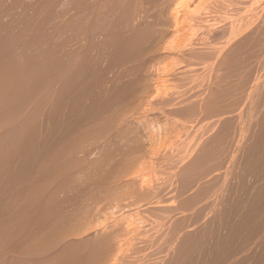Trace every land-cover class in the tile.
Listing matches in <instances>:
<instances>
[{
	"label": "rangeland",
	"instance_id": "1",
	"mask_svg": "<svg viewBox=\"0 0 264 264\" xmlns=\"http://www.w3.org/2000/svg\"><path fill=\"white\" fill-rule=\"evenodd\" d=\"M5 0H0V2H2L0 5V8H6V7H4L5 5L7 6V7H9V6H11V3H12V1L11 0H8V2H6V3H4L5 5L4 6H2V4H3V2H4ZM16 1V0H15ZM19 2H20V0H18ZM51 3H50V2ZM68 1H70V3L71 2H73L75 5H73V6H75V7H73L72 6V3L70 4ZM78 2H79V0H77ZM83 0H80V2L81 3H83L82 2ZM86 0H84V2H85ZM100 2V4H98L99 2ZM103 2V0H97V2H96V0H87V3L85 2V3H83V4H85L84 6H85V8H84V6H82L81 5V3L79 2L78 4H77V2H74L73 0L71 1V0H26V2H25V0L24 1H22L21 0V2L19 3H17V5H19V4H23V5H21V7H20V5H19V7L17 8L16 7V9L14 10V8H15V6L13 7V6H11L9 9H8V13H11V14H8L7 12H6V9H4V15H3V11H2V15H1V13H0V39L1 40H3V41H1L0 40V45L2 44H4L3 45V47H4V49H6V52H2L3 54L2 55H0V81H2V82H0V113L2 112V111H5V112H2V114L0 115V123L2 124H0L1 126H0V138H4L5 136V139L6 140H4V142H3V140L2 139H0V140H2L0 143H2V145L0 144V264H9V263H11V264H106V263H110V264H116V263H118V261H119V263L120 262H123V259H127V260H129V256H135L136 257V255L139 257V255L140 254H138V253H136V252H139V253H141V257L139 258V260L137 259L136 261H140L139 263H137L136 261H133V260H131V257H130V260L133 262V264L135 263V264H143V263H146V264H151V261H149V260H152V264H154V262H155V260L157 261V260H160V263H159V261L158 262H156V263H158V264H166L165 262L166 261H169V260H171V261H173L172 259H168V258H171V253L173 252L174 253V249H175V251H178V252H175L176 254H175V256L176 257H174V263L175 264H181L182 262H186L185 264H187L189 261L192 263V261H195V262H193V264L195 263V264H222V262H223V264L225 263V264H264V240H263V238H264V115H263V110H264V108H262L261 109V107H264L263 105H264V99H262V98H260V96H262V94L263 93H261V91H262V88L264 87V80H263V78H264V35H263V33H264V0H244V2H243V0H239L238 1V3H236L237 1L236 0H234L233 2L235 3H233V2H228L229 3V5H227V1L228 0H225L224 1V3L225 4H221L222 3V1L223 0H220L221 2H219L218 0H214V1H212V0H200V1H203V2H201L202 4H201V6H200V9H199V6H198V9H197V5H200L199 3H200V1L197 3V0H191V2H190V0H188L189 1V3H187L188 1H186V0H184V1H186V3L187 4H190V5H187L184 1V6H183V8H180V7H182V5H179L180 3V1L179 2H177V0H157L159 3H157V1L156 0H150V2L148 3V1L147 0H144V1H146V3H144V2H142L141 0L139 1L140 3H138V4H140V6L137 4V2L138 1H135V0H128V2H127V0H124V3L123 2H119V0L117 1H115V3L116 2H118L119 4H118V8L119 9H117V3L115 4L114 2H108V1H113V0H104V1H106V3L108 2V4L110 3H112L110 6H108V4H106L105 2H103V3H105L108 7H114L113 6V4H115L116 6V9L117 10H119V12H120V10H121V12L119 13V12H117L116 13V11H115V15L117 16V14H118V16L117 17H119L118 19H113V18H116V16L114 17L113 16V14L111 15L110 13H113V8H107L106 6H105V4H103L102 2ZM125 1L128 3V4H130V5H126L125 4ZM132 1V5H134V3H135V8L134 7H132L131 6V2ZM164 1H166V2H164ZM170 2L171 3V5H173L174 4V6H175V4H176V6H180L179 7V9H177L178 7H174L176 10H178V12H176L174 9V12L171 10V8H173V6L171 7V8H169L168 6L170 5V4H167L168 2ZM174 1V2H173ZM182 1V0H181ZM207 1V2H206ZM211 1H212V3H211ZM236 1V2H235ZM259 1V2H258ZM23 2V3H22ZM61 2H64V3H62L61 4ZM93 2H95V3H97V5L95 4V3H93ZM141 2H142V4L144 3L145 5H147L148 6V9L150 8L149 7V5H150V3H151V5L150 6H155L156 5V7H154V9H152L153 7H151V10H154V11H156V13L154 14V12L151 14L150 12H148L149 13V17H150V14H151V17H152V19H151V17L149 18V22H148V19L145 17V16H148L147 14V7L143 4H141ZM173 2V3H172ZM176 2V3H175ZM196 3L195 5L196 6H193V4L192 3ZM205 2V3H204ZM209 2V3H208ZM214 2H217V3H219V4H217V3H214ZM47 3H48V5H47ZM121 3V4H120ZM156 3V4H155ZM161 3V4H160ZM177 3H179V4H177ZM181 3V4H182ZM208 3V4H207ZM230 3H233L232 5L230 4ZM241 4V6H240V4ZM248 3V4H247ZM252 5H251V4ZM254 3H256V6L254 5ZM8 4H10L9 6H8ZM51 4V7H52V10H49V9H51V7H49V5ZM70 6H69V5ZM88 4H90V6L88 5ZM92 4V5H91ZM138 5V7H137V5ZM149 4V5H148ZM160 4V5H159ZM166 4V5H165ZM186 4V5H185ZM205 4H207L206 5V8H207V10L205 9H203L204 7H205ZM210 4H212L211 6L213 7V8H216L215 10L213 9V8H211V6H210ZM214 4H215V6H216V4L218 5V7H214ZM243 4V5H242ZM246 4V5H245ZM12 5H16V2L14 3V4H12ZM26 5V6H25ZM62 5H64V7L62 6ZM67 7H66V6ZM94 5H96V6H94ZM98 5L100 6V5H103V6H101V9H100V11L101 10H103V13H104V15H107V14H110L109 16L107 15L106 16V18H105V16L103 15V13L102 12H100L99 10H97L96 11V8H100V7H98ZM119 5H121V6H119ZM126 5V6H125ZM168 5V6H167ZM223 5V6H222ZM231 5V6H230ZM249 5H250V7H249ZM92 6H94V7H92ZM142 6V7H141ZM144 6V7H143ZM192 6L193 7H195L196 9H194V11H193V9H190V8H192ZM207 6H209L210 8H208ZM223 7V8H220V7ZM226 6H229V7H231V9L229 8L228 9V7L226 8ZM235 6H238V8L237 7H235ZM260 6V7H259ZM263 6V7H262ZM25 7V8H24ZM47 7V8H46ZM53 7H55V8H53ZM56 7H58V8H56ZM62 7V8H61ZM68 9H75L76 10V7H78V11H79V7L83 10V9H85V11H83V12H85V14L84 13H82V11H81V13L79 14V12H77L78 13V17L80 18V20L82 19L79 15H85L86 16V18L88 17V15H89V18H87V19H92L93 20V22L90 20H87L85 17H83L84 19H86V21H87V25L85 24V22H84V24L86 25V27H88L89 26V28H91L92 26H90L91 24H93V23H96L98 20V22L100 23L99 25L98 24H94L93 26H95L97 29H90V30H92V31H90L89 30V28L87 29V30H85L86 28H84L83 29V23H82V25L81 24H78V22H76V21H78V17H75V16H77L76 14L77 13H75L76 11L73 9V11H75L74 13H73V11H68V10H64V9H66V8ZM88 7H90L89 9L91 10V13L89 12V10H88ZM91 7L92 8H94L95 10H93L92 11V9H91ZM105 7V8H104ZM124 7H126V9L124 8ZM132 7V8H131ZM142 8V10H140L141 8ZM146 7V8H145ZM186 7H188V8H186ZM201 7H203V8H201ZM241 7V8H240ZM244 7V8H243ZM11 8L13 9V10H11ZM20 8V9H19ZM23 8V9H22ZM59 8H60V10H59ZM103 8V9H102ZM107 8V9H106ZM133 8H134V10H133ZM140 8V9H139ZM159 8V9H158ZM165 8H166V10H165ZM218 8V9H217ZM226 8V9H225ZM247 8H251V10L250 9H247ZM255 8V9H254ZM25 9V13H24V10ZM58 9V10H57ZM80 9V10H81ZM87 9V10H86ZM110 9V10H109ZM113 9V10H112ZM146 11H145V10ZM168 9H169V11H170V13L172 14V15H169V12H168ZM190 10V12L188 11V10ZM203 9V10H202ZM212 9V10H211ZM220 9V10H219ZM224 9V10H223ZM235 9V10H234ZM242 9H246L245 11L243 10L242 11ZM254 10V13H253V10ZM258 9H260V10H258ZM49 10V11H48ZM57 10V12H58V14L55 12ZM64 12H63V11ZM108 10V11H107ZM135 10H136V12H138V13H136L135 12ZM150 10V9H149ZM148 10V11H149ZM150 10V11H151ZM180 10V11H179ZM181 10H182V12H181ZM216 10H218V11H216ZM241 10V11H240ZM23 11V12H22ZM53 11V12H52ZM60 11V12H59ZM65 11L67 12L68 11V13H65ZM87 11L89 12V13H87ZM95 11V12H94ZM100 12V13H102L101 15L102 16H104V17H101L100 16V18H102L101 20H100V18L98 17V20H95V19H97V17L94 19L93 17H92V15H94V13L95 14H97L96 16H99L98 15V13L97 12ZM109 11H111V12H109ZM143 13H142V12ZM147 13L146 15H141V14H139V12L140 13H142V14H144L145 12ZM164 11V12H163ZM188 13H187V12ZM191 11H192V13L193 14H189V13H191ZM199 11V12H198ZM205 11V12H204ZM225 11V12H224ZM231 11V12H230ZM232 11H235V12H232ZM240 12V13H238V12ZM247 11H248V13H247ZM250 11V12H249ZM1 12V11H0ZM18 12V13H17ZM54 13V15H56V16H54V15H52V13ZM62 12V13H61ZM162 12H163V14H165V13H167L168 12V14L167 15H169V16H173V14H175L176 15V13H178L177 15H181V13H182V15L180 16V17H182V18H180L179 16H177L176 15V18H175V15H174V18H169L168 16H166V14L165 15H163L162 14ZM173 12V13H172ZM181 12V13H180ZM185 12V13H184ZM201 12H203V13H201ZM209 12V13H208ZM218 12V13H217ZM221 12V13H220ZM223 12V13H222ZM227 12H229V13H227ZM256 12V13H255ZM263 12V13H262ZM14 13H16V14H14ZM56 13V14H55ZM60 13V14H59ZM70 13V14H69ZM72 13L73 14H75V15H73V17L71 16L72 15ZM136 13V14H135ZM162 15H161V14ZM184 13V14H183ZM206 13V14H205ZM225 13V14H224ZM242 13H244L243 15H242ZM247 15H246V14ZM253 13V14H252ZM261 15H260V14ZM6 14V15H5ZM12 14H14L13 15V17H12ZM30 14V15H29ZM63 14H64V17H63ZM90 14H92V15H90ZM119 14H121L122 15V17L123 18H121V16L119 15ZM187 14H189V15H187ZM196 14V15H195ZM198 14V15H197ZM200 14H203V15H201V16H199ZM216 14H220L219 16H217ZM229 14H230V16H229ZM234 16H233V15ZM241 14V16H239ZM18 15L19 16H22V17H20V20L17 18L18 17ZM28 15V16H27ZM58 15L60 16L61 15V19H60V17H58ZM124 15H125V18L128 20H126L125 18H124ZM153 15V16H152ZM185 15H186V17L187 16H190L191 15V17L193 16V17H195V20L198 22L199 21V24L201 25H199L195 20H194V18H192L191 19V17H188V18H186L185 17ZM210 15V16H209ZM249 15H251V16H253V17H251L250 16V18L248 17V19H251V20H249V22L251 23V25L252 24H254V25H252V26H250V25H248L249 24V22H248V24H247V22L246 21H248V20H245V19H247L246 17L247 16H249ZM258 15V17L260 16V18H257L256 16ZM2 16H4L3 18H2ZM9 16H10V18L12 17V19L14 20V21H12V19H10L9 18ZM54 16V17H53ZM135 16H139V17H135ZM141 16V17H140ZM162 16V17H161ZM166 18H165V17ZM184 16V17H183ZM197 16H198V18H197ZM206 16H207V19H206ZM223 18H222V17ZM229 18H228V17ZM233 16V17H232ZM238 16V17H237ZM244 16V18H242ZM246 16V17H245ZM263 17V19H262V17ZM67 17V18H66ZM70 17V18H69ZM109 17V18H108ZM111 17H112V19H111ZM145 17V19H143V20H146V22L145 21H143L142 19H140V18H144ZM200 17H202V18H200ZM211 17H213V18H211ZM219 17V18H218ZM228 19H227V18ZM9 18V19H8ZM15 18V19H14ZM17 18V19H16ZM53 20H52V19ZM55 18V19H54ZM63 18V19H62ZM65 18V19H64ZM71 18H74V20H76L75 21V23H76V26H82V27H76L74 24H70L69 22H73L72 20H71ZM78 18V19H77ZM139 18V19H138ZM168 18L170 19V20H168ZM178 18V19H177ZM197 18V19H196ZM212 21H210L209 19ZM215 18V20H213ZM221 18V19H220ZM239 18H241V19H239ZM253 18V19H252ZM69 19V20H68ZM103 19H104V21H103ZM122 19L124 20V21H122ZM166 19V20H165ZM173 19H175V21H176V19L177 20H181L180 22L178 21V23H177V21H176V23L178 24V29H177V24H175L174 22H172V21H174ZM199 19H201V20H199ZM207 21H206V20ZM239 19V20H238ZM254 19H256L255 21L257 22H255L254 21ZM261 19V20H260ZM7 20V21H6ZM17 20V22L15 23V21ZM34 20V21H33ZM66 21L65 23H64V21ZM95 20V21H94ZM109 20V21H108ZM117 20H120V21H122V22H120V21H118L117 23H119V24H117L116 23V25H115V22L117 21ZM141 22H140V21ZM184 20V21H183ZM189 20V21H188ZM192 20V21H191ZM226 20V21H225ZM228 20V21H227ZM243 20H245V21H242ZM259 20H260V23H259ZM5 21V22H4ZM57 21V22H56ZM82 22H83V20H81ZM85 21V20H84ZM115 21V22H114ZM163 21V22H162ZM164 21H165V24H164ZM168 21H169V24H168ZM194 21L196 22V23H194ZM201 21V22H200ZM220 21H221V23H220ZM230 21H231V23H230ZM234 21V22H233ZM239 21H241L243 24H245V22H246V24L249 26H247L246 24H245V27H243V28H241L242 26H239L240 24L241 25H243L241 22H239ZM253 21H254V23H253ZM20 22V24H18ZM53 22H55V23H53ZM68 22V23H67ZM80 22V21H79ZM88 22H92L90 25H88ZM110 22H112V23H110ZM136 22V23H135ZM142 22L144 23V25L142 24ZM148 22V23H147ZM155 24H153V23ZM182 22V23H181ZM192 22V23H191ZM223 22V23H222ZM228 22V24L226 25L225 23H227ZM239 22V23H238ZM261 22H262V24H261ZM9 23V24H8ZM11 23V24H10ZM57 23V24H56ZM122 23H124L126 26H124L123 28L121 27L122 26ZM145 23H147L148 25H146ZM172 23V24H171ZM175 24V26H174V24ZM184 23H186V24H184ZM202 23V24H201ZM208 25H207V24ZM233 23V24H232ZM22 24V25H21ZM60 24H61V26H60ZM105 24L107 25L106 27H105ZM110 24H112V26L110 25ZM121 24V25H120ZM136 24V25H135ZM166 24H168V25H166ZM193 24V25H192ZM198 24V25H197ZM219 24V25H218ZM234 25V26H232V25ZM257 24V25H256ZM259 24V25H258ZM55 25V26H54ZM72 25H74L75 26V28H73L74 26H72ZM135 25V26H134ZM139 25V26H138ZM143 25V26H142ZM153 25L154 26H156V27H153ZM166 25V26H165ZM187 25V26H186ZM205 25V26H204ZM209 25H213L212 26V28H211V26H209ZM225 25L227 26V28L226 29H224L225 28ZM228 25H230V26H232V28H235V30H237V29H240L239 31H245L244 32V34H243V32L241 33V32H239L238 30L235 32L237 35V38H236V36L235 37H233L234 35H235V33L234 34H232L233 36H231V35H228L227 37H228V39L230 40H232V38H233V40L231 41H228L225 37H223L224 35H227L228 33H226V32H230L229 30H227L228 29ZM262 25V26H261ZM34 26V27H33ZM64 26H66V27H64ZM72 26V27H71ZM102 26V27H101ZM111 26V27H110ZM119 26V27H118ZM148 26V27H147ZM184 26V27H183ZM195 26V27H194ZM198 26V27H197ZM200 26V27H199ZM202 26H204V29H203V27ZM209 27V28H207V27ZM219 26V27H218ZM244 26V25H243ZM257 26L259 27V28H257ZM19 27H21V28H19ZM51 27H54V29L53 28H51ZM56 27V28H55ZM70 27V28H69ZM126 27H128V28H126ZM132 27V28H131ZM137 27H140L139 29L137 28ZM142 27V28H141ZM146 27V28H145ZM151 27V28H150ZM166 27H168V28H166ZM172 27H174V29H175V31L177 30V32H175L174 31V29L172 30ZM181 27V28H180ZM193 27V28H192ZM207 29H211L210 31L212 32V33H210V31L208 30V32L210 33V34H212L211 36H212V38L213 39H210L211 38V36H210V34L209 33H206V28ZM253 27V28H252ZM256 29H255V28ZM260 27H262V28H260ZM59 28H60V30H59ZM64 28V29H63ZM69 28V29H68ZM74 29V31L75 32H72L73 30H70V29ZM100 28V29H99ZM105 28V29H104ZM117 28V29H116ZM179 28H180V30H181V32H179L180 33V35H179V33H178V30H179ZM184 28V29H183ZM192 28V29H191ZM199 28V29H198ZM222 29L220 32H218L217 31V29L219 30V29ZM230 28V27H229ZM231 28V29H232ZM246 28V29H245ZM249 30H248V29ZM251 28V29H250ZM20 29V30H19ZM53 29V30H52ZM63 29V30H62ZM66 29H68V31H69V33H71L70 35H72L71 37H73L74 35L72 34V33H74V34H76L75 35V38H72L73 39V41H70V40H72V39H70L69 41L68 40H66V39H64V36L66 35L67 37L69 36V33H68V31H66ZM78 29H80L81 30V32H82V34H81V32H79L80 30H78ZM102 29V30H101ZM124 30L123 32H125V33H123L121 30ZM127 29V30H126ZM136 29V30H135ZM165 29V30H164ZM166 29H169V30H166ZM187 29V30H186ZM201 29V30H200ZM216 29V31L220 34V35H222V34H224V33H226V34H224V35H222V38L218 35V37H220V42L222 41V45H223V43L225 42H229V45L226 43V45H220L221 46V48L223 47V49H224V46H226L225 48H227L228 46H230V48L228 47L227 49H234L235 47V49H234V51L232 50L231 51V54H232V58L231 57H226L228 54H229V56L231 55L230 54V50L228 51V53H226L227 52V50L225 51H220V47H216V46H218V44H216L215 43V45H213L214 43H212V41L211 40H217V38L215 37L218 33L217 32H215V33H213V31ZM245 29V30H244ZM257 29H260V30H257ZM13 30V31H12ZM16 30V31H15ZM22 30V31H21ZM55 30H56V33H55ZM57 30H59L58 32H57ZM63 31V33L65 34L64 36H62V31ZM76 30H78V32L80 33H76ZM82 30H85L84 31V33H83V31ZM89 30V31H88ZM97 30V34H96V31ZM118 30V31H117ZM163 30V31H162ZM183 30V31H182ZM202 30H204V31H202ZM224 30V31H223ZM248 30V31H247ZM66 33H65V32ZM87 31V32H86ZM102 31H103V34H101L102 33ZM126 31L128 32V33H126ZM172 31V32H171ZM186 31V32H185ZM194 31V32H193ZM200 31H201V33H200ZM226 31V32H225ZM98 32H100L99 34H98ZM105 32V33H104ZM119 32V34H117ZM165 32H167V33H165ZM170 32V33H169ZM203 32V33H202ZM204 32H205V34L206 35H204ZM250 32V33H249ZM24 33V34H23ZM45 33V34H44ZM52 33V34H51ZM92 33H94V36H96V35H98L97 37H98V40L99 41H101L102 42V44L100 43V42H98V40H97V37L95 38V39H93L94 38V36L92 37L91 35H93ZM122 33V34H121ZM129 33H132V34H130L129 35ZM141 35H140V34ZM184 33L186 34V35H189V36H186V35H184ZM195 35H194V34ZM200 33V34H199ZM238 33H241V34H243V35H245L246 37H244L243 35H241V34H238ZM257 33V34H256ZM11 34H13L12 35V37H11ZM20 34V35H19ZM56 34V35H55ZM59 36H58V35ZM109 34V35H108ZM128 34V35H127ZM133 34H134V37H133ZM149 34V35H148ZM166 34V35H165ZM170 34V35H169ZM173 34V35H172ZM198 36H197V35ZM40 35V36H39ZM80 35V36H79ZM88 35H90V37H88ZM116 35H118V36H116ZM139 35V36H138ZM150 35H152V36H150ZM171 35L173 36V37H171ZM178 35V37L176 38V41H174V38L176 37V36ZM202 35V36H201ZM209 35V36H208ZM239 35H240V37H239ZM9 36V37H8ZM51 36V37H50ZM56 36H58V38H56ZM65 36V37H66ZM84 36V37H83ZM102 38H101V37ZM104 36V37H103ZM125 36V37H124ZM127 36V37H126ZM136 36V37H135ZM142 36V37H141ZM148 38H147V37ZM149 36H150V38H149ZM166 36V37H165ZM175 36V37H174ZM180 36V37H179ZM193 36H195V37H193ZM242 36V37H241ZM4 37L6 38V39H4ZM32 37V38H31ZM78 37V38H77ZM88 39H87V38ZM100 37V38H99ZM121 37V38H120ZM163 37V38H162ZM168 37V38H167ZM185 37H186V39H185ZM188 37V38H187ZM205 37V39H207L208 41L207 42H203V40L204 41H206L205 39H203ZM229 37H232V38H229ZM8 38H12L10 41L9 40H7ZM70 37H68L67 39H69ZM81 38V39H80ZM117 38H120V39H117ZM129 38V39H128ZM139 38V39H138ZM140 38H141V42H140ZM170 38H171V40H170ZM180 38V39H179ZM197 38H198V40H197ZM215 38V39H214ZM223 38H225L224 39V42H223V40H221V39H223ZM235 38L237 39V40H235ZM240 38H244V41L242 40L241 41V39ZM245 38H246V40H245ZM46 39V40H45ZM54 39H57V41L56 40H54ZM75 39H76V41H75ZM77 39H79L78 41H77ZM93 41H92V40ZM125 39V40H124ZM131 39H132V43H131ZM145 41V40H147V42L145 41H143V40ZM240 39V40H239ZM64 40H66L65 42H64ZM80 40H81V42H80ZM94 40H95V42H94ZM118 42H117V41ZM119 40H121V41H119ZM127 40H128V42H127ZM130 40V41H129ZM162 40V41H161ZM185 40V41H184ZM193 40V41H192ZM202 40V41H201ZM210 40V41H209ZM219 40H217V41H219ZM6 41V42H5ZM9 41V42H8ZM67 41L68 42H71L70 44H73V42H74V46H72V45H70L69 43H67ZM123 41V42H122ZM124 41H126V42H124ZM135 41V42H134ZM139 41V42H138ZM159 41H161V44H160V42ZM164 41H165V43H164ZM179 41H180V43H179ZM197 41V42H196ZM200 41V42H199ZM3 42V43H2ZM41 42V43H40ZM78 42H79V44H78ZM86 42V43H85ZM108 42V43H107ZM110 42H111V44H110ZM113 42V43H112ZM116 42H117V45H116ZM120 42V43H119ZM173 42H175V44L173 43ZM176 42H178V43H176ZM188 42V43H187ZM192 44V46H190L192 49H188V50H186L188 47H189V45H191L190 43ZM199 42V44H201V42L202 43H204L205 44V46L207 45L208 47L210 46V45H212V47L211 48H213V46H214V48L216 47V48H219V53H218V56H221V55H219V54H221L220 52H222V54L226 57V59H225V57L222 55V57L221 58H223V59H221L220 58V60L218 59L219 57L216 55V58L219 60H217L216 58H215V56H212L214 53L213 52H211L212 53V55H211V53H210V58L211 57H213L214 59H210L209 57H208V55H206L207 54V52H208V50H207V52H203V47H201V46H204L203 44L200 46L199 44H197ZM209 42L211 43L210 45H208L209 44ZM214 42H216V41H214ZM259 42V43H258ZM6 43V44H5ZM38 43V44H37ZM59 43V44H58ZM81 43V44H80ZM88 43V44H87ZM105 43V44H104ZM123 43H125V45L123 44ZM136 43V44H135ZM141 43V44H140ZM144 43V44H143ZM157 43V44H156ZM160 45H159V44ZM163 43V44H162ZM188 44V46H185V45H187ZM206 43H208V44H206ZM218 43V42H217ZM224 43V44H225ZM7 44L9 45V46H7ZM41 44V45H40ZM65 44H67L68 46H71V48L73 47V49H72V53L71 52H67V51H69V50H66V48H70V47H66L65 46ZM75 44H77V47H78V49H79V53L80 54H83L82 56H76V57H78V58H80V59H78L77 60V58L75 57V55H74V57L76 58L75 60L76 61H79V62H77L75 65H77V66H80V68H78L77 67V71L75 70L76 68H72V67H74L75 65H74V59H72L71 60V58H72V56L71 55H73L74 54V52H73V50H75ZM94 44V45H93ZM100 44V45H99ZM122 44V45H121ZM137 44H139V45H137ZM171 44V45H170ZM176 44H178L177 46H176ZM181 44V45H180ZM182 44L184 45V46H182ZM195 44H196V47H201L202 48V53L203 54H205L206 56H207V58H204L203 57V55H201L202 57H203V59H202V57L200 58V59H202L201 61L200 60H198L199 58L198 57H196V54H195V52H199L200 53V51H197V49H200L201 50V48H196L195 47ZM240 44V45H239ZM249 44V45H248ZM6 45V46H5ZM40 45V46H39ZM54 45V46H53ZM63 45L66 47V48H62L63 47ZM79 45L80 46H82L81 48H79ZM111 46V47H109V46ZM115 45V46H114ZM127 45V46H126ZM130 45V46H129ZM132 45V46H131ZM133 45H134V48L135 47H137V48H133ZM136 45V46H135ZM159 45V46H158ZM163 45V46H162ZM165 45V46H164ZM180 45V46H179ZM235 45H237V46H235ZM43 46H45V47H43ZM85 46H87V50H88V52L85 50L86 49V47ZM99 46H100V48H99ZM107 46V47H106ZM118 46V47H117ZM125 46V48H123ZM157 46V47H156ZM204 46V47H205ZM232 46H233V48H232ZM235 46V47H234ZM239 46V47H238ZM246 46V47H245ZM1 47V46H0ZM3 47H1L0 48V50L2 49L3 50ZM54 47H56V49H54ZM85 47V48H84ZM128 47V48H127ZM147 47V48H146ZM149 47H151V48H149ZM176 47H184V50H186V51H184L185 53H181V52H183V50L182 51H180V53L181 54H186V55H184L185 57H184V62L182 63L181 61H180V57L181 58H183V55H180V53H178L179 52V48H176ZM185 47H187L186 49H185ZM189 47V48H190ZM194 47V48H193ZM14 48V49H13ZM42 48H44V49H42ZM83 48V51L82 52H84V53H82L81 51H80V49H82ZM106 48V49H105ZM116 48V49H115ZM155 48V49H154ZM157 48V49H156ZM165 48H166V50H165ZM170 50H169V49ZM175 48V49H174ZM181 48H180V50H181ZM210 48V47H209ZM210 48V49H211ZM238 48V49H237ZM39 49V50H38ZM41 49V50H40ZM78 49L76 48V50L75 51H78ZM104 49V50H103ZM145 49H148L147 50V52H149V51H151V52H149V55H148V53L146 54V50ZM172 49H174V51L172 50ZM183 49V48H182ZM194 49H196V50H194ZM205 50H206V48H204ZM223 49H221V50H223ZM29 50V51H28ZM42 50H43V52H42ZM65 50V51H64ZM87 52V54H85L86 52ZM106 50L108 51V50H110V51H112V52H110V51H108V52H106ZM132 51V53L133 54H131V51ZM135 50V51H134ZM138 50V51H137ZM142 50V51H141ZM162 50V51H161ZM193 51V53H192V51ZM204 50V51H205ZM213 49H211V51H212ZM215 50V52L217 51L216 49H214ZM213 50V51H214ZM238 50V51H237ZM261 50V51H260ZM38 51V52H37ZM47 51V52H46ZM126 51V52H125ZM136 51H137V53H136ZM144 51H145V55H144ZM165 51H167V53L166 54H169V55H167V58L165 57V59H164V56H166V54L164 55L163 53ZM171 51H172V53H171ZM189 51V52H188ZM210 51V50H209ZM236 51V53H233V52H235ZM246 51V52H245ZM65 52V53H64ZM103 52V53H102ZM105 52V53H104ZM169 52V53H168ZM173 52H175V53H173ZM186 52H188V53H186ZM226 54H225V53ZM257 52V53H256ZM47 53V54H46ZM53 55H52V54ZM57 53V54H56ZM58 53H60L59 55H60V60L62 59V61H58V59H57V63L58 64H56L55 63V61H56V57H59V56H57L58 55ZM67 53H68V55H67ZM106 53H107V55H106ZM111 53V54H110ZM162 53V54H161ZM170 53L171 54H173V57L170 55ZM179 54V56H177V54ZM193 54V56H194V54H195V57L196 58H198L197 59V61H200L201 63L200 64H195V62L197 63V61L193 58V57H190V56H192V55H190L189 57H187V55L188 54ZM198 53V54H199ZM202 53H200V54H202ZM261 53V54H260ZM46 56H45V55ZM49 54V55H48ZM56 54V55H55ZM76 54H78V52L76 53ZM143 54V55H142ZM151 54V55H150ZM174 54H176L175 56H174ZM36 55V56H35ZM62 55V56H61ZM65 55V56H64ZM87 55V57L85 58V56ZM103 55V56H102ZM130 55V56H129ZM162 55V56H161ZM16 56V57H15ZM19 56V57H18ZM45 58H44V57ZM55 56V60H53V57ZM70 56H71V58H70ZM106 56H108V57H106ZM114 56H116V57H114ZM138 56V57H137ZM141 56V57H140ZM144 56H145V58H144ZM147 56V57H146ZM149 56V57H148ZM169 56H171L170 58H169ZM177 56V57H176ZM199 56V55H198ZM205 56V57H206ZM234 56V57H233ZM7 57H9V59L7 58ZM15 57V58H14ZM39 57V58H38ZM51 57V58H50ZM134 57V58H133ZM137 57V58H136ZM140 57V58H139ZM174 57H175V59H174ZM188 58V60H189V58H193V59H191L192 61H195L194 62V64L192 63V61H191V63H189V61H187V58ZM255 57V58H254ZM12 58H14V59H12ZM112 58V59H111ZM136 58V59H135ZM139 58V59H138ZM185 58H186V61H187V64L189 65H191V67H192V70H193V72L191 71V72H189V67H190V65L189 66H187V64H185L186 62H185ZM210 59V60H212V61H210V60H208L209 61V63L211 62V64H209V63H206L205 64V61L206 62H208L207 61V59ZM227 58H228V60H227ZM17 59V60H16ZM37 59H39V60H37ZM70 59V60H69ZM85 59V61H83ZM114 59V60H113ZM177 59H179V60H177ZM13 60L15 61L14 63H13ZM20 62H19V61ZM29 60V61H28ZM52 60V61H51ZM80 60H82V61H80ZM118 60H120V61H118ZM143 60V61H142ZM151 60V61H150ZM170 60V61H169ZM172 60V61H171ZM173 60H174V62H173ZM175 60H177V61H175ZM12 61V62H11ZM24 61V62H23ZM35 61V62H34ZM36 61H37V63H36ZM71 61H73V62H71ZM147 61V62H146ZM149 61V62H148ZM179 61H180V63H179ZM215 63H214V62ZM258 61H260L259 63L260 64H262L263 63V65H260L259 63H258ZM8 62V63H7ZM18 63V65L17 64H15V63ZM45 62V63H44ZM107 62V63H106ZM173 62V63H172ZM177 62H178V64H179V66H177V65H174V64H177ZM220 62V63H219ZM222 62V63H221ZM236 62V63H235ZM3 63V64H2ZM12 64V66H11V64ZM50 63V64H49ZM56 64V69H55V65L53 66V64ZM60 63V64H59ZM80 63V65H78ZM82 63H87L86 65L85 64H82ZM144 63H146V64H144ZM213 63V64H212ZM218 65H217V64ZM7 64V65H6ZM74 66H73V65ZM148 64H150L148 67L146 66V65H148ZM182 64V65H181ZM186 65V67H188V68H184V69H188V71L187 70H185L186 72H188V73H193L194 74V77H192V75H191V77H190V75L188 76V73H186V72H184V70L182 71V72H179V70L181 69L180 67H182V69H183V66L184 65ZM202 64H204V65H202ZM223 64V65H222ZM227 64V65H226ZM17 65V66H16ZM38 65V66H37ZM84 67H83V66ZM109 65V66H108ZM120 65V66H119ZM145 65V66H144ZM153 65V66H152ZM173 65V66H172ZM195 67L196 66V69L194 68L193 69V66ZM201 65V66H200ZM207 65V67L210 69V71H209V69L208 70H205L204 68H203V71L202 70H200V69H202L201 67L203 66V67H205ZM209 65V66H208ZM213 65V70L214 71H211L212 70V68L210 67V66H212ZM220 65V66H219ZM229 65V66H228ZM234 65H236V66H234ZM240 65V66H239ZM23 66H24V68H23ZM34 66V67H33ZM53 66V67H52ZM59 68H58V67ZM70 66H72V67H70ZM82 66V67H81ZM167 66V67H166ZM168 66H170V67H168ZM171 66H172V68H171ZM179 69V70H177V68ZM218 66V69H220V72L218 71L217 72V70L218 69H216V67ZM242 66V67H241ZM260 66H262V67H260ZM11 67V68H10ZM33 67V69L32 70H30L31 68ZM38 67H40V68H38ZM53 69H52V68ZM61 67V68H60ZM64 67V68H63ZM135 67H137V68H135ZM155 67V68H154ZM197 67H199V71L197 70L198 68ZM207 67H206V69H207ZM242 69H241V68ZM246 69H245V68ZM30 68V69H29ZM62 68L64 69V70H62ZM69 68H72V70H75V72L74 71H71ZM111 68V69H110ZM141 68V69H140ZM153 68V69H152ZM244 68V69H243ZM260 68V69H259ZM21 69L23 70L22 71V73H24V76H26L27 74L29 75L28 76V78H30L31 77V75H34L35 74V72L37 73L35 76H33L32 78H30V79H28L27 77H23L22 75L23 74H21V76H20V71H21ZM38 69V70H37ZM61 69V70H60ZM79 69V70H78ZM84 69V70H83ZM91 69V70H90ZM123 69V70H122ZM144 69V70H143ZM155 69V70H154ZM177 71H176V70ZM181 69V70H182ZM4 70V71H3ZM26 70V71H25ZM30 72H29V71ZM52 70H54V71H52ZM59 70V71H58ZM66 70V71H65ZM69 70L71 71V72H73L74 73V76H73V73H72V75H71V73L69 72ZM106 70V71H105ZM117 70V71H116ZM120 70V71H119ZM138 70V71H137ZM141 70L143 71V72H141ZM162 70V71H161ZM165 70V71H164ZM180 70V71H181ZM196 70L198 71V72H196ZM1 71H2V73H1ZM35 71V72H34ZM56 71H58V73H56ZM65 72V75H66V77L64 76V72ZM122 71H124V73H122ZM136 71L137 72H139V74L142 76H140L138 73H136ZM144 71H147V72H149V73H147V72H144ZM196 73H195V72ZM217 72V73H219V77H218V74H216V73H214V72ZM20 72V73H19ZM33 72V73H32ZM60 72H62V73H60ZM69 72V73H68ZM80 74H79V73ZM150 72H152L151 74H150ZM173 72V73H172ZM186 73L187 74V76H186V74L184 75V74H182V73ZM208 72H210V74H211V76H209L210 77V79H209V77H206V76H208V75H210V74H206V73ZM212 72V73H211ZM241 72H243L242 74H239V73H241ZM258 72H261L260 74L258 73ZM262 72H263V74H262ZM5 73V74H4ZM32 73V74H31ZM136 73V74H135ZM146 75H145V74ZM153 73H155V74H153ZM172 73V74H171ZM197 73H199V74H197ZM202 73L204 74V75H206V76H203L202 75ZM26 74V75H25ZM68 74V75H67ZM69 74L71 75V78L73 77V79H72V83H70V85H69V83H68V81L69 80H67L66 82L68 83V84H65V82H63L66 78H68V76H69ZM76 74H79L78 75V77H77V75ZM119 74H122V77L119 75ZM125 76H124V75ZM135 74V75H134ZM139 75V77H138V75ZM148 74V75H147ZM176 75V78L175 77H173V76H175ZM196 74V75H195ZM205 78H201V75ZM213 74V75H212ZM262 74V75H261ZM18 75V76H17ZM53 75H55V77L53 76ZM56 75H57V77H58V75H60V77H58L57 79H56ZM95 75V76H94ZM150 75V76H149ZM155 75V76H154ZM172 75V78L170 77ZM179 75V76H178ZM198 75V76H197ZM200 75V76H199ZM214 75H217V76H214ZM240 75V77L242 78H240V77H238ZM244 75H245V77H244ZM43 76V77H42ZM53 76V77H52ZM80 76V77H79ZM124 76V77H123ZM143 76H146V77H150V79L149 80H146ZM160 76V77H159ZM186 76V77H185ZM263 77V78H261L260 79V77ZM64 77V78H63ZM75 77V78H74ZM137 77V78H136ZM141 77V78H140ZM153 77V78H152ZM198 77V78H197ZM199 77H200V80H199ZM214 79V81H213V79ZM215 77H216V79H215ZM226 77V78H225ZM233 77V78H232ZM244 77V78H243ZM254 77V78H253ZM258 77V78H257ZM23 78H25V79H23ZM53 78H55L56 79V84H54V82H55V79H53ZM144 79V80H146V81H143V80H140V79ZM166 78V79H165ZM191 78H192V80H191ZM207 78H208V80H207ZM240 78V79H239ZM257 78V79H256ZM2 79H4V80H2ZM23 79V80H22ZM47 79V80H46ZM54 80V82H53V80ZM68 79H70V77L68 78ZM126 79V80H125ZM136 79H138V81L136 80ZM168 79V80H167ZM173 79H175V80H177V81H175V80H173ZM180 79V80H179ZM201 79L202 80H207V81H209L208 83H207V81L204 83V82H202L201 81ZM221 79V80H220ZM235 79H237V81L235 80ZM251 79V80H250ZM256 79V80H255ZM20 82H19V81ZM25 80V81H24ZM52 80V81H51ZM73 80H74V82H73ZM122 80H124V82H126L127 80V82L126 83H124ZM166 80V81H165ZM172 80L174 81V84L175 85H173V82H172ZM211 80V81H210ZM219 80V81H218ZM234 80V81H233ZM238 80L240 81V82H238ZM242 80V81H241ZM246 80H248V81H246ZM255 80V81H254ZM259 80H262V83H261V81H259ZM51 81V82H50ZM143 81V82H142ZM223 81V82H222ZM6 82H8L9 83V85L11 86V87H13L14 88V90L12 89V91L13 92H11V93H8V96L9 97H7V95H6V97H5V94L9 91L10 92V90H11V88H10V86L9 85H7L8 83H6ZM63 82V83H62ZM80 82V83H79ZM136 82H137V84H136ZM140 82V83H139ZM142 82V83H141ZM172 84H171V83ZM178 82V83H177ZM179 82H181V84H179ZM201 82H202V84H201ZM210 82L212 83L213 82V84L212 85H210ZM215 82V83H214ZM245 82V83H244ZM249 82V83H248ZM260 82V83H259ZM5 83H6V85H5ZM21 83H24V84H28V86H26V85H24V84H21ZM50 83V84H49ZM121 83H123V84H121ZM150 83H152V85L150 84ZM157 83V84H156ZM162 83V84H161ZM166 83V84H165ZM168 83V84H167ZM170 83V84H169ZM256 83V84H255ZM2 84L3 85H5L6 87H4V86H2ZM29 84L31 85V86H29ZM43 84V85H42ZM46 84V85H45ZM54 85V86H52V85ZM66 85V86H64V85ZM124 84H126V87L124 88ZM191 84V85H190ZM199 84V85H198ZM200 84H201V86H200ZM206 84V85H205ZM210 86H209V85ZM254 84V85H253ZM261 84V85H260ZM42 85V86H41ZM45 85V86H44ZM97 85V86H96ZM123 86V88H122V86ZM143 85H144V87H143ZM150 85V88H147L148 86ZM165 87H164V86ZM184 85L185 86H187L188 85V87L185 89L184 88ZM245 85V86H244ZM261 86V87H258L257 86V88H258V90L257 91H259L258 92V94L259 93H261V94H259V95H257V91H255L257 88L256 87H253V86ZM263 85V86H262ZM52 86V87H51ZM85 86V87H84ZM136 86V87H135ZM146 86V87H145ZM176 86V92H174L175 91V89H174V87ZM178 86H179V88H178ZM189 86H191L192 88L191 89H195L194 91H192V93L193 94H195L196 96H198V95H202L203 94V92L204 91H206L205 93H204V96H202V97H196L195 95H193V96H195L196 98H198L197 99V101H195L192 97H190V96H185L183 93L181 94V93H179L178 92V89H181L182 90V88H184L183 90H188V88H189ZM197 86V87H196ZM199 86H200V88L201 87H206V86H208V87H204V91L203 92H201V90H203V88H199ZM212 86V87H211ZM250 88H252V89H254V90H252V89H250ZM8 87V88H7ZM21 87H23L24 89H21ZM41 87V88H40ZM76 87V88H75ZM151 87H153V88H151ZM154 87H156V88H154ZM5 89V92H3L2 90H4ZM25 88H26V91H25ZM40 88V89H39ZM44 88V89H43ZM47 88V89H46ZM49 88V89H48ZM65 88H66V90H65ZM147 88V89H146ZM161 88V89H160ZM165 88V89H164ZM167 88V89H166ZM28 89V90H27ZM45 89L47 90V91H45ZM54 89V90H53ZM134 89V90H133ZM138 89V90H137ZM141 89L144 91H141ZM149 89V90H148ZM152 89V90H151ZM163 89V90H162ZM198 89V90H197ZM250 89V90H249ZM24 90V91H23ZM41 90H43L42 92H44L45 91V94L44 93H40L41 92ZM110 90V91H109ZM131 90V91H130ZM148 90V91H147ZM156 92H154V91ZM180 90V91H181ZM182 90V91H183ZM199 90H200V93H202V94H198L197 93V91L199 92ZM238 90V91H237ZM253 92H252V91ZM264 90V89H263ZM2 91V92H1ZM30 91V92H29ZM54 91V92H53ZM138 91H140V93L138 92ZM149 91H150V94L151 95H149ZM158 91V92H157ZM162 91V92H161ZM190 90H188L187 92H189ZM211 91H213V93L211 92ZM236 91V92H235ZM26 93V95L24 94V93ZM117 92V93H116ZM142 92V93H141ZM147 93V95H146V93ZM152 92V93H151ZM172 92H173V94L174 95H176V97H179V99H177V100H180V97H181V99H185V103H183L182 102V100H180L183 104H181V105H186L187 104V101H186V99L187 100H189V99H193L195 102H198V107L197 106H192V104L193 105H195L194 103H193V101L192 100H189V101H191L192 102V104H191V102H189L188 104H191L189 107L187 106L186 107V109H185V107H184V109L183 110H186V111H192V110H190V109H195L194 111L196 112V110L198 109L199 110V108L201 109V112L202 111H204L203 109L204 108H206L207 107V109H208V102H207V99H205L206 97H205V95L207 96V94H209V92H210V96H212V97H210L209 96V98H208V96H207V98L208 99H211V101L210 100H208V101H210V106H209V109H210V111L212 110V114L214 115V113L216 112V114L218 113L219 115H222L221 117L220 116H218V114H217V120H218V122H216L217 120L215 119V121L213 120L214 119V117H211L210 118V122H209V118H208V114H207V112H208V110L207 109H205V113L204 112H200V110L198 111V112H200L202 115H203V113H204V116H205V114L207 115L206 117L208 118V120L203 116L202 117V115L200 114V116H201V118L203 119V118H205L204 120H205V123H207L206 124V127H204L205 129H209V131L211 130L212 131V129L214 128V122H216L215 124H216V126H215V130H214V133L212 134V132L210 133V135H207V136H209V137H211L212 138V136L214 137V138H210L209 139V141L211 142V143H208L207 142V140H206V138H208V137H206L205 139H204V135L207 133L206 132V130H205V134H204V130L202 131L203 132V135H202V133H201V131H200V129L203 127L202 125L204 124L203 122L204 121H201L200 119V116H199V114H197V115H195V116H191V118L190 119H192V118H194V120H190L189 118V120H187V118H185V116L183 117L182 115H179L180 113L182 114V110H180V112L178 113V111H177V114L179 115V117H176L177 116V114L175 115V113L173 114V115H175V116H173L172 115V113H173V111H175V110H173V109H178L179 107L181 108V106H179V104H178V108H174L173 106H175V105H177V103H175V101H174V103L175 104H172V106H170L171 105V103L173 102H171L170 103V105H168L169 103V100L171 99L170 98V96L171 95H173L172 94ZM191 92V91H190ZM256 92V93H255ZM263 92V91H262ZM12 93H14V95H12ZM29 93V94H28ZM37 93H40V97L42 96L43 97V99H41V100H46V101H44L43 103H44V107H45V104L47 105V107H48V109L45 107H43V105L41 106L40 104H41V100L39 99V101H41L40 103H39V101L37 100V97H36V94ZM73 93V94H72ZM159 93V94H158ZM163 93V94H162ZM170 93V94H169ZM186 93V92H185ZM247 93V94H246ZM253 93H255V94H253V96L255 95L256 96V98H255V96H254V98H255V100L254 101H256L257 100V102H255L256 104H251L253 101H251V100H253V96H252V94ZM2 94H4V95H2ZM23 94V95H22ZM42 94V95H41ZM48 94V95H47ZM54 94V95H53ZM132 94V95H131ZM135 94V95H134ZM153 94V95H152ZM156 94H157V96H156ZM189 94V93H188ZM198 94V95H197ZM213 94V95H212ZM248 94H250L249 96H248ZM44 95V96H43ZM137 95V96H136ZM139 95V96H138ZM150 97H149V96ZM159 95L161 96V97H159ZM164 95H165V97H164ZM216 97H215V96ZM221 95V96H220ZM224 95V96H223ZM246 95H247V97H246ZM264 95V94H263ZM36 97V99L34 100V98ZM52 96V97H51ZM123 96H125V98L123 97ZM162 96H163V98H162ZM214 96V97H213ZM3 97V98H2ZM41 97V98H42ZM46 97H48V98H46ZM49 97H50V99L52 100H50L49 99ZM118 97V98H117ZM145 97H147V98H145ZM175 97V96H174ZM182 97H184V98H182ZM186 97V98H185ZM203 97H204V100H203ZM260 98L259 100L261 101L262 100V102H261V104L259 105L258 103H260V101H258V98ZM264 97V96H263ZM5 98H7V99H5ZM44 98H46V99H44ZM55 98V99H54ZM123 98L124 99H127V100H123ZM130 98V99H129ZM142 98V102H140L141 99ZM158 98H161L160 100L161 101H163V100H165L166 102H165V110L162 108V107H164V105H159V104H157V103H159L158 102V100L157 99ZM165 98V99H164ZM172 98H173V96H172ZM252 98V99H251ZM34 100L33 102L35 103V101H36V106L37 107H39L40 106V108H39V110L41 109V111H39L38 110V108L36 107V110H34V108H32L34 111H35V113H36V111L37 112H39V115L41 114L43 117H41V115H40V118H39V115H38V113H36V114H34V112L31 110V107L29 108V106H31V104L33 105L34 103H29L30 105H28L26 102H29V101H31V100ZM145 99V100H144ZM149 99V100H148ZM155 99V100H154ZM163 99V100H162ZM176 99V98H175ZM221 99V100H220ZM248 99V100H247ZM6 100H7V102H10V106L11 105H14V106H11V107H9V105H6V104H9V103H7L6 102ZM29 100V101H28ZM47 100H49L50 101V103H49V101H47ZM124 102H123V101ZM152 100H154V101H156V104L154 103V101H152ZM174 100V99H173ZM206 102L203 106H202V104H203V102ZM199 101H200V103H199ZM54 102V103H53ZM76 102V103H75ZM140 102V103H139ZM201 102H202V104H201ZM245 102V104H244V106H243V103ZM249 102H250V104H249ZM2 103V104H1ZM42 103V104H43ZM48 103V104H47ZM123 103V104H122ZM142 103V105L143 106H141L140 104ZM151 103H152V105H154L153 107H152V105H151ZM163 104H164V102H162ZM180 103V102H179ZM213 103V104H212ZM35 104L32 106V107H34L35 106ZM39 104V105H38ZM49 104H51L50 105V107H49ZM53 104V105H52ZM145 104V105H144ZM240 104V105H239ZM247 104H249L248 105V108H247ZM3 107H2V106ZM5 105V106H4ZM127 105V106H126ZM139 105V106H138ZM148 105H149V107H148ZM207 105V106H206ZM213 105V106H212ZM222 105V106H221ZM229 105V106H228ZM234 105V106H233ZM252 105V106H251ZM255 105H257V106H261L260 108L259 107H257V106H255ZM124 106V107H123ZM134 108H133V107ZM159 106H161L160 108H158ZM192 106V107H191ZM246 106V107H245ZM5 107H9V108H11V111L9 112L10 114H11V112L14 114V116L16 115V114H18L19 112H20V114L19 115H21L22 114V112L24 113V117H25V113H27L26 115V119L29 117L28 115H32V114H34V115H38L37 117L39 118V121L37 120L36 121V123L35 122H33V124H34V126L32 125V123H31V125L29 124V123H26V124H29L30 126H32L31 127V133H30V131L29 132H23V133H21L24 129H23V125L25 124V122L27 121V120H30V118H33V119H37V117L36 118H34V115H33V117L31 116V117H29V119H25V118H23V119H25V122H24V120H23V125L21 124V120H22V118L19 116V120H20V124L18 123L19 122V120H17V118L15 117V121L19 124V126H18V124L16 123V126L19 128L20 127V125H21V128L23 129H21V128H19V129H21L22 131H19V130H17V128H13L14 126H12V125H14L13 123H15V122H12V121H14V118L12 119L11 118V120L12 121H10V123H11V126L10 125H5L6 124V122L8 121V123H9V120H3V118L4 119H6V117L8 118V119H10L9 117L12 115H10L9 113H8V111L10 110L9 108L8 109H6ZM20 107V108H19ZM22 107V108H21ZM28 109H27V108ZM41 107H43L44 108V110H43V108H41ZM140 107V108H139ZM148 107V108H147ZM176 107V106H175ZM212 107H213V109H212ZM221 107H222V109H221ZM230 107V108H229ZM252 107V109L253 108H255V107H257V108H255L258 112H257V114L258 113H260V114H258V115H256V110H251L250 108ZM3 108H5V110L3 109ZM94 108V109H93ZM123 108H124V110H123ZM129 108V110H127ZM132 108V109H131ZM136 108V109H135ZM171 108V110H172V113H171V116H173L174 118H169V117H171L170 116V114H167V110H169V109ZM173 108V109H172ZM13 109H15V111L13 110ZM17 109V110H16ZM21 109V110H20ZM25 111H24V110ZM50 109V110H49ZM77 109V110H76ZM117 109V110H116ZM119 109H121V110H119ZM133 109H135V110H133ZM158 109V110H157ZM163 110V111H165V113H164V115L162 114L163 113V111H160V110ZM221 109V110H220ZM244 109H246V112H245V110ZM7 110V111H6ZM19 110V112H17L16 113V111H18ZM23 110V111H22ZM49 112H48V111ZM51 110H52V112H51ZM54 110V111H53ZM55 110H56V112H55ZM227 110V111H226ZM232 110V111H231ZM238 110V112H242V114L241 113H239L240 114V116H242V117H240L239 116V114H237V116H239L240 118H238L236 115H234L233 114V112L236 114L237 111ZM260 110V111H259ZM262 110V111H261ZM44 111V112H43ZM45 111L47 112V113H45ZM126 111H129L127 114H125V112ZM132 111H134V112H132ZM135 111H137V112H135ZM152 111V112H151ZM162 112L161 113V115H158V113L157 112ZM186 111H183V112H186ZM251 111V112H250ZM253 111V112H252ZM31 112V113H30ZM41 112V113H40ZM82 112V113H81ZM122 112H124V114L122 115ZM132 112V113H131ZM170 112V111H169ZM197 112V113H198ZM10 115H8V114ZM16 113V114H15ZM29 113V114H28ZM44 113V114H43ZM192 113V112H191ZM191 113H189V114H191ZM194 113V112H193ZM210 113V112H209ZM211 113L209 114V116L211 115ZM7 114V115H6ZM128 114H130V117H129V115ZM131 114L133 115V116H131ZM146 114H147V116H146ZM149 114V115H148ZM152 114V115H151ZM194 114H196V113H194ZM243 114H245L244 116H243ZM254 114H255V117H256V119H255V117H254ZM262 114V115H261ZM6 115V116H5ZM57 115V116H56ZM125 115H126V117H125ZM138 115V116H137ZM144 115V116H143ZM169 116V117H166V116ZM185 115V114H184ZM187 115V114H186ZM213 115H211V116H213ZM253 116V117H251V116ZM9 116V117H8ZM17 117H18V115H16ZM90 116V117H89ZM120 116H122L121 118H119ZM127 116H128V118H127ZM140 116H143L142 118L140 117ZM149 116V117H148ZM164 116H165V118H164ZM180 116H182V117H180ZM197 116H199L198 118H200L199 120L200 121H198V118H197ZM215 116V115H214ZM232 116H236V117H232ZM246 116V117H245ZM249 116H250V119H249ZM261 116H262V118H261ZM3 117V118H2ZM11 117H13V116H11ZM50 117V118H49ZM125 117V118H124ZM140 117V118H139ZM147 117V118H146ZM176 117V118H175ZM188 117V116H187ZM195 117H196V119H195ZM216 117V116H215ZM78 118V119H77ZM101 118V119H100ZM119 118V119H118ZM131 118V120H132V123H131V121L129 120ZM164 118V119H163ZM169 118V119H168ZM177 118L179 119V120H177ZM213 118V119H212ZM218 118H220V120L218 119ZM246 118V119H245ZM255 119L254 121L252 120V119ZM33 119L32 120H30V122H32L33 121ZM43 119V120H42ZM121 119V120H120ZM128 119V120H127ZM135 119V120H134ZM142 121H141V120ZM147 119V120H146ZM171 119V120H170ZM174 121H173V120ZM180 119H184L183 121L181 120L180 121ZM229 119V120H228ZM231 119V120H230ZM236 119V120H235ZM86 120V121H85ZM90 120V121H89ZM106 120V121H105ZM123 120V121H122ZM125 120L127 121V122H125ZM133 120H134V123H136V122H138L139 121V124L137 123V124H134L133 123ZM137 120V121H136ZM143 120H144V122H143ZM207 120V121H206ZM212 120V121H211ZM249 120H250V123H249ZM252 120V121H251ZM4 121V123H2ZM35 121V120H34ZM43 121H45V122H43ZM101 122V123H99V122ZM122 121V122H121ZM167 121V122H166ZM177 121V122H176ZM187 121V122H186ZM194 121V122H193ZM198 121V123H200L199 125H198V123L195 125V123ZM214 121V122H213ZM231 121V122H230ZM239 122V123H237V122ZM105 122V123H104ZM116 122H118V123H116ZM120 122H121V124H120ZM128 122L131 124H128ZM140 122H141V124H140ZM171 122V123H170ZM173 122V123H172ZM180 122H182V123H180ZM186 122V123H185ZM189 122H191V123H189ZM211 122H213L212 123V125H211V127H209L208 125H209V123H211ZM227 122V123H226ZM242 122V123H241ZM9 123V124H10ZM43 123V124H42ZM45 123V124H44ZM104 123V124H103ZM148 123V124H147ZM167 123V124H166ZM170 123V124H169ZM236 123V124H235ZM25 124V125H26ZM80 124V125H79ZM82 124V125H81ZM93 124V125H92ZM111 124V125H110ZM125 124H126V127H125ZM132 124H134L133 126H132ZM147 124V125H146ZM180 124V125H179ZM181 124H185V125H182V126H184V128L181 126ZM188 124H191V125H189L188 126ZM202 124V125H201ZM237 124H238V126H237ZM247 124V125H246ZM256 124V125H255ZM3 125H5V126H3ZM28 125V126H29ZM100 125H102V126H100ZM109 125V126H108ZM115 125H117V127L115 126ZM118 125H119V128H118ZM120 125H121V128H120ZM141 125V126H140ZM168 125V126H167ZM198 125V126H197ZM245 125V126H244ZM15 126V127H16ZM38 126V127H37ZM53 126V127H52ZM99 128H98V127ZM122 126H123V128H122ZM161 126V127H160ZM185 126H188L187 128H185ZM196 127V128H189V127ZM204 126H205V124H204ZM218 126H220V127H218ZM230 126V127H229ZM243 126V127H242ZM2 127V128H1ZM4 127V128H3ZM26 128H27V126H25ZM47 127V128H46ZM94 127V128H93ZM114 127V128H113ZM118 129H116V128ZM128 127V128H127ZM135 127V128H134ZM164 127V128H163ZM178 127V128H177ZM197 127H199L200 129H198L197 130ZM213 127V128H212ZM253 127V128H252ZM39 128V129H38ZM169 128H171V129H169ZM181 128V129H180ZM212 128V129H211ZM242 128V129H241ZM250 128H252V129H250ZM28 129V128H27ZM30 129V128H29ZM50 129V130H49ZM106 130V131H104V130ZM109 129H110V132H109ZM111 129H113V130H111ZM115 129V130H114ZM122 131H121V130ZM127 129V130H126ZM132 129V130H131ZM146 129V130H145ZM178 129V130H177ZM180 129V130H179ZM185 129V130H184ZM193 129H195V130H193ZM256 129V130H255ZM13 131V133H14V135H13V133H12V131ZM81 130V131H80ZM117 130V133L116 132H114V131H116ZM138 130H139V132H138ZM164 130V131H163ZM184 130V131H183ZM187 130H189V132H187ZM190 130H192V131H194L193 132V136H194V134L197 136L198 135V133H197V131H200V133H201V135H200V133H199V138L198 137H196V139L198 138L199 139V141H197L198 143H199V145L197 146L196 145V141H195V136L193 137V139L194 140H191L192 139V137H190L189 138V136L188 135H192L191 133V131ZM217 130V132L215 133V131ZM226 130V131H225ZM249 131V134H248V131ZM258 130V131H257ZM9 131H11L10 133H9ZM15 131H17V132H15ZM26 131H28V130H26ZM49 132V134L48 133H46V132ZM221 131V132H220ZM244 131V132H243ZM18 132H20V135H19V133ZM102 134H101V133ZM108 132V133H107ZM116 133L115 135H114V133ZM148 132V133H147ZM224 132V133H223ZM242 132V133H241ZM247 132V133H246ZM8 133L11 135L10 137H12V135L15 137L17 134H18V139H21L20 141H18L19 142V145L17 144L18 142L16 141V140H18V139H16V137L14 138V139H16L15 140V142H17L16 144L17 145H14V146H12L13 145V143L15 144V142H13V141H11V142H13V143H11L10 144V146L7 144V143H9V142H7V140H9V139H11V138H8L7 139V136H8ZM16 133V134H15ZM28 133H29V135H28ZM77 133V134H76ZM98 133V134H97ZM118 133H119V135H118ZM132 133V134H131ZM175 133V134H174ZM182 135H181V134ZM190 133V134H189ZM250 133H252V134H250ZM257 133V134H256ZM6 134V135H5ZM21 134H23L24 136H23V139H22V135ZM27 134V135H26ZM39 134V135H38ZM81 134V135H80ZM129 134V135H128ZM140 134V135H139ZM188 134V135H187ZM208 134H209V132H208ZM211 134H212V136H211ZM245 134H247V136L249 137V138H247V137H245ZM4 135V136H3ZM49 135H51L50 137H49ZM83 135V136H82ZM115 136V139H114V136ZM117 135H118V137H117ZM138 135V136H137ZM149 135V136H148ZM179 135H180V138H179ZM230 135V136H229ZM2 136V137H1ZM19 136L21 137V138H19ZM122 136V137H121ZM134 136V137H133ZM144 136V137H143ZM183 138H182V137ZM206 136V135H205ZM49 137V138H48ZM52 137V138H51ZM55 137V138H54ZM148 137V138H147ZM201 137V138H200ZM234 137V138H233ZM241 137V138H240ZM245 137L246 139H245V141H246V145H245V142H244V140H243V138ZM13 138V137H12ZM113 138V139H112ZM120 138H123L122 140L120 139ZM159 138H160V140H159ZM184 138H189L190 139V141H192L191 143H189V144H191V146H193V143L195 144L194 146H197V148H195V147H193V148H191V149H198V147H200V140L202 141L203 139V141L204 142H201V145H202V147H200V149L202 148V151L204 152V153H200V149H198L199 151H197V150H191V151H189L190 149V147L191 146H189L188 145V139H185V140H183ZM203 138V139H202ZM256 138V139H255ZM259 138V139H258ZM48 139H50V140H48ZM116 139L117 140H119V141H117L116 142ZM146 139V140H145ZM154 139V140H153ZM181 139V140H180ZM216 139V140H215ZM222 139V140H221ZM229 139V140H228ZM251 140V141H249V140ZM86 140V141H85ZM88 140V141H87ZM131 140V141H130ZM133 140V141H132ZM134 140H136V142H134ZM152 140V141H151ZM176 140V141H175ZM205 140H206V143H205ZM248 140V141H247ZM6 141V142H5ZM22 141V142H21ZM29 141V142H28ZM32 141V142H31ZM46 143H45V142ZM121 141V142H120ZM149 141V142H148ZM175 141V142H174ZM181 141H183V142H181ZM185 141V142H184ZM187 141V142H186ZM194 141V142H193ZM239 141H240V144H239ZM258 141H259V143H258ZM31 142V143H30ZM49 142V143H48ZM129 142H131V143H129ZM157 142H158V144H157ZM161 142V143H160ZM174 142V143H173ZM177 142V143H176ZM216 142V143H215ZM244 142V146L243 145H241V143H243ZM251 142V143H250ZM257 142V143H256ZM4 143V144H3ZM61 143H63L62 145H61ZM116 143H118V145H120V146H118ZM123 143H125V144H123ZM134 143H135V145H134ZM145 143H147V145L145 144ZM173 143V144H172ZM180 143H187V144H185V146H184V144H182V146H179V148L177 149V144L178 145H180ZM202 143H204V144H202ZM208 143V144H207ZM214 143H215V145H214ZM6 144H7V146H6ZM116 144V145H115ZM176 144V148H175V145ZM237 144L240 146H237ZM256 146H255V145ZM6 147H5V146ZM46 145H48V147L46 148L45 146ZM50 145L52 146V147H50ZM114 145V146H113ZM147 147H146V146ZM186 145H187V147H186ZM209 145V146H208ZM249 147H248V146ZM16 146V147H15ZM41 146V147H40ZM131 146V147H130ZM237 146V148H239L238 150H236L235 149V147ZM133 147V148H132ZM141 147V148H140ZM174 147V148H173ZM183 147H185V148H187V149H189L188 151H186L185 150V148H183ZM241 147H243V148H241ZM248 147V148H247ZM6 148H7V150H6ZM12 148V149H11ZM51 148V151L53 152H51L50 150L49 151H47L46 152V149H50ZM61 148V149H60ZM131 148V149H130ZM140 148V149H139ZM181 148V149H180ZM215 148V149H214ZM221 148V149H220ZM240 148H241V150H240ZM246 148H247V150H246ZM252 148V149H251ZM124 149V150H123ZM129 149H130V152H129ZM154 149V150H153ZM165 149V150H164ZM259 149V150H258ZM19 150V151H18ZM55 150V151H54ZM65 150V151H64ZM126 150V151H125ZM131 150H133V151H131ZM135 150V151H134ZM170 150V151H169ZM177 150V151H176ZM207 150V151H206ZM2 151V152H1ZM114 151V152H113ZM144 151V152H143ZM148 151H149V153H148ZM162 151V152H161ZM168 151V152H167ZM194 151V153H195V151L197 152V153H195V154H192V152ZM233 151H234V153H237V152H239V154H238V157H239V159L237 158V154H234L233 153ZM236 151V152H235ZM242 151V152H241ZM245 151V152H244ZM9 152V153H8ZM27 152V153H26ZM52 154H51V153ZM109 152V153H108ZM146 152V153H145ZM164 152H167V154H168V156H169V154L170 153H172V156H173V153H174V158H172V160L173 161H175L174 163H172L173 161L172 160H170V161H167V160H169V159H164V157L163 156H161V155H165V156H167L166 155V153L164 154ZM179 152V153H178ZM183 152V155L181 156L180 155V153H182ZM189 152L191 153V156H190V154H189ZM198 152L204 157L203 159H201L202 158V156L199 154L198 155ZM209 154H208V153ZM257 152V153H256ZM57 153V154H56ZM114 153V154H113ZM119 153V154H118ZM122 153V154H121ZM128 153V154H127ZM132 153V154H131ZM139 153V154H138ZM146 155H144V154ZM159 153H161L160 155H159ZM184 153H185V155H184ZM207 153V155H208V157H206L207 155H203V154H206ZM231 153H233L235 156L234 157H232L233 156V154L231 155ZM251 153V154H250ZM22 154V155H21ZM49 154V157L51 158H48L47 157V155ZM89 154V155H88ZM124 154V155H123ZM126 154V155H125ZM179 154V155H178ZM190 156V157H188V155ZM214 154V155H213ZM218 154V155H217ZM255 154V155H254ZM46 155V156H45ZM50 155H52V156H50ZM130 157H129V156ZM138 155V156H137ZM143 155V156H142ZM159 155V156H158ZM177 155V156H176ZM192 155H193V158L195 157L196 158V161L197 160H199L198 161V163H200V164H197V165H201L200 167H205V166H207V165H209L210 167H213V171H210V170H212L210 167H205L206 169H210L208 172H210V174L206 171V174H207V176L206 175H202V177H205V178H202V180H200L201 182L202 181H204L203 179H205V181H204V184H202V183H200V181H199V183L197 182L198 180H196L195 178H196V176L198 177L197 179H200L201 178V175H200V177H199V172L197 171V169H198V167L199 166H195L197 169H195V168H193V169H195L196 170V172H198V173H196V172H194L195 170H193L192 169V171L189 169V165H188V169L190 170V172H189V170H188V172L189 173H187V174H190V175H187L186 173H183L184 174V176L186 175V179H184L185 177L182 175V173L180 172V170L182 171L183 170V167H186V165L187 164H189L190 163V159H191V162H192V160H195V158L194 159H192ZM194 155H197L198 157L199 156H201V157H197V156H194ZM210 155V156H209ZM219 155H220V157H219ZM262 155V156H261ZM38 156V157H37ZM127 156V157H126ZM148 156V157H147ZM162 157V161H163V163H161L159 160H160V158ZM176 156V157H175ZM181 156V157H180ZM185 156V157H184ZM25 157V158H24ZM56 157V158H55ZM120 157V158H119ZM124 157H125V159H124ZM142 157V158H141ZM155 157H158V159H156ZM183 157V158H182ZM215 157V158H214ZM248 157V158H247ZM58 158V159H57ZM112 158V159H111ZM137 158V159H136ZM138 158H140V160L138 159ZM144 158H145V161H144ZM168 158V157H167ZM176 158H178V159H176ZM180 158H182L181 160H180ZM207 158V159H206ZM211 158L212 159H214L213 161H214V163H215V165H214V163H213V161L211 160ZM235 158H236V160H235ZM43 159V160H42ZM116 159V160H115ZM124 159V160H123ZM133 159H135V160H133ZM153 159V160H152ZM166 160L165 161V163L170 167V166H172V165H174L175 166V164L177 165V166H175V167H173V169H171V168H169V169H167L166 167V165H165V163H164V160ZM187 159V160H186ZM189 159V160H188ZM205 159V160H204ZM230 159V160H229ZM49 160V161H48ZM72 160V161H71ZM101 160V161H100ZM129 160H130V162H129ZM137 160V161H136ZM179 160V161H178ZM186 160V161H185ZM202 160H204V161H206L205 163H204V161H203V163L201 164V162L200 161H202ZM209 160V161H208ZM211 160V161H210ZM215 160L217 161V162H215ZM233 160V161H232ZM75 161V162H74ZM80 161V162H79ZM133 161V162H132ZM158 162V164H157V162ZM196 161H194V162H196ZM208 161V162H207ZM236 161V162H235ZM240 161V162H239ZM261 161V162H260ZM69 162V163H68ZM97 162V163H96ZM125 162V163H124ZM142 162V163H141ZM156 162V163H155ZM159 162L161 163V165L159 166ZM171 164H170V163ZM178 162V163H177ZM30 163V164H29ZM44 163V164H43ZM49 163V164H48ZM100 163V164H99ZM115 163V164H114ZM127 163V164H126ZM138 163H140V165H138ZM145 165H144V164ZM151 163V164H150ZM180 163H181V165H180ZM212 163H213V165H212ZM98 164V165H97ZM164 164V166H165V168H164V166L162 167V165ZM170 164V165H169ZM179 164V165H178ZM185 164V165H184ZM190 164H193V162L192 163H190ZM196 163H194V165H195ZM204 164V165H203ZM206 164V165H205ZM231 164H233V165H231ZM5 165V166H4ZM22 165V166H21ZM149 165V166H148ZM184 165V166H183ZM194 165H193V167H194ZM227 165V166H226ZM228 165H229V167H228ZM234 165H235V168L236 169H238L237 170V172H236V169L234 168ZM240 166V168H239V166ZM119 166V167H118ZM126 166H128V167H126ZM131 166V167H130ZM148 166V167H147ZM151 166V167H150ZM180 166H183V167H180V169H179V167ZM190 166H192V165H190ZM214 166L216 167V169L214 168ZM233 166V167H232ZM101 167V168H100ZM133 167V168H132ZM150 167V168H149ZM155 167H157L156 169H155ZM200 167H199V169H200ZM232 167V168H231ZM121 168V169H120ZM126 168V169H125ZM130 168L133 170H130ZM136 168V169H135ZM154 168V169H153ZM161 168H163L165 171H164V173H160V171L162 170ZM177 168V169H176ZM187 168V167H186ZM192 168V167H191ZM205 168H204V170H201L200 171V173L203 171H205ZM229 168H231L230 170H231V173H230V170H228ZM242 168V169H241ZM263 168V169H262ZM45 169V170H44ZM130 170L131 171V175H129V172H126V173H128V177L127 176H125V175H127V174H121L120 175V173H123L122 172V170L124 171H127V170ZM149 169V170H148ZM175 169H176V171H175ZM232 169H234L235 170V172H234V170H232ZM70 170V171H69ZM137 170H138V172H137ZM148 170V171H147ZM159 172H158V171ZM170 170V171H169ZM173 170V171H172ZM184 170H185V168H184ZM184 170H183V172H184ZM242 170V171H241ZM44 171V172H43ZM124 171V172H125ZM169 171V172H168ZM217 171V172H216ZM30 172V173H29ZM82 172V173H81ZM137 172V173H136ZM155 172H157V173H155ZM162 172H163V170H162ZM175 172V174H176V177L178 176L177 174H180L181 173V175H182V177H184L183 178V182H180L181 181V179H178V177H177V179L178 180H176L175 178V176H174V173ZM179 172V173H178ZM187 172V171H186ZM202 172V174H204ZM227 172V173H226ZM240 172V173H239ZM41 173V174H40ZM80 173V174H79ZM117 173V174H116ZM119 173V174H118ZM139 173V174H138ZM144 173V174H143ZM158 173H160V174H158ZM167 173V174H166ZM213 173V174H212ZM228 173L229 174H231V176H232V174H233V176H232V178L230 179V175H228ZM49 174H51V175H49ZM157 174V175H156ZM168 174H170L169 176H168ZM171 174L175 177H173V176H171ZM192 174V175H191ZM195 174H196V176H195ZM224 174H226L225 176H224ZM53 175V176H52ZM118 175H120V177H118ZM162 175H165V176H162ZM181 175H179V176H181ZM209 175V176H208ZM223 175V176H222ZM229 177H228V176ZM17 176V177H16ZM23 176V177H22ZM35 176V177H34ZM48 176H51V177H48ZM124 176V177H123ZM132 177V179H129V177ZM135 176V177H134ZM137 176V177H136ZM142 176V177H141ZM143 176H145V177H143ZM194 176H195V178H194ZM216 178H215V177ZM262 176V177H261ZM22 177V178H21ZM33 177V178H32ZM130 177V178H131ZM140 177V178H139ZM159 177V178H158ZM162 177V179H160ZM170 177V179L169 180H173V179H171V177L172 178H174L176 181H175V183H177V185L174 183V181L172 182V181H170L169 182V180H168V182L169 183H171V185L166 181L168 178ZM226 179V180H228L229 179V182H227L224 178ZM259 177V178H258ZM53 178V179H52ZM70 178V179H69ZM134 178H135V180H134ZM136 178H137V180H136ZM163 178H165V179H163ZM210 180V181H208V179ZM214 178V179H213ZM221 178V179H220ZM223 178V179H222ZM236 178V180H234ZM244 178V179H243ZM9 179V180H8ZM46 179V180H45ZM120 179H122L121 181H120ZM125 179H127L126 181H125ZM196 181H195V180ZM220 179V180H219ZM26 180V181H25ZM36 180V181H35ZM49 181V183H51L49 186H48V184L46 185V182L48 183V181ZM128 180H131V184L129 183L128 184V186L126 185L125 186V184H126V182L128 181ZM133 180H134V183H133ZM138 180L140 181V180H142V182L140 181V182H138ZM162 180H165L166 181V183L165 184H163L164 182L162 181ZM223 180V181H222ZM224 180L226 181V182H224ZM20 181V182H19ZM122 182L123 183V185H124V187H127V188H125L124 189V187L123 186H121V184H120V186L118 185L120 182ZM125 181V182H124ZM151 181V182H150ZM185 181H187L186 182V184H185ZM197 182L196 184H194L195 182ZM233 183H232V182ZM246 181V182H245ZM137 182L139 183V184H137ZM144 182H146V183H144ZM148 182V183H147ZM163 182V183H162ZM192 183V182H194L193 184H192V188H190V183ZM217 182V183H216ZM241 182V183H240ZM69 183V184H68ZM128 183V182H127ZM132 183H133V185H132ZM141 183V184H140ZM142 183H144L145 184V186H142V185H144V184H142ZM149 183H151V184H149ZM159 183V184H158ZM160 183H162L163 184V186H162V188L164 187V188H168V190L167 191H169L170 192V188H172V186H173V184H174V191L173 190H171V192H170V194L172 193V197L174 198V196H175V194H176V198H177V200L178 201H180V206H181V211H180V209H179V207L178 208H176L178 205V201L176 200V199H174V201H173V198L170 200L171 202H172V205L174 204H176L177 202V204H176V206H174L173 208H175V209H177V213L173 210V209H171V210H173L174 211V213H176V215H174V216H177V214H178V217H177V219L174 217L173 219H172V223H173V221H175V223H176V221L178 220L179 221V223H181V220L183 219V220H185V226H186V223H188V227L186 226V227H183L184 225H183V221H182V225L183 226H181V224H180V226L181 227H183L182 228V230L184 231H186V229H187V232H189L188 233V235H190L191 236V238H190V236H187L186 235V233L187 232H180V231H182V230H177L180 226L179 225H176L177 223H178V221H177V223L175 224L176 226H179L177 229L175 228V227H173V228H175V229H171V227L174 225V224H171V221H169V220H171L170 219V216H172L171 215V212H170V210L168 211V209H169V207H170V205H171V203L170 202H167V201H165V200H167V198H168V200H169V197H170V194L167 192L166 193V191H165V189H161L160 190V188L157 186V184L160 186V185H162V184H160ZM168 183V187H166L167 184ZM248 183V184H247ZM257 183V184H256ZM74 184V185H73ZM103 184V185H102ZM137 184V185H136ZM148 184V187H147V190H146V185ZM155 184V185H154ZM218 184V185H217ZM238 186H237V185ZM241 184V185H240ZM243 184V185H242ZM41 185H42V187H41ZM54 185V186H53ZM101 185V186H100ZM129 185H131V186H129ZM134 185H135V188L137 189V190H139V191H136V193L137 194H139V192H140V190H141V193L140 194H142L143 195V193H144V195H146V194H148V195H150V197H154V194L155 193H158V197H159V199H158V197L157 196H155L154 198H155V200L153 199V198H150L149 199V202L151 203V205H152V207L150 206V205H148L149 206V208H147L148 206L145 204L146 202H148V200H147V198L148 197H146V200L147 201H145L144 199H145V197L142 199L143 200V202L141 201V198L139 199V201L137 200V198H138V195L135 193V191H133V189L134 190H136L135 188H133L134 187ZM138 185H141V186H138ZM153 185V186H152ZM187 185V186H186ZM201 185V186H200ZM216 185V186H215ZM240 185V186H239ZM96 186V187H95ZM110 188H109V187ZM152 188H151V187ZM154 186H157L158 188H159V190H157L156 189V187H154ZM171 186V187H170ZM193 186H194V188H193ZM198 186H200L199 188H198ZM212 186V187H211ZM220 186H222L221 188H220ZM61 187V188H60ZM98 187V188H97ZM123 187V189H121ZM138 187H140V189H138ZM153 190V187H154V191H152L150 188ZM186 187H188L186 190H184ZM218 187H219V189H218ZM223 187H226L225 189L223 188ZM48 188V190H45V189H47ZM50 188H52L51 190H52V192L50 191ZM67 188V189H66ZM133 188V189H132ZM142 188V189H141ZM179 188V189H178ZM184 188V189H183ZM190 188V190L188 191V189ZM195 188H196V190H195ZM197 188H198V190H197ZM217 188V189H216ZM40 189V190H39ZM66 189V190H65ZM143 189H145V191L143 192ZM170 189V190H169ZM173 189V188H172ZM214 189V190H213ZM228 189V190H227ZM31 190V191H30ZM119 190H122V191H120V192H118ZM131 190V191H130ZM149 190V192H147ZM156 190L158 191V192H156ZM182 190H184V191H187V192H190V193H192V194H189L188 193V195L189 196H187V192H185L184 193V191H182ZM220 191V190H222V191H224V192H220L221 194H223V195H219V193L218 192H216V191ZM225 190H227V192H225ZM262 190V191H261ZM26 191V192H25ZM43 191V192H42ZM48 191L50 192V194L48 193ZM161 191H165V193H166V196H165V199L163 200V199H161V197L160 196H162V198H164V193L162 192L161 193ZM173 191V192H172ZM211 191H213L212 193H211ZM230 193H229V192ZM34 192H36V193H34ZM47 192V193H46ZM123 192L125 193V194H123ZM128 192V193H127ZM132 192V193H131ZM215 192V193H214ZM15 193V194H14ZM39 193V194H38ZM119 193V194H118ZM135 193V194H134ZM151 193V194H150ZM183 193V194H182ZM201 195H200V194ZM216 193H217V195H218V197L216 196V200H213V198L215 199V195H216ZM228 193V194H227ZM23 194V195H22ZM25 194V195H24ZM117 194V195H116ZM140 194H139V196H140ZM160 194H162V195H160ZM164 194V195H163ZM167 194H168V196L169 197H167ZM182 194V195H181ZM196 194H198V195H196ZM206 196H205V195ZM224 194L225 195H227V197L226 196H224ZM232 194V195H231ZM237 196H236V195ZM47 195L49 196V197H47ZM50 195H52L51 197H50ZM122 195V196H121ZM141 195V196H142ZM147 195V196H148ZM157 195V194H156ZM160 195V196H159ZM174 195V196H173ZM191 195V196H190ZM209 195L211 196L209 199H208V197H209ZM230 195V196H229ZM259 195V196H258ZM124 196V197H123ZM219 196L221 197V198H219ZM223 196V197H222ZM233 196V197H232ZM130 197V198H129ZM133 199H132V198ZM137 197V198H136ZM167 197V198H166ZM191 199H190V198ZM203 197V198H202ZM213 197V198H212ZM228 197H230V198H228ZM238 197V198H237ZM242 197V198H241ZM27 198V199H26ZM127 198V199H126ZM157 198V199H156ZM182 198L185 200H187L186 202H187V206H189V207H192V206H190L192 203H193V201H195L196 202V204L197 203H199L200 202V204H198V205H196V208L197 209H200V211L198 210V212L199 213H202L201 214V219H198L197 218V216H198V212H196V210H191V208H189L188 209V211L190 212V210L191 211H195V212H192L190 215L188 214V212H186V215H188V217L189 216H191V217H189L190 218V220H189V218L188 217H186L185 216V214H184V212L187 210V207H186V210L183 208V205H182V203L184 202L183 200H182ZM212 198V199H211ZM224 198L226 199V200H224ZM240 198V199H239ZM17 199V200H16ZM37 199V200H36ZM121 199V200H120ZM135 199V200H134ZM151 199H153L154 201H155V203H154V201H151ZM161 199V201L162 202H167V203H169L170 205L168 206H166V208L168 207V209H166L165 207H163L164 205H166L167 203H162L161 201H158V200H160ZM199 199V200H198ZM220 199H222L221 201H222V204H220L221 202H218ZM228 199H230L229 201H227ZM236 199L238 200V201H236ZM255 199V200H254ZM132 200V201H131ZM177 202H176V201ZM211 200H213L212 202H211ZM223 200L225 201V202H223ZM234 200V201H233ZM25 201H27V202H25ZM32 201V202H31ZM48 201V202H47ZM131 201V202H130ZM138 201V202H137ZM156 201H158V202H156ZM182 201V202H181ZM188 201H190V202H188ZM192 201V202H191ZM127 202V203H126ZM129 202V203H128ZM140 202V203H139ZM142 202V203H141ZM145 202V203H144ZM174 202H176V203H174ZM185 202V203H186ZM195 202H194V204L193 205H195ZM204 204H203V203ZM209 202V203H208ZM214 202H215V204H214ZM240 203V204H237V206L236 205H234V203ZM2 203H3V205H2ZM36 203V204H35ZM119 203V204H118ZM125 203V204H124ZM145 205H144V204ZM149 203V204H150ZM153 203H154V207H155V205H156V203H157V207H156V209L153 207ZM163 204V206H162V204ZM188 203H190V205H188ZM212 203V205L210 206V204ZM220 204V205H218V204ZM223 203H225L224 205H223ZM227 203V204H226ZM229 203H231L230 205H231V207L230 206H228V204ZM13 204V205H12ZM30 204V205H29ZM124 204V205H123ZM158 204H160V206L158 205ZM204 206H203V205ZM39 205V206H38ZM46 205V206H45ZM67 205V206H66ZM121 205V206H120ZM134 205H135V207H134ZM143 205V206H142ZM200 205V206H199ZM201 205L203 206V207H201ZM215 205V206H214ZM218 205V206H217ZM221 205H223V206H225L224 208H226V206H228L227 207V209L225 210L223 207H221ZM31 206V207H30ZM60 206V207H59ZM130 206H131V208H130ZM163 208H162V207ZM208 206V207H207ZM210 206V207H209ZM234 206V207H233ZM239 206V207H238ZM242 208H241V207ZM260 208H259V207ZM76 207V208H75ZM126 207V208H125ZM130 209H129V208ZM147 208L148 210V212H146V213H148V214H146V213H144V209L143 208ZM159 207V208H158ZM185 207V206H184ZM203 208L205 211H206V209H208V210H210L209 212H208V210L205 212L203 209H201V208ZM207 207V208H206ZM214 207H215V209H214ZM216 207H218L217 209H216ZM219 207H221V212L219 211ZM238 207V208H237ZM6 208V209H5ZM47 208V209H46ZM67 208V209H66ZM73 208V209H72ZM143 209V210H141V209ZM152 208H154L153 210L154 211H151L152 210ZM160 208H162L163 210H164V208L168 211V212H166V210L165 211H163L162 209L160 210ZM170 208H172V206L170 207ZM196 208H194V209H196ZM206 208V209H205ZM235 208V209H234ZM246 208V209H245ZM251 208V209H250ZM179 209V210H178ZM214 209V210H213ZM232 209H234V211L232 210ZM137 210V211H136ZM139 210H141L146 216L147 215H150V214H152V212L154 213V212H156L157 210H160V211H158L157 213H158V215L160 214V216L162 215L161 214V212H163L164 213V215H170L169 217L166 215V216H164V215H162V217L163 218H165V220H167L168 218H169V223H167V221H165L163 218V220L161 219V217L159 218L158 216L157 217H155L154 216V214H152V217L154 218V219H152V217L151 218H148V216L146 217L143 213H141V211H140V214H137V216L134 214V212L135 213H139L138 211ZM149 210H150V213H149ZM184 210V211H183ZM212 210H213V213H212ZM223 210V211H222ZM224 210L226 211V212H224ZM235 210H236V212H235ZM240 210V211H239ZM244 210V211H243ZM9 211V212H8ZM30 211V212H29ZM178 211L180 212V213H178ZM183 211V212H182ZM204 211V212H203ZM217 211L218 212H220L219 213V215L221 214V216H218V217H214L213 218V216H210V215H214V212H215V215H218V213H217ZM228 211V212H227ZM237 211H238V213H237ZM251 211V212H250ZM166 212V213H165ZM170 212V213H169ZM184 214V216H183V214ZM234 212V213H233ZM54 213V214H53ZM157 213L155 214V215H157ZM210 215H209V214ZM224 213V214H223ZM230 213V216L228 215ZM248 213V214H247ZM251 213V214H250ZM13 214V215H12ZM38 214V215H37ZM134 214V215H133ZM144 216H143V215ZM173 214V213H172ZM194 214H196V217H194L193 215ZM206 214L208 215V216H206ZM257 214V215H256ZM29 215V216H28ZM60 217H59V216ZM70 215H71V217H70ZM74 215V216H73ZM203 215V216H202ZM228 215V216H227ZM232 215V216H231ZM245 215V216H244ZM249 215V216H248ZM121 216V217H120ZM141 216V217H140ZM151 216V215H150ZM182 216L184 217V218H188V221H186L187 219H184V218H182ZM199 216H200V214H199ZM209 216L210 217H212V220L210 221V223H209V220H210V218H209ZM226 216V217H225ZM239 216H240V218H239ZM7 217V218H6ZM32 219H31V218ZM35 217V218H34ZM119 217V218H118ZM148 218V220H149V223L148 224H150L151 223V225H147L149 228H150V230H151V228L153 229V228H156L157 226V228H156V230H152L153 232H151L150 230H149V232L150 233H152V234H154L153 236V238H151L150 236H152L151 234H150V236H148V234H147V236H148V238L147 239H144V241H145V244L143 243H141V245H142V247L143 246H145L146 244L148 245L149 244V246H147V247H149V251L150 252H148L147 250H148V248H146L147 250H144V251H147L148 253H146V252H144L143 251V248L141 247V250L143 251H137L136 249L137 248H139L140 249V247H137L136 248V246H138L139 244H136V243H138L139 241H137V240H139V239H137L138 238V235H139V237L141 236V240H140V242L143 240L142 238H143V233L145 232V228H144V226L146 225V221H147V219H145L144 221H145V225H144V223H142V221H140V218L141 219H144V218ZM192 217H194L195 219H198L199 220V223H198V221L197 220H195V223H196V221H197V223L198 224H195V223H193V221H192ZM205 217V218H204ZM208 217V218H207ZM220 217V218H219ZM225 217V218H224ZM228 217V218H227ZM237 217V218H236ZM245 217V218H244ZM49 218V219H48ZM65 218V219H64ZM70 220H69V219ZM155 218H157V219H159V220H157V219H155ZM167 218V219H166ZM179 218H180V220H179ZM182 218V219H181ZM204 220H203V219ZM208 220H207V219ZM219 218V219H218ZM223 218V219H222ZM231 218V219H230ZM233 218H234V221H231V220H233ZM53 219V220H52ZM98 219V220H97ZM176 219V220H175ZM206 219V220H205ZM214 219V220H213ZM10 220V221H9ZM15 220V221H14ZM65 220V221H64ZM73 220V221H72ZM97 220V221H96ZM137 220V221H136ZM139 220V221H138ZM156 220V221H155ZM162 221V223H161V221ZM200 220L201 221H203V223H205V225L207 226V225H210L209 227L207 226V228H209V229H205L204 231L202 230V229H204V226L202 227L201 225L202 224H200ZM226 220V221H225ZM244 220V221H243ZM70 221H71V223H70ZM129 221H130V223H129ZM158 221H160V223H158ZM164 221H165V223H167V224H165L164 223ZM191 221H192V223H191ZM221 221H222V223H221ZM224 221H225V223H224ZM116 222V223H115ZM122 222V223H121ZM14 223V224H13ZM27 223V224H26ZM67 223H68V225H67ZM98 223V224H97ZM118 223L120 224H122L121 226L120 225H118ZM158 223V224H157ZM192 224L194 227L195 226H197V227H195L197 230H199V231H197L194 227L192 228V226H189V224ZM8 224V225H7ZM10 224V225H9ZM62 224V225H61ZM66 224V225H65ZM73 224V225H72ZM100 224V225H99ZM142 224V226H140ZM154 224H156L157 226H155ZM163 224V225H162ZM166 225V227H161V226H159V225H162V226H165ZM200 224V226H198ZM106 225V226H105ZM115 225H118V226H120V227H122L123 229H124V234H123V232H121V231H123V229L121 230L120 229V227H118V226H116L115 227ZM127 227H126V226ZM154 225V226H153ZM170 225H172L171 227H170ZM228 225V226H227ZM230 225V226H229ZM236 225V226H235ZM238 225V226H237ZM262 225V226H261ZM30 226V227H29ZM47 226V227H46ZM67 226L69 227V228H67ZM101 226V227H100ZM125 226V227H124ZM151 226V227H150ZM63 227V228H62ZM66 227V228H65ZM74 227V228H73ZM113 227H115V228H113ZM120 229H118V228ZM130 227H132V228H130ZM135 227V228H134ZM147 227V228H148ZM159 227H161L160 229L162 230L163 228H166L165 230H167V232L165 231V235L164 234H161V233H163V230H162V232H160L161 230L159 229ZM117 228V229H116ZM126 228V229H125ZM140 228V229H139ZM141 228H143V230L141 229ZM168 228V229H167ZM186 228V229H185ZM200 228H201V230H200ZM227 228V229H226ZM252 228V229H251ZM112 229L114 230V229H116V230H114V231H117V230H119V234H117V232H115V234H117L118 235V237H119V235H120V237L119 238H114V239H112L113 238V235H114V237H115V234H114V231H113V235H111L110 234V231H108V230H111L112 231ZM139 229V230H138ZM145 229V230H144ZM159 229V230H158ZM180 229V228H179ZM192 229V230H191ZM214 229H215V232H214ZM232 229V230H231ZM243 229V230H242ZM254 229L256 230V233H255V231H254ZM2 230V231H1ZM44 230V231H43ZM47 230V231H46ZM100 231L101 233L99 234L100 236H101V238H99V235H98V231ZM105 230V231H104ZM129 231V234H128V231ZM133 230V232H131ZM136 230V233H135V235H132V233L134 234V231ZM148 230V229H147ZM147 230H146V232H145V234L147 233ZM176 230H177V233H176ZM190 230V231H189ZM207 230V231H206ZM209 230H211L210 232H208ZM52 231V232H51ZM61 231V232H60ZM68 232V233H73V236L76 238L77 237V239H75L72 235H69V236H72L73 237V239H72V237H69L70 239H71V242H72V245L70 244L71 242H69L68 243V239L66 238H64V239H62L63 238V236H64V234L66 233V232ZM98 233H97V232ZM126 231V232H125ZM138 231V232H137ZM140 231H141V235H140ZM156 231V232H155ZM175 231V236L173 237L171 234H170V232H174ZM201 231H203V232H201ZM239 231L241 232V233H239ZM65 232V233H64ZM108 232V233H107ZM143 232V233H142ZM158 232V233H157ZM179 232H180V234H179ZM204 232H208L207 234H205V235H203V233ZM212 232V233H211ZM242 232H244V235L242 234ZM258 232V233H257ZM87 233V234H86ZM123 235H122V234ZM139 233V234H138ZM167 233H169V235H171V237L173 238V239H175L176 237V239L175 240H173L171 237H168V235H167ZM213 234V235H211V237H210V235H208V234ZM230 233V234H229ZM235 233H236V236L238 237L239 235V239L241 240L243 237V239L240 241L239 239H236L237 237L235 236ZM239 233V234H238ZM4 234V235H3ZM47 234V235H46ZM62 234V235H61ZM74 234H76V235H74ZM78 234V235H77ZM92 234V235H91ZM95 234V235H94ZM96 234H97V236H96ZM106 234L108 235H111V236H108L109 238H110V241L108 242V240H109V238L106 236ZM137 234V235H136ZM160 234V235H159ZM183 234V235H182ZM184 234L186 235V236H184ZM217 234V235H216ZM220 234V235H219ZM228 235V238H227V235ZM238 234V235H237ZM256 234V235H255ZM259 234V235H258ZM66 235H68L67 233H66ZM64 236V237H68V236ZM91 235V236H90ZM155 235H157V236H155ZM162 235H164L163 236V238H161L160 236H162ZM167 235V237L170 239V240H173V242L170 244H168V242H170V240H168V238H164L165 236ZM177 235V236H176ZM180 235V236H179ZM199 235V236H198ZM234 235V237H235V239L233 238V239H231L232 237H229V236H233ZM14 236V237H13ZM52 236V237H51ZM80 236H83V237H81L80 238ZM131 236H135V237H137V238H134V237H132L131 239H132V242H131V240H127V238H129L130 239V237ZM159 236V237H158ZM179 236V237H178ZM181 236H183V239H179ZM213 236V237H212ZM217 236V238H215ZM219 236V237H218ZM225 236V237H224ZM105 239H108V240H106L105 239V243H104V240H103V238ZM146 237V235L144 236V238ZM156 237H157V239L159 238V240L157 241L158 242V244H157V247H156ZM189 237V238H188ZM203 237H209L210 238V240L211 241H207L209 238H203ZM223 237V238H222ZM242 237V238H241ZM13 238V239H12ZM50 238V239H49ZM91 238V239H90ZM95 238V239H94ZM98 238V240H96ZM151 238V239H150ZM161 238V239H160ZM182 238V237H181ZM199 238H200V241H198L199 240ZM203 238V239H202ZM246 238L248 239V240H246ZM252 238V239H251ZM70 239H69V241H70ZM79 239H80V241H79ZM99 239H101V241L103 240V242H101ZM150 240L149 242L147 241V240ZM156 239V240H155ZM164 239H167L168 240V242H167V240H164ZM179 239V240H178ZM198 239V240H197ZM214 239H216V240H214ZM219 239V240H218ZM224 239V240H223ZM229 239V240H228ZM233 240V241H231V240ZM40 240V241H39ZM45 240V241H44ZM61 240V241H60ZM72 240H74V242L72 241ZM114 240H116L117 241V244H116V241H113ZM122 240V241H121ZM152 240H154V241H152ZM160 240H162L161 242H160V244H159V241ZM190 240V241H189ZM195 240H196V242H195ZM202 240V241H201ZM203 240H205L204 242V244H211V245H207L208 247L206 248L205 247V245H203V247H202V245L200 244V242L202 243L203 242ZM213 240H214V243H216V241H217V244H218V246L217 245H215V247H213L212 245L214 244H212V242H213ZM228 240V241H227ZM235 240V241H234ZM239 240V241H238ZM251 242H250V241ZM16 241V242H15ZM51 241V242H50ZM63 241V242H62ZM65 241V242H64ZM78 241V242H77ZM114 243H112V242ZM124 241V242H123ZM134 241V242H133ZM137 241V242H136ZM144 241H142V242H144ZM146 241H147V243H146ZM152 241V242H151ZM164 241V242H163ZM176 241V242H175ZM185 241V242H184ZM194 243H193V242ZM198 241V242H197ZM222 241V243H220ZM227 243V244H229L230 242H232L231 244H229V247H228V245L225 243V242ZM253 241V242H252ZM75 242H77L76 243V245H75ZM80 242V244H78ZM100 242L101 243H104L103 245H101L100 244ZM119 242V243H118ZM121 242V243H120ZM126 242V243H125ZM127 242H128V246H127ZM133 243V245H135L134 247L136 248H131L132 247V245H131V243ZM136 242V243H135ZM139 242V243H140ZM165 243V242H167V244L169 245H167V244H165V245H167L168 247H165L164 248V245H162V247L163 248H161V243ZM175 242V244H177V245H174V247H173V243ZM207 242V243H206ZM209 242V243H208ZM219 242V243H218ZM235 242V243H234ZM237 242V243H236ZM239 242H241L240 244H242V245H240L239 244ZM259 242V243H258ZM20 243V244H19ZM40 243V244H39ZM46 243V244H45ZM70 244L69 246L66 244ZM108 243V244H107ZM111 243H112V247H111ZM123 243H124V245H126V246H124L123 245ZM153 243L155 244L154 246H153ZM162 243V244H163ZM192 243V244H191ZM197 243H199V245H201V247L200 246H196L197 245ZM9 244V245H8ZM35 244V245H34ZM43 244V245H42ZM115 244L117 245V247H118V249H117V247H116V249H117V251L118 252H120V253H118L117 251L115 252L114 251V247H113V245L115 246ZM122 247H120L119 245ZM123 246H122V245ZM181 244V245H180ZM184 245V247H183V245ZM186 244V245H185ZM219 244H220V246H221V248L219 247ZM221 244H224V245H221ZM238 244H239V246H238ZM244 244H246V245H244ZM250 244V245H249ZM11 245V246H10ZM50 245V246H49ZM54 246V248L52 247V246ZM64 245V246H63ZM141 245H139V246H141ZM158 245H160V246H158ZM190 245V246H189ZM225 245L228 247V251L226 250V248H225ZM3 246H4V248H3ZM43 246V247H42ZM106 246V247H105ZM109 246V247H108ZM175 246H177V247H175ZM182 246V247H181ZM187 246V248H185ZM222 246H223V248L225 249H223L222 248ZM244 246V247H243ZM253 246V247H252ZM262 246V247H261ZM10 247V248H9ZM50 247V248H49ZM64 247H66V248H64ZM73 247V248H72ZM120 247V248H119ZM125 247H126V249H125ZM151 247L153 248V250H154V252H155V250L157 251L158 249H156V248H158L159 247V252L160 253H156L159 257H157V258H160V259H157V258H155V253L154 252H152L151 250ZM172 247H173V249H172ZM193 247H194V249H193ZM195 247H199V248H201V252L199 251V253H197L196 251H195V253H194V250L196 249L197 251L199 250V249H197V248H195ZM233 247V248H232ZM25 248V249H24ZM103 248V249H102ZM111 248V249H110ZM129 248H131L132 250L133 249H135L134 251H136V252H132L131 253V251L132 250H130ZM167 248V249H166ZM177 248V249H176ZM202 248L204 249V250H202ZM220 248V249H219ZM244 250H243V249ZM8 249V250H7ZM20 249V250H19ZM115 249V250H116ZM122 249H124V250H126V253H130V254H126V257L127 258H123L122 256H124L125 257V254H124V252L125 251H123L122 252ZM129 250V252H127L128 250ZM160 249H166L165 251H164V253H163V250L161 251ZM185 249H187V250H185ZM218 249V250H217ZM239 249V250H238ZM240 249H242L243 250V252H242V250H240ZM37 250V251H36ZM107 250V251H106ZM119 250H121V251H119ZM207 250H209V251H207ZM222 250V251H221ZM42 251V252H41ZM46 251V252H45ZM104 251V252H103ZM112 251V252H111ZM172 251V252H171ZM183 251V252H182ZM184 251H185V254H184ZM205 251V252H204ZM225 251V252H224ZM25 252V253H24ZM51 252V253H50ZM73 252H74V254H73ZM114 252H115V254H114ZM164 254H162V253ZM168 252V253H167ZM169 252H170V256H169ZM188 252V253H187ZM191 252V253H190ZM220 252V253H219ZM222 252V253H221ZM23 253V254H22ZM104 253V254H103ZM134 253L136 254V255H134ZM146 253L147 255H149L150 253H154V256L152 255V254H150L151 255V259H149V256H147L146 254L144 255V254ZM193 256H191L190 254ZM224 253V254H223ZM250 253V254H249ZM8 254V255H7ZM113 254V255H112ZM118 254V255H117ZM120 254H124V255H120ZM160 254H162L163 255V257L160 255ZM187 254V256L189 257V256H191V258H193L192 259V261H191V259L188 261H186V260H184L185 258H183V257H186L187 259H189L187 256H185ZM189 254V255H188ZM207 254V255H206ZM223 256H222V255ZM105 255V256H104ZM144 255V256H143ZM165 255H168L167 256V258H165L166 256ZM197 255V256H196ZM16 256V257H15ZM114 256V257H113ZM116 256V257H115ZM119 256V257H118ZM120 256L122 257V261H120L121 260V258H120ZM142 256L145 258H147L146 260H144V258H142ZM161 256V257H160ZM173 256H174V254H173ZM221 256L223 257V258H221ZM234 256V257H233ZM34 257V258H33ZM53 257V258H52ZM118 257V258H117ZM152 257H154L155 258V260H154V258H152ZM204 257V258H203ZM55 258V259H54ZM110 258V259H109ZM120 258V259H119ZM137 258V257H136ZM135 258V259H136ZM162 258V259H161ZM199 258V259H198ZM77 259V260H76ZM111 259H113V260H111ZM119 259V260H118ZM134 259V258H133ZM134 259V260H135ZM145 261V262H142L143 260ZM149 259V260H148ZM165 259V260H164ZM168 259V260H167ZM211 259V260H210ZM6 260V261H5ZM62 260V261H61ZM108 260V261H107ZM124 260V261H125ZM180 260H182V262H180ZM204 260V261H203ZM238 260H239V262H238ZM105 261V262H104ZM130 261V263L129 264H131L132 262ZM147 261H149L148 263H147ZM154 261V262H153ZM165 261V262H164ZM170 261V262H171ZM201 261V262H200ZM245 261V262H244ZM3 262V263H2ZM46 262V263H45ZM102 262H104V263H102ZM162 262V263H161ZM189 262V263H190ZM253 262V263H252ZM124 263H126V261L124 262ZM124 263H121V264H124ZM190 263V264H191ZM172 264H173V262H172ZM183 264V263H182Z\"/></svg>",
	"mask_w": 264,
	"mask_h": 264
},
{
	"label": "bare ground",
	"instance_id": "2",
	"mask_svg": "<svg viewBox=\"0 0 264 264\" xmlns=\"http://www.w3.org/2000/svg\"><path fill=\"white\" fill-rule=\"evenodd\" d=\"M5 1L8 2V0H5ZM5 1L3 2L2 6L5 5V4H4V3H6ZM11 1H12V0H11ZM22 1H24V0H22ZM52 1H53V0H52ZM56 1H57V0H56ZM59 1H60V0H59ZM61 1H62V0H61ZM64 1H65V0H64ZM71 1H72V0H71ZM73 1H74V2H77V4L80 2V0H79V2H78L77 0H73ZM89 1H90V0H89ZM115 1H116V0L108 1V2H114V3H115ZM117 1H118V0H117ZM135 1H138L137 4L140 3V2H139L140 0H135ZM141 1L144 2V3H146V1H144V0H141ZM147 1H148V0H147ZM156 1H157V0H156ZM179 1H180V2H179ZM183 1H184V0H182V1H181V0H177V2L180 3V4H179V3H177V4L182 5V7H180L179 5L176 6V4H175V6H174V4L171 5V3L168 2V1H167V2H168L167 4H170V5H169V6L167 5V6H168L169 8H171V7L173 6V8H171V10H172L173 12H174V10H175L176 12H178V10H176L174 7H178L177 9H179V7H180V8H183V6H184L183 3H184V2L186 3V1H188V0H186V1H184V2H183ZM199 1H200V0H197V3H198ZM212 1H214V0H212ZM212 1H211V3H212ZM215 1H216V0H215ZM218 1L221 2L220 0H218ZM224 1H225V0H223L221 4H225ZM229 1H230V0H228L227 2L225 1V2L227 3V5H229V3H228ZM233 1H234V0H231L230 2H233ZM236 1H237V2H236ZM236 1H235V2L238 3L239 0H236ZM240 1H241V0H240ZM245 1H246V0H245ZM15 2H16V5H12V4H14ZM18 2H19L18 0H16V1L13 0V1H12L11 6H13V7L15 6L14 10L16 9V7L18 8L19 5H20V7H21V5H23V4H19V5H17ZM20 2H21V0H20ZM20 2H19V3H20ZM25 2H26V0H25ZM49 2H50V1H49ZM68 2L70 3V1H68ZM82 2H83V3H85V2L87 3V0H86L85 2H84V0H83ZM96 2H97V0H96ZM98 2H99V1H98ZM101 2H102V1H101ZM103 2L106 3V1H104V0H103ZM103 2H102V3H103ZM108 2H107L106 4H108ZM119 2H123V3H124V0H119ZM127 2H128V0H127ZM127 2L125 1V4H126ZM142 2H141V4H142ZM149 2H150V0L148 1V3H149ZM164 2H166V1H164ZM173 2H174V1H173ZM173 2H172V3H173ZM182 2H183V3H182ZM190 2H191V0H190ZM201 2H203V1H200V3H199L200 5H197V9H198V6H199V9H200V6H201V4H202ZM206 2H207V1H206ZM243 2H244V0H243ZM258 2H259V1H258ZM1 3H2V2H0V4H1ZM22 3H23V2H22ZM50 3H51V2H50ZM62 3H64V2H61V4H62ZM71 3H72V6L75 5L73 2H71ZM71 3H70V4H71ZM80 3H81V2H80ZM83 3H81V5H82ZM93 3H95V2H93ZM105 3H103V4H105ZM116 3H117V9H119V8H118V4H119V3H118V2H116ZM116 3H115V4H116ZM130 3H131V6H132V7L135 6V3H134V5H132V1H131ZM144 3H143V4H144ZM157 3H159V2L157 1ZM175 3H176V2H175ZM181 3H182V4H181ZM187 3H189V1H188ZM187 3H186V4H187ZM204 3H205V2H204ZM208 3H209V2H208ZM208 3H207V4H208ZM214 3H217V2H214ZM233 3H234V2H233ZM233 3H230V4L232 5ZM95 4L97 5V3H95ZM98 4H100V2H99ZM106 4H105V6H106L107 8H110V7H108V6H110L112 3H111V4L109 3L108 6H107ZM115 4H113L114 7H111V8H113V9L115 8V9H116V7H115L116 5H115ZM120 4H121V3H120ZM137 4H136V5H137ZM143 4H142V5H143ZM155 4H156V3H155ZM160 4H161V3H160ZM160 4H159V5H160ZM186 4H185V5H186ZM190 4H191V3H190ZM190 4H187V5H190ZM192 4H193V6H196V5H195V4H196L195 2L192 3ZM207 4H205V7H204V8H203V7H201V8H203L204 10H205V9L207 10V8H206V5H207ZM212 4H213V3H212ZM212 4H210V6H211ZM217 4H219V3H217ZM217 4H216V6H215V4H214V7H218ZM234 4H235V3H234ZM234 4H233V5H234ZM239 4H240V3H239ZM247 4H248V3H247ZM250 4H251V3H250ZM263 4H264V3H263ZM9 5H10V4H8V6H9ZM47 5H48V3H47ZM68 5H69V4H68ZM84 5H85V4H83L82 6H84ZM88 5L90 6V4H88ZM91 5H92V4H91ZM96 5H94V6H96ZM126 5L128 6V5H130V4L127 3ZM126 5H125V6H126ZM138 5L140 6V4H138ZM138 5H137V7H138ZM144 5H145V4H144ZM148 5H149V4H148ZM150 5H151V3H150ZM150 5H149V7H150L149 9L151 10V7H153V6H150ZM165 5H166V4H165ZM219 5H220V4H219ZM231 5H230V6H231ZM242 5H243V4H242ZM245 5H246V4H245ZM251 5H252V4H251ZM254 5L256 6V3H254ZM0 6H1V5H0ZM11 6L7 7V6L5 5L4 7H6L7 9H6V8H3V7L0 8V11H1L0 13H1V15H2V11H3V15H4V9H6V12H7L8 9H9ZM25 6H26V5H25ZM62 6L64 7V5H62ZM65 6H66V5H65ZM69 6H70V5H69ZM75 6H76V5H75ZM75 6H73V7H75ZM94 6H92V7H94ZM101 6H103V5H100V6L98 5V7H100V8H96V11H97V10L100 11ZM119 6H121V5H119ZM145 6H146L147 9H148V6H147V5H145ZM190 6H191V5H190ZM193 6H192V8H190V9H193V8L196 9V8L193 7ZM222 6H223V5H222ZM240 6H241V4H240ZM263 6H264V5H263ZM263 6H262V7H263ZM49 7H51V4L49 5ZM66 7H67V6H66ZM66 7H65V8H66ZM92 7H91L92 11L95 10V9H94L95 7H94V8H92ZM132 7H131V8H132ZM141 7H142V6H141ZM141 7H140V8H141ZM143 7H144V6H143ZM146 7H145V8H146ZM154 7H156V5H155ZM154 7H153L152 9H154ZM184 7H185V6H184ZM207 7L210 8L209 6H207ZM219 7H220V6H219ZM227 7H228V9H229V8L231 9V7L226 6V8H227ZM235 7L238 8V6H235ZM249 7H250V5H249ZM259 7H260V6H259ZM24 8H25V7H24ZM46 8H47V7H46ZM53 8H55V7H53ZM56 8H58V7H56ZM61 8H62V7H61ZM84 8H85V6H84ZM89 8H90V7H88V10H89V12L91 13V10H90ZM104 8H105V7H104ZM107 8H106V9H107ZM111 8H110V9H111ZM124 8L126 9V7H124ZM134 8H135V7H134ZM134 8H133V10H134ZM140 8H139V9H140ZM156 8H157V7H156ZM186 8H188V7H186ZM211 8H213V7L211 6ZM220 8H223V7H220ZM226 8H225V9H226ZM240 8H241V7H240ZM243 8H244V7H243ZM19 9H20V8H19ZM22 9H23V8H22ZM68 9H69V8H68ZM68 9L66 8V9H64V10H68ZM73 9H74V8H73ZM73 9H69L68 11H73ZM77 9H78V7H76V10L74 9L76 12L73 11V13H74V12L77 13V12L80 11V12H79V14H80L81 11H82V13L85 14V12H83V11H85V9L82 10L80 7H79V11H78ZM80 9H81V10H80ZM102 9H103V8H102ZM110 9H109V10H110ZM113 9H112V10H113ZM115 9L113 10V13H110L111 15L113 14L114 17L116 16L115 14H116L117 12H119V10L116 9V10H117V11H116ZM147 9H146V10H147ZM149 9H148V10H149ZM158 9H159V8H158ZM173 9H174V10H173ZM194 9H193V11H194ZM203 9H202V10H203ZM213 9L215 10L216 8H213ZM217 9H218V8H217ZM247 9H250V10H251V8H247ZM254 9H255V8H254ZM11 10H13V9L11 8ZM49 10H52V7H51V9H49ZM49 10H48V11H49ZM57 10H58V9H57ZM57 10H56L55 12L58 14ZM59 10H60V8H59ZM86 10H87V9H86ZM140 10H142V8H141ZM144 10H145V9H144ZM146 10H145V11H146ZM148 10H147V13H148V12L151 13L152 11L154 12V14L156 13V11H154V10H151V11H150V10L148 11ZM165 10H166V8H165ZM187 10H188V9H187ZM200 10H201V9H200ZM211 10H212V9H211ZM219 10H220V9H219ZM223 10H224V9H223ZM234 10H235V9H234ZM243 10H244V9H242V11H243ZM245 10H246V9H245ZM245 10H244V11H245ZM252 10H253V9H252ZM258 10H260V9H258ZM23 11H24V13H25V9H24ZM23 11H22V12H23ZM60 11H61V10H60ZM60 11H59V12H60ZM62 11H63V10H62ZM68 11H67V12L65 11V13H68ZM99 11L97 12L99 16H96L97 14H95V13H94V15H92V14H90V15H92V17L94 16V17H93L94 19L97 17V19H95V20H98V17L100 18V16H101V17H104V16H105V18H106L107 15H108V16L110 15V14L104 15L103 10H101L100 12H102L103 15H104V16H102V15H101L102 13H100ZM107 11H108V10H107ZM115 11H116V13H115ZM142 11H143V10H142ZM142 11H141V12H142ZM145 11H144V12H145ZM179 11H180V10H179ZM188 11L190 12V10H188ZM216 11H218V10H216ZM240 11H241V10H240ZM52 12H53V11H52ZM52 12H51V13H52ZM63 12H64V11H63ZM89 12L87 11V13H89ZM94 12H95V11H94ZM109 12H111V11H109ZM120 12H121V10H120ZM120 12H119V13H120ZM135 12H136V10H135ZM153 12H152V13H153ZM163 12H164V11H163ZM163 12H162V14H163ZM168 12H169V15H172V14L170 13L169 9H168ZM168 12L165 13L166 16H168L169 18H174V15H175V14H173V16L171 17V16L167 15ZM173 12H172V13H173ZM181 12H182V10H181ZM181 12H180V13H181ZM186 12H187V11H186ZM198 12H199V11H198ZM204 12H205V11H204ZM224 12H225V11H224ZM230 12H231V11H230ZM232 12H235V11H232ZM237 12H238V11H237ZM245 12H246V11H245ZM249 12H250V11H249ZM7 13H8V12H7ZM17 13H18V12H17ZM56 13H55V14H56ZM61 13H62V12H61ZM73 13H72V15H71L72 17H73V15H75V14H73ZM121 13H122V12H121ZM136 13H138V12H136ZM136 13H135V14H136ZM142 13H143V12H142ZM142 13L139 12V14H141V15H143V16L147 14L146 12H145L144 14H142ZM152 13H151V14H152ZM178 13H179V12H178ZM178 13H176V15H177ZM184 13H185V12H184ZM184 13H183V14H184ZM187 13H188V12H187ZM201 13H203V12H201ZM208 13H209V12H208ZM217 13H218V12H217ZM220 13H221V12H220ZM222 13H223V12H222ZM227 13H229V12H227ZM238 13H240V12H238ZM247 13H248V11H247ZM253 13H254V10H253ZM253 13H252V14H253ZM255 13H256V12H255ZM262 13H263V12H262ZM262 13H261V14H262ZM8 14H11V13H8ZM14 14H16V13H14ZM14 14H12V17H13ZM59 14H60V13H59ZM69 14H70V13H69ZM151 14H150V17H151ZM160 14H161V13H160ZM162 14H161V15H162ZM165 14H163V15H165ZM189 14H193L192 11H191V13H189ZM189 14H187V15H189ZM205 14H206V13H205ZM224 14H225V13H224ZM243 14H244V13H242V15H243ZM245 14H246V13H245ZM259 14H260V13H259ZM261 14H260V15H261ZM1 15H0V16H1ZM5 15H6V14H5ZM29 15H30V14H29ZM52 15H54V13H52ZM76 15H77V16H75V17H78V13H77ZM119 15L121 16V18H123L121 14H119ZM147 15H148V16H145V17L148 19V22H149V18H150V17H149V13H148ZM176 15H175V18H176ZM181 15H182V13H181ZM181 15H180V16H181ZM195 15H196V14H195ZM197 15H198V14H197ZM201 15H203V14H200L199 16H201ZM216 15L219 16L220 14H219V15L216 14ZM232 15H233V14H232ZM246 15H247V14H246ZM27 16H28V15H27ZM54 16H56V15H54ZM54 16H53V17H54ZM79 16L82 18L81 20H83V22H82V21L80 20V18L78 17V18H79V19L77 18L78 21L74 20V18H71V20H72V21L74 20V21H73L72 23H71V22H69V23H70V24H74L75 21L78 22V24H81V25H82V23H83V25H82V26H83V29L86 28L85 30H87V29L89 28V26L86 27V25H87V24H86V23H87L86 19L89 18V15H88L87 18H86L85 15H84V16L82 15V16L85 17L86 19H84L81 15H79ZM117 16H118V14H117ZM117 16H116V18H113V19H114V20H115V19H118L119 17H117ZM152 16H153V15H152ZM177 16H179V15H177ZM180 16H179V17H180ZM203 16H204V15H203ZM209 16H210V15H209ZM229 16H230V14H229ZM233 16H234V15H233ZM233 16H232V17H233ZM239 16H241V14H240ZM250 16H251V15H249V16H247V17L245 16L247 19H245L244 16L242 17V18H244L245 20H248V21H246L247 24H248L249 20H251V19H248V17L250 18ZM263 16H264V15H263ZM3 17H4V16H2V18H3ZM12 17L10 18V16H9L10 19H12ZM20 17H22V16H19V15H18L17 18L20 20ZM58 17H60V19H61V15H60V16L58 15ZM63 17H64V14H63ZM135 17L137 18V17H139V16H135ZM140 17H141V16H140ZM145 17H144V18H140V19L143 20V19H145ZM161 17H162V16H161ZM164 17H165V16H164ZM183 17H184V16H183ZM185 17H186V15H185ZM188 17H191V15H190V16H187L186 18H188ZM195 17H196V16H195ZM195 17L192 16L191 19L194 18V20H195ZM221 17H222V16H221ZM227 17H228V16H227ZM227 17H226V18H227ZM230 17H231V16H230ZM237 17H238V16H237ZM251 17H253V16H251ZM256 17H257V18H260V16L258 17V15H257ZM261 17H262V16H261ZM9 18H8V19H9ZM17 18H16V19H17ZM66 18H67V17H66ZM69 18H70V17H69ZM108 18H109V17H108ZM124 18H125V15H124ZM165 18H166V17H165ZM169 18H168V20H170ZM180 18H182V17H180ZM197 18H198V16H197ZM197 18H196V19H197ZM200 18H202V17H200ZM211 18H213V17H211ZM218 18H219V17H218ZM222 18H223V17H222ZM228 18H229V17H228ZM228 18H227V19H228ZM14 19H15V18H14ZM51 19H52V18H51ZM54 19H55V18H54ZM62 19H63V18H62ZM64 19H65V18H64ZM101 19H102V18H100V20H101ZM111 19H112V17H111ZM119 19H120V18H119ZM125 19H126V18H125ZM138 19H139V18H138ZM151 19H152V17H151ZM177 19H178V18H177ZM177 19H176V21H177V23H178L179 20H177ZM206 19H207V16H206ZM206 19H205V20H206ZM208 19H209V18H208ZM220 19H221V18H220ZM239 19H241V18H239ZM239 19H238V20H239ZM252 19H253V18H252ZM262 19H263V17H262ZM52 20H53V19H52ZM68 20H69V19H68ZM84 20H85V21H84ZM87 20H89V19H87ZM90 20L93 22L92 19H90ZM90 20H89V21H90ZM95 20H94V21H95ZM126 20H127V19H126ZM142 20H141V21H142ZM165 20H166V19H165ZM173 20H174V21H172V22H174L175 24H177L176 21H175V19H173ZM181 20H182V19H181ZM181 20H180V21H181ZM199 20H201V19H199ZM209 20H210V19H209ZM211 20H212V19H211ZM211 20H210V21H211ZM213 20H215V18H214ZM245 20H243V21H245ZM255 20H256V19H254V21H255ZM260 20H261V19H260ZM260 20H259V23H260ZM6 21H7V20H6ZM12 21H14V20L12 19ZM33 21H34V20H33ZM63 21H64V20H63ZM79 21H80V22H79ZM98 21H99V20H98ZM98 21H97L96 23H93V24H91L92 22H88V25L91 24L90 26H92L91 28L93 29V28L96 26V25L93 26L94 24H98V25L100 24ZM103 21H104V19H103ZM108 21H109V20H108ZM118 21H120V20H117L116 22L114 21V22H115V25H116V23H117ZM122 21H124V20L122 19ZM122 21H120V22H122ZM127 21H128V20H127ZM139 21H140V20H139ZM141 21H140V22H141ZM143 21L146 22V20H143ZM180 21H179V22H180ZM183 21H184V20H183ZM188 21H189V20H188ZM191 21H192V20H191ZM195 21H196V20H195ZM195 21H194V23L197 22V21H196V22H195ZM201 21H202V20H201ZM201 21H200V22H201ZM206 21H207V20H206ZM215 21H216V20H215ZM225 21H226V20H225ZM227 21H228V20H227ZM241 21H242V20H241ZM241 21H239V22H241ZM243 21H242V22H243ZM251 21H252V20H251ZM254 21H253V23H254ZM4 22H5V21H4ZM16 22H17V20L15 21V23H16ZM56 22H57V21H56ZM65 22H66V21H64V23H65ZM84 22H85L86 25L84 24ZM148 22H147V23H148ZM162 22H163V21H162ZM202 22H203V21H202ZM211 22H212V21H211ZM233 22H234V21H233ZM239 22H238V23H239ZM242 22H241V23H242ZM246 22H245V24H246ZM255 22H256V21H255ZM53 23H55V22H53ZM67 23H68V22H67ZM110 23H112V22H110ZM135 23H136V22H135ZM147 23H145V24L148 25ZM152 23H153V22H152ZM174 23H173V24H174ZM181 23H182V22H181ZM191 23H192V22H191ZM197 23L199 24V21H198ZM220 23H221V21H220ZM222 23H223V22H222ZM230 23H231V21H230ZM251 23H252V22H251ZM251 23L249 22L248 25L252 26V25L255 24V23H254V24L251 25ZM256 23H257V22H256ZM8 24H9V23H8ZM10 24H11V23H10ZM18 24H20V22H19ZM56 24H57V23H56ZM117 24H119V23H117ZM142 24L144 25L143 22H142ZM153 24H154V23H153ZM164 24H165V21H164ZM168 24H169V21H168ZM168 24H166V25H168ZM171 24H172V23H171ZM175 24H174V26H175ZM184 24H186V23H184ZM198 24H197V25H198ZM201 24H202V23H201ZM206 24H207V23H206ZM208 24H209V23H208ZM208 24H207V25H208ZM225 24L227 25L228 22L225 23ZM232 24H233V23H232ZM232 24H231V25H232ZM242 24H243V23H242ZM245 24H243L244 26L241 25V24H240L239 26H242L241 28H243V27H245ZM247 24H246V25H247ZM261 24H262V22H261ZM21 25H22V24H21ZM74 25L76 26V23H75ZM74 25H72V26H74ZM110 25L112 26V24H110ZM120 25H121V24H120ZM123 25L126 26L124 23H122V26H121L122 28L124 27ZM135 25H136V24H135ZM135 25H134V26H135ZM143 25H142V26H143ZM154 25H155V24H154ZM154 25H153V27H156V26H154ZM166 25H165V26H166ZM169 25H170V24H169ZM192 25H193V24H192ZM199 25H200V24H199ZM218 25H219V24H218ZM226 25H225V28H224V29L227 28ZM234 25H235V24H234ZM234 25H232V26H234ZM248 25H247V26H248ZM256 25H257V24H256ZM258 25H259V24H258ZM262 25H263V24H262ZM262 25H261V26H262ZM54 26H55V25H54ZM60 26H61V24H60ZM72 26H71V27H72ZM75 26H74L73 28H75ZM79 26H80V25H79ZM79 26H76V27L78 28ZM82 26H80V27H82ZM106 26H107V25L105 24V27H106ZM111 26H110V27H111ZM138 26H139V25H138ZM144 26H145V25H144ZM186 26H187V25H186ZM200 26H201V25H200ZM200 26H199V27H200ZM204 26H205V25H204ZM204 26H202L203 29H204ZM209 26H211V25H209ZM212 26H213V25H212ZM212 26H211V28H212ZM228 26H229L230 28L228 27L227 30L230 29V30H229L230 32H226V31H225V32L228 33V34H227V35H224V34H226V33H224V34H222V35H224L223 37H225L228 41H230L231 39L229 40L227 36H228V35L233 36L232 34H234L237 30L239 31L241 28L235 30L236 27H235V28H232V26H230V25H228ZM33 27H34V26H33ZM64 27H66V26H64ZM101 27H102V26H101ZM118 27H119V26H118ZM147 27H148V26H147ZM183 27H184V26H183ZM194 27H195V26H194ZM197 27H198V26H197ZM206 27H207V26H206ZM206 27H205V28H206ZM218 27H219V26H218ZM248 27H249V26H248ZM19 28H21V27H19ZM51 28L54 29V27H51ZM55 28H56V27H55ZM69 28H70V27H69ZM69 28H68V29H69ZM73 28L70 29V30H73L72 32H75ZM91 28H89V30H90ZM106 28H107V27H106ZM126 28H128V27H126ZM131 28H132V27H131ZM137 28L139 29L140 27H137ZM141 28H142V27H141ZM145 28H146V27H145ZM150 28H151V27H150ZM166 28H168V27H166ZM180 28H181V27H180ZM180 28H179V30H178V33L181 32ZM192 28H193V27H192ZM192 28H191V29H192ZM207 28H209V27H207ZM207 28H206V29H207ZM231 28H232V29H231ZM252 28H253V27H252ZM254 28H255V27H254ZM257 28H259V27L257 26ZM260 28H262V27H260ZM21 29H22V28H21ZM53 29H52V30H53ZM63 29H64V28H63ZM63 29H62V30H63ZM68 29H66V31H68ZM94 29H97V28L95 27ZM94 29H93V30H94ZM99 29H100V28H99ZM104 29H105V28H104ZM116 29H117V28H116ZM173 29H174V27H172V30H173ZM175 29H176V28H175ZM175 29H174V31H175ZM177 29H178V24H177ZM183 29H184V28H183ZM198 29H199V28H198ZM245 29H246V28H245ZM245 29H244V30H245ZM247 29H248V28H247ZM250 29H251V28H250ZM255 29H256V28H255ZM19 30H20V29H19ZM59 30H60V28H59ZM59 30H57V32H58ZM62 30H61V31H62ZM78 30H80V29H78ZM78 30H76V33L78 32ZM85 30H82L83 33H84ZM89 30H88V31H89ZM101 30H102V29H101ZM120 30H121V29H120ZM126 30H127V29H126ZM135 30H136V29H135ZM164 30H165V29H164ZM166 30H169V29H166ZM186 30H187V29H186ZM200 30H201V29H200ZM208 30L210 31L211 29H207V30H206V33H209ZM221 30H222L221 28H220L219 30L217 29L218 32H220ZM248 30H249V29H248ZM248 30H247V31H248ZM257 30H260V29H257ZM12 31H13V30H12ZM15 31H16V30H15ZM21 31H22V30H21ZM90 31H92V30H90ZM117 31H118V30H117ZM121 31L123 32L124 30H121ZM162 31H163V30H162ZM182 31H183V30H182ZM202 31H204V30H202ZM217 31H216V29H215V30L213 31V33L217 32ZM223 31H224V30H223ZM241 31H242V30H241ZM241 31H239V32H241ZM64 32H65V31H64ZM79 32H81V30H80ZM79 32H78V33H79ZM86 32H87V31H86ZM95 32H96V34H97V30H96ZM171 32H172V31H171ZM175 32H177V30H176ZM185 32H186V31H185ZM193 32H194V31H193ZM218 32H217V33H218ZM242 32H243V31H242ZM242 32H241V33H242ZM244 32H245V31H244ZM244 32H243V34H244ZM55 33H56V30H55ZM62 33H63V31H62ZM65 33H66V32H65ZM68 33H69V31H68ZM99 33H100V32H98V34H99ZM104 33H105V32H104ZM123 33H125V32H123ZM126 33H128V32L126 31ZM165 33H167V32H165ZM169 33H170V32H169ZM181 33H182V32H181ZM200 33H201V31H200ZM200 33H199V34H200ZM202 33H203V32H202ZM210 33H212V32L210 31ZM210 33H209V34H210ZM220 33H221V32H220ZM241 33H238V34H241ZM245 33H246V32H245ZM249 33H250V32H249ZM23 34H24V33H23ZM44 34H45V33H44ZM51 34H52V33H51ZM70 34H71V33H69V36H68V37H70L69 39H67V38H68V37L66 36L67 34L65 35V34L63 33L62 36L65 35L66 37L64 36V39H66V40L69 41L70 39L75 38V35H76V34L72 33L74 36L71 37L72 35H70ZM79 34H80V33H79ZM81 34H82V32H81ZM92 34H93V35H91V36L93 37V36H94V33H92ZM101 34H103V31H102ZM117 34H119V32H118ZM121 34H122V33H121ZM130 34H132V33H129V35H130ZM139 34H140V33H139ZM193 34H194V33H193ZM215 34H216V33H215ZM243 34H241V35H243ZM256 34H257V33H256ZM12 35H13V34H11V37H12ZM19 35H20V34H19ZM55 35H56V34H55ZM57 35H58V34H57ZM108 35H109V34H108ZM127 35H128V34H127ZM140 35H141V34H140ZM148 35H149V34H148ZM165 35H166V34H165ZM169 35H170V34H169ZM172 35H173V34H172ZM172 35H171V37H173ZM179 35H180V33H179ZM184 35H186V34L184 33ZM194 35H195V34H194ZM196 35H197V34H196ZM204 35H206L205 32H204ZM211 35H212V34H210V36H211ZM218 35L222 38V35H220V34L218 33V34L215 36V37L217 38V40L220 39V37H218ZM236 35H237V34L235 33V35H234L233 37H235ZM245 35H246V34H245ZM245 35H243V36L246 37L247 35H246V36H245ZM263 35H264V33H263ZM39 36H40V35H39ZM58 36H59V35H58ZM58 36H56V38H58ZM79 36H80V35H79ZM97 36H98V35L94 36L93 39H95ZM116 36H118V35H116ZM130 36H131V35H130ZM138 36H139V35H138ZM150 36H152V35H150ZM150 36H149V38H150ZM175 36H176V35H175ZM175 36H174V37H175ZM186 36H189V35H186ZM197 36H198V35H197ZM201 36H202V35H201ZM208 36H209V35H208ZM8 37H9V36H8ZM50 37H51V36H50ZM83 37H84V36H83ZM88 37H90V35H88ZM100 37H101V36H100ZM100 37H99V38H100ZM103 37H104V36H103ZM124 37H125V36H124ZM126 37H127V36H126ZM133 37H134V34H133ZM135 37H136V36H135ZM141 37H142V36H141ZM146 37H147V36H146ZM165 37H166V36H165ZM177 37H178V35L174 38V41H176V38H177ZM179 37H180V36H179ZM193 37H195V36H193ZM239 37H240V35H239ZM241 37H242V36H241ZM31 38H32V37H31ZM77 38H78V37H77ZM86 38H87V37H86ZM101 38H102V37H101ZM120 38H121V37H120ZM120 38H117V39H120ZM147 38H148V37H147ZM162 38H163V37H162ZM167 38H168V37H167ZM187 38H188V37H187ZM225 38H223V39H221V40H223V42H224V39H225ZM229 38H232V37H229ZM236 38H237V36H236ZM236 38H235V40H237ZM4 39H6V38L4 37ZM9 39H10V38H8L7 40H9ZM11 39H12V38H11ZM11 39H10V40H11ZM80 39H81V38H80ZM87 39H88V38H87ZM128 39H129V38H128ZM138 39H139V38H138ZM179 39H180V38H179ZM185 39H186V37H185ZM203 39H205V37H204ZM210 39H213L212 36H211ZM214 39H215V38H214ZM240 39H241V41H242V40L244 41V38H243V39L240 38ZM240 39H239V40H240ZM0 40H1V39H0ZM10 40H9V41H10ZM45 40H46V39H45ZM54 40L57 41V39H54ZM66 40H64V42H65ZM78 40H79V39H77V41H78ZM91 40H92V39H91ZM95 40H96V39H95ZM95 40H94V42H95ZM97 40H98V37H97ZM124 40H125V39H124ZM142 40H143V39H142ZM170 40H171V38H170ZM186 40H187V39H186ZM197 40H198V38H197ZM205 40H206V41L203 40V42H207V41H208L207 39H205ZM217 40L215 39V40H211V41H212V43H214L213 45H215V43H216V44H218V46H216V47H220V48H221L220 45H222V44H221L222 41L220 42V40H219V41H217ZM232 40H233V38H232ZM232 40H231V41H232ZM245 40H246V38H245ZM1 41H3V40H1ZM9 41H8V42H9ZM68 41H67V43L70 44L71 42H68ZM70 41H73V39L70 40ZM75 41H76V39H75ZM92 41H93V40H92ZM116 41H117V40H116ZM119 41H121V40H119ZM129 41H130V40H129ZM143 41H144V40H143ZM145 41L147 42V40H145ZM145 41H144V42H145ZM161 41H162V40H161ZM161 41H159L160 44H161ZM184 41H185V40H184ZM192 41H193V40H192ZM201 41H202V40H201ZM209 41H210V40H209ZM214 41H216V42H214ZM5 42H6V41H5ZM80 42H81V40H80ZM98 42H100V43L102 44L101 41L98 40ZM117 42H118V41H117ZM117 42H116V45H117ZM122 42H123V41H122ZM124 42H126V41H124ZM127 42H128V40H127ZM127 42H126V43H127ZM134 42H135V41H134ZM138 42H139V41H138ZM140 42H141V38H140ZM196 42H197V41H196ZM199 42H200V41H199ZM199 42H198L197 44H199ZM217 42H218V43H217ZM0 43H1V42H0ZM2 43H3V42H2ZM40 43H41V42H40ZM85 43H86V42H85ZM107 43H108V42H107ZM112 43H113V42H112ZM119 43H120V42H119ZM131 43H132V39H131ZM164 43H165V41H164ZM173 43L175 44V42H173ZM176 43H178V42H176ZM179 43H180V41H179ZM179 43H178V44H179ZM187 43H188V42H187ZM187 43H186V44H187ZM189 43H190V42H189ZM224 43H225V42H224ZM224 43H223V45H226L227 42H226L225 44H224ZM258 43H259V42H258ZM5 44H6V43H5ZM37 44H38V43H37ZM58 44H59V43H58ZM78 44H79V42H78ZM80 44H81V43H80ZM87 44H88V43H87ZM104 44H105V43H104ZM110 44H111V42H110ZM123 44L125 45V43H123ZM135 44H136V43H135ZM140 44H141V43H140ZM143 44H144V43H143ZM156 44H157V43H156ZM158 44H159V43H158ZM160 44H159V45H160ZM162 44H163V43H162ZM165 44H166V43H165ZM178 44H176V46H177ZM190 44H191V43H190ZM202 44L205 46V44L202 43V42H201V44H199V45L201 46ZM206 44H208V43H206ZM210 44H211V43L209 42L208 45H210ZM227 44L229 45V42H228ZM3 45H4V44H3ZM3 45L1 44L0 46L3 47ZM40 45H41V44H40ZM40 45H39V46H40ZM66 45H67V44H65V46H66ZM70 45L74 46V42H73V44H70ZM93 45H94V44H93ZM99 45H100V44H99ZM121 45H122V44H121ZM137 45H139V44H137ZM159 45H158V46H159ZM170 45H171V44H170ZM180 45H181V44H180ZM180 45H179V46H180ZM223 45H222V46H223ZM239 45H240V44H239ZM248 45H249V44H248ZM5 46H6V45H5ZM7 46H9V45L7 44ZM53 46H54V45H53ZM65 46L63 45L62 48L64 49V48H66V47H70V48H66V50H69V49H70V50L72 51L73 47L71 48V46H68V45H67L66 47H65ZM108 46H109V45H108ZM111 46H112V45H111ZM111 46H109V47H111ZM114 46H115V45H114ZM126 46H127V45H126ZM129 46H130V45H129ZM131 46H132V45H131ZM135 46H136V45H135ZM162 46H163V45H162ZM164 46H165V45H164ZM182 46H184V45L182 44ZM185 46H188V44L185 45ZM190 46H192V44L189 45V47H190ZM204 46H201V47H203V52H207L208 49L210 50V51L208 50L207 54L205 53L206 55H208V57L210 56V53H211V52L214 53L213 55H212V53H211V55H212V56H215V58H216V55L218 56V53H219L218 50H219V48H216V47L214 48V46H213V48H211L212 45H210L209 47H210L211 49H213V50L216 49V50H217V51L215 52V50H214V51H213V50L211 51V49H210L207 45H206L205 47H204ZM226 46H227V45H226ZM226 46H224V49H223V47H222L221 49H223V50L220 49V51L223 52V51L226 49V50H227L226 53H228V51H229L230 49H227V48H228V47L230 48V46H228L227 48H225ZM235 46H237V45H235ZM235 46H234V47H235ZM1 47H0V48H1ZM43 47H45V46H43ZM81 47H82V46L79 45V48H81ZM85 47H86L85 50L88 52V50H87V46H85ZM85 47H84V48H85ZM106 47H107V46H106ZM117 47H118V46H117ZM156 47H157V46H156ZM189 47H188V48L185 47V49H186V48H187L186 50H188V49H189V50L192 49L191 47H190V48H189ZM195 47H196V44H195ZM198 47H199V46H198ZM198 47H196V48H198ZM201 47H199V48H201ZM238 47H239V46H238ZM245 47H246V46H245ZM76 48L78 49L77 44H75V50H76ZM99 48H100V46H99ZM123 48H125V46H124ZM127 48H128V47H127ZM133 48H134V45H133ZM135 48H137V47H135ZM135 48H134V49H135ZM146 48H147V47H146ZM149 48H151V47H149ZM176 48H179V47H176ZM180 48H181V47H180ZM180 48H179V52H178V53H180V51H182V50H183V52H181V53H185L184 51H186V50H184V47H182L183 49L181 48V50H180ZM193 48H194V47H193ZM204 48H206V50H205ZM232 48H233V46H232ZM235 48H236V47H235ZM235 48H234V49H235ZM13 49H14V48H13ZM42 49H44V48H42ZM54 49H56V47H54ZM105 49H106V48H105ZM115 49H116V48H115ZM137 49H138V48H137ZM151 49H152V48H151ZM154 49H155V48H154ZM156 49H157V48H156ZM168 49H169V48H168ZM170 49H171V48H170ZM170 49H169V50H170ZM174 49H175V48H174ZM174 49H172V50L174 51ZM234 49H231V50L229 51L230 54H231V51H232V50L234 51ZM237 49H238V48H237ZM4 50H5V51H4ZM38 50H39V49H38ZM40 50H41V49H40ZM70 50L67 51V52H71ZM75 50H73L74 54L71 55L72 58H71V56H70L71 60L74 59V60H73L74 62L71 61V62L74 63V65H75L77 62H79V61H76L75 59H76V58H77V60L80 59V58L76 57V56H78V55L80 54V53H79V49H78V51H75ZM81 50L83 51V48L80 49V51H81ZM85 50H84V51H85ZM103 50H104V49H103ZM145 50H146V54L148 53V55H149V52H151V51L147 52L148 49H145ZM165 50H166V48H165ZM194 50H196V49H194ZM194 50H193V51H194ZM204 50H205V51H204ZM226 50H225V51H226ZM235 50H236V49H235ZM3 51L6 52V49H4V47H3V50H2V49L0 50V55L3 54V53H2ZM28 51H29V50H28ZM64 51H65V50H64ZM82 51H81V52H82ZM86 51H85V52H86ZM108 51H110V50H108ZM108 51L106 50V52H108ZM112 51H113V50H112ZM112 51H110V52H112ZM130 51H131V50H130ZM134 51H135V50H134ZM137 51H138V50H137ZM137 51H136V53H137ZM141 51H142V50H141ZM161 51H162V50H161ZM191 51H192V50H191ZM193 51H192V53H193ZM197 51H200V53H202V52H201V51H202V48H201V50H200V49H197ZM237 51H238V50H237ZM260 51H261V50H260ZM37 52H38V51H37ZM42 52H43V50H42ZM46 52H47V51H46ZM77 52H78V54H76ZM87 52H86L85 54H87ZM125 52H126V51H125ZM163 52H164V51H163ZM165 52L167 53V51H165ZM165 52L163 53L164 55L166 54ZM188 52H189V51H188ZM188 52H186V53H188ZM194 52H195V51H194ZM209 52H210V53H209ZM222 52H220L221 54H219V55H221V56H218V57H219V58H218L219 60H220V58H221L222 55H223ZM245 52H246V51H245ZM64 53H65V52H64ZM71 53H72V52H71ZM82 53H84V52H82ZM102 53H103V52H102ZM104 53H105V52H104ZM168 53H169V52H168ZM171 53H172V51H171ZM171 53H170V55L173 57V54H171ZM173 53H175V52H173ZM181 53H180V55H183V58H181L182 56L180 57L179 54H177V53H176V54H177V56L180 57L179 59H180V61L183 63V62H184L183 60H184V57H185L184 55H186V54H181ZM196 53H197V54H196ZM198 53H199V52H195L196 57H198L199 59L195 57V54H194V56H193V54H191V53L188 54L187 57H189L190 55H192V56H190V57H193L194 59L196 58V59H195L196 61H197V59L201 61V60L203 59V57H204V58H207V56H206L205 54H203V53H202V54H200V53L198 54ZM224 53H225V52H224ZM226 53H225V54H226ZM233 53H236V51L233 52ZM256 53H257V52H256ZM46 54H47V53H46ZM51 54H52V53H51ZM56 54H57V53H56ZM56 54H55V55H56ZM59 54H60V53H58V55H57V56H59V57H56V61H55L56 64H58V63H57V59H58V58H59L58 61H62V59L60 60V55H59ZM110 54H111V53H110ZM131 54H133L132 51H131ZM161 54H162V53H161ZM176 54H174V56H175ZM215 54H216V55H215ZM260 54H261V53H260ZM44 55H45V54H44ZM48 55H49V54H48ZM52 55H53V54H52ZM67 55H68V53H67ZM74 55H75L76 58L74 57ZM82 55H83V54H80L79 56H82ZM106 55H107V53H106ZM142 55H143V54H142ZM144 55H145V51H144ZM150 55H151V54H150ZM167 55H169V54H166V56H164V59H165V57L167 58ZM198 55H199V56H198ZM201 55H203V57H202ZM35 56H36V55H35ZM45 56H46V55H45ZM61 56H62V55H61ZM64 56H65V55H64ZM102 56H103V55H102ZM129 56H130V55H129ZM161 56H162V55H161ZM171 56H169V58H170ZM177 56H176V57H177ZM205 56H206V57H205ZM223 56H224V55H223ZM225 56H226V55H225ZM225 56H224V57H225ZM231 56H232V54H231L230 56H229V54H228L226 57L229 58V57H231ZM15 57H16V56H15ZM15 57H14V58H15ZM18 57H19V56H18ZM43 57H44V56H43ZM82 57H83V56H82ZM86 57H87V55L85 56V58H86ZM106 57H108V56H106ZM114 57H116V56H114ZM137 57H138V56H137ZM137 57H136V58H137ZM140 57H141V56H140ZM140 57H139V58H140ZM146 57H147V56H146ZM148 57H149V56H148ZM172 57H171V58H172ZM187 57H186V58H187ZM201 57H202V59H200ZM226 57H225V59H226ZM233 57H234V56H233ZM7 58L9 59V57H7ZM14 58H12V59H14ZM38 58H39V57H38ZM44 58H45V57H44ZM50 58H51V57H50ZM54 58H55V56L53 57V60H55ZM87 58H88V57H87ZM108 58H109V57H108ZM133 58H134V57H133ZM136 58H135V59H136ZM139 58H138V59H139ZM144 58H145V56H144ZM186 58H185V62H186L185 64H187V61H189V63H191V61H192L191 59H193V58H189V60H188V58H187V61H186ZM209 58H210V57H209ZM209 58L207 59V61L210 60V59H214L213 57H211L210 59H209ZM228 58H227V60H228ZM231 58H232V57H231ZM254 58H255V57H254ZM111 59H112V58H111ZM174 59H175V57H174ZM179 59H177V60H179ZM216 59H217V58H216ZM218 59H217V60H218ZM221 59H223V58H221ZM263 59H264V58H263ZM0 60H1V59H0ZM16 60H17V59H16ZM37 60H39V59H37ZM69 60H70V59H69ZM113 60H114V59H113ZM177 60H175V61H177ZM214 60H215V59H214ZM219 60H218V61H219ZM223 60H224V59H223ZM229 60H230V59H229ZM229 60H228V61H229ZM18 61H19V60H18ZM28 61H29V60H28ZM51 61H52V60H51ZM80 61H82V60H80ZM83 61H85V59H84ZM118 61H120V60H118ZM142 61H143V60H142ZM150 61H151V60H150ZM169 61H170V60H169ZM171 61H172V60H171ZM180 61H179V63H180ZM200 61H197V63H196L195 61H192V63L194 64V62H195V64L198 65V64L201 63ZM210 61H212V60H210ZM11 62H12V61H11ZM14 62H15V61L13 60V63H14ZM19 62H20V61H19ZM23 62H24V61H23ZM34 62H35V61H34ZM85 62H86V61H85ZM146 62H147V61H146ZM148 62H149V61H148ZM173 62H174V60H173ZM173 62H172V63H173ZM213 62H214V61H213ZM259 62H260V61H258V63H259ZM7 63H8V62H7ZM13 63H12V64H13ZM36 63H37V61H36ZM44 63H45V62H44ZM55 63L53 64V66L55 65L54 67H55V69H56V64H55ZM106 63H107V62H106ZM192 63H191V64H192ZM206 63H209V61H208V62L205 61V64H206ZM214 63H215V62H214ZM219 63H220V62H219ZM221 63H222V62H221ZM235 63H236V62H235ZM260 63H261V62H260ZM260 63H259V64H260ZM2 64H3V63H2ZM10 64H11V63H10ZM12 64H11V66H12ZM15 64L18 65L17 62H16ZM37 64H38V63H37ZM49 64H50V63H49ZM59 64H60V63H59ZM82 64H85V63H82ZM86 64H87V63H86ZM86 64H85V65H86ZM144 64H146V63H144ZM209 64H211V62H210ZM212 64H213V63H212ZM216 64H217V63H216ZM6 65H7V64H6ZM17 65H16V66H17ZM72 65H73V64H72ZM74 65H73V66H74ZM78 65H80V63H79ZM149 65H150V64H148V65H146V66L148 67ZM174 65L179 66L178 62H177V64H174ZM181 65H182V64H181ZM183 65H184V64H183ZM189 65H190V64H189ZM189 65L187 64V66H189ZM202 65H204V64H202ZM217 65H218V64H217ZM222 65H223V64H222ZM226 65H227V64H226ZM260 65H263V63L260 64ZM37 66H38V65H37ZM53 66H52V67H53ZM82 66H83V65H82ZM82 66H81V67H82ZM108 66H109V65H108ZM119 66H120V65H119ZM144 66H145V65H144ZM152 66H153V65H152ZM172 66H173V65H172ZM172 66H171V68H172ZM192 66H193V65H192ZM198 66H199V65H198ZM200 66H201V65H200ZM208 66H209V65H208ZM219 66H220V65H219ZM228 66H229V65H228ZM234 66H236V65H234ZM239 66H240V65H239ZM263 66H264V65H263ZM33 67H34V66H33ZM33 67H32L31 69H30V68H29V69L32 70ZM52 67H51V68H52ZM57 67H58V66H57ZM70 67H72V66H70ZM77 67L80 68V66H77V65H75V66L72 67V68H73V69L76 68L75 70L77 71ZM83 67H84V66H83ZM166 67H167V66H166ZM168 67H170V66H168ZM175 67H176V66H175ZM185 67H186V65L183 66V69H182V67H180V68L182 69V70L180 69L181 71H180L177 67H176V68H177V70H179V72H182L183 70H184V72H186L185 70L188 71L189 68H190V69H189V72H191V71L193 72L191 65H190L189 68L186 67V68H188V69H184ZM206 67H207V65H206L205 67L202 66V67H201L202 69H200V70L203 71V68H204L205 70H208L209 68L207 67V69H206ZM210 67L212 68L213 65L210 66ZM241 67H242V66H241ZM241 67H240V68H241ZM260 67H262V66H260ZM10 68H11V67H10ZM23 68H24V66H23ZM38 68H40V67H38ZM58 68H59V67H58ZM60 68H61V67H60ZM63 68H64V67H63ZM63 68H62V70H64ZM72 68H69V69H70L71 71H74V72H75V70H72ZM135 68H137V67H135ZM154 68H155V67H154ZM194 68L196 69V66H195V67L193 66V69H194ZM197 68H198L197 70L199 71V67H197ZM244 68H245V67H244ZM244 68H243V69H244ZM246 68H247V67H246ZM246 68H245V69H246ZM52 69H53V68H52ZM110 69H111V68H110ZM137 69H138V68H137ZM140 69H141V68H140ZM152 69H153V68H152ZM216 69H218V66L216 67ZM241 69H242V68H241ZM259 69H260V68H259ZM0 70H1V69H0ZM37 70H38V69H37ZM60 70H61V69H60ZM70 70H69V72H70L71 75H72L73 72H71ZM78 70H79V69H78ZM83 70H84V69H83ZM90 70H91V69H90ZM122 70H123V69H122ZM143 70H144V69H143ZM154 70H155V69H154ZM175 70H176V69H175ZM177 70H176V71H177ZM190 70H191V71H190ZM197 70H196V72H198ZM205 70H204V71H205ZM3 71H4V70H3ZM22 71H23V70L21 69V71H20L21 73L19 72V73H20V76H21V74H23V75H22L23 77H27V78H28L29 75H28V74H27V75L25 74L26 76H24V73H22ZM25 71H26V70H25ZM28 71H29V70H28ZM52 71H54V70H52ZM58 71H59V70H58ZM58 71H56V73H58ZM65 71H66V70H65ZM105 71H106V70H105ZM116 71H117V70H116ZM119 71H120V70H119ZM137 71H138V70H137ZM137 71H136V73L139 74V72H137ZM161 71H162V70H161ZM164 71H165V70H164ZM204 71H203V72H204ZM209 71H210V69H209ZM211 71H214L213 68H212ZM218 71L220 72V69H218L217 72H218ZM29 72H30V71H29ZM34 72H35V71H34ZM63 72H64V71H63ZM69 72H68V73H69ZM141 72H143V71L141 70ZM144 72H147V71H144ZM184 72L182 73V74H184V75H185L186 73H188V72H186V73H184ZM194 72H195V71H194ZM196 72H195V73H196ZM199 72H200V71H199ZM217 72L215 71L214 73L218 74V77H219V73H217ZM1 73H2V71H1ZM32 73H33V72H32ZM32 73H31V74H32ZM60 73H62V72H60ZM78 73H79V72H78ZM80 73H81V72H80ZM80 73H79V74H80ZM122 73H124V71H122ZM136 73H135V74H136ZM147 73H149V72H147ZM151 73H152V72H150V74H151ZM172 73H173V72H172ZM172 73H171V74H172ZM205 73H206V72H205ZM207 73H208V72H207ZM207 73H206V74H207ZM211 73H212V72H211ZM242 73H243V72H241V73H239V74H242ZM258 73L260 74L261 72H258ZM4 74H5V73H4ZM36 74H37V73L35 72V74H34V75H31L30 78H32V77L35 76ZM79 74H76L77 77H78ZM135 74H134V75H135ZM138 74H137V75H138ZM144 74H145V73H144ZM153 74H155V73H153ZM190 74H191V73H188V76H189ZM197 74H199V73H197ZM208 74H210V72H209ZM262 74H263V72H262ZM262 74H261V75H262ZM67 75H68V74H67ZM71 75L69 74V76H68V78L70 77V79L66 78V79L63 81V82H65V84H68V83H69V85H70V83H72L71 81H72L73 77L71 78ZM119 75L122 77V74H119ZM123 75H124V74H123ZM125 75H126V74H125ZM125 75H124V76H125ZM139 75H140V74H139ZM139 75H138V77H139ZM145 75H146V74H145ZM147 75H148V74H147ZM151 75H152V74H151ZM174 75H175V74H174ZM191 75H192V77H194V74H193V73H192ZM191 75H190V77H191ZM195 75H196V74H195ZM200 75H201V74H200ZM200 75H199V76H200ZM202 75H203V76H206V75H204L203 73H202ZM202 75H201V78L203 77ZM212 75H213V74H212ZM17 76H18V75H17ZM53 76L55 77V75H53ZM53 76H52V77H53ZM64 76L66 77L65 72H64ZM73 76H74V73H73ZM94 76H95V75H94ZM124 76H123V77H124ZM140 76H141V75H140ZM149 76H150V75H149ZM154 76H155V75H154ZM178 76H179V75H178ZM186 76H187V74H186ZM186 76H185V77H186ZM197 76H198V75H197ZM209 76H211V74L208 75V76H206V77H209ZM214 76H217V75H214ZM42 77H43V76H42ZM58 77H60V75H58ZM58 77H57V75H56V79H57ZM79 77H80V76H79ZM141 77H142V76H141ZM141 77H140V78H141ZM143 77H144L146 80H149V79H150V77H149V78L146 77V76H143ZM159 77H160V76H159ZM170 77L172 78V75H171ZM173 77L176 78V75L173 76ZM238 77H240V75H239ZM244 77H245V75H244ZM244 77H243V78H244ZM259 77H260V76H259ZM30 78H28V79H30ZM33 78H34V77H33ZM63 78H64V77H63ZM74 78H75V77H74ZM136 78H137V77H136ZM152 78H153V77H152ZM197 78H198V77H197ZM203 78H204V77H203ZM203 78H202V79H203ZM211 78H212V77H211ZM213 78H214V77H213ZM213 78H212V79H213ZM225 78H226V77H225ZM232 78H233V77H232ZM240 78H241V77H240ZM240 78H239V79H240ZM253 78H254V77H253ZM257 78H258V77H257ZM257 78H256V79H257ZM261 78H263V77H260V79H261ZM23 79H25V78H23ZM23 79H22V80H23ZM53 79H55V78H53ZM53 79H52V80H53ZM56 79H55V82H54V80H53L54 84H56ZM165 79H166V78H165ZM202 79H201V81L204 82V83L208 80V78H207V80H205V81L202 80ZM204 79H205V78H204ZM209 79H210V77H209ZM215 79H216V77H215ZM241 79H242V78H241ZM256 79H255V80H256ZM2 80H4V79H2ZM25 80H26V79H25ZM25 80H24V81H25ZM46 80H47V79H46ZM52 80H51V81H52ZM67 80H69L68 83L66 82ZM125 80H126V79H125ZM136 80L138 81V79H136ZM140 80L146 81V80H144L143 78L140 79ZM150 80H151V79H150ZM167 80H168V79H167ZM173 80H175V79H173ZM173 80H172L173 85H175L176 83L174 84V81H173ZM177 80H178V79H177ZM177 80H175V81H177ZM179 80H180V79H179ZM191 80H192V78H191ZM199 80H200V77H199ZM220 80H221V79H220ZM235 80L237 81V79H235ZM250 80H251V79H250ZM255 80H254V81H255ZM263 80H264V78H263ZM18 81H19V80H18ZM51 81H50V82H51ZM122 81L124 82V80H122ZM127 81H128V80H127ZM127 81H126V82H127ZM143 81H142V82H143ZM165 81H166V80H165ZM210 81H211V80H210ZM213 81H214V79H213ZM218 81H219V80H218ZM233 81H234V80H233ZM241 81H242V80H241ZM246 81H248V80H246ZM259 81H261V83H262V80H259ZM0 82H2V81H0ZM19 82H20V81H19ZM63 82H62V83H63ZM73 82H74V80H73ZM126 82H124V83H126ZM142 82H141V83H142ZM202 82H201V84H202ZM208 82H209V81H207V83H208ZM222 82H223V81H222ZM238 82H240V81L238 80ZM2 83H3V82H2ZM6 83H8V82H6ZM6 83H5V85H6ZM79 83H80V82H79ZM127 83H128V82H127ZM139 83H140V82H139ZM170 83H171V82H170ZM170 83H169V84H170ZM177 83H178V82H177ZM214 83H215V82H214ZM244 83H245V82H244ZM248 83H249V82H248ZM259 83H260V82H259ZM21 84H24V83H21ZM49 84H50V83H49ZM121 84H123V83H121ZM136 84H137V82H136ZM150 84L152 85V83H150ZM156 84H157V83H156ZM161 84H162V83H161ZM165 84H166V83H165ZM167 84H168V83H167ZM171 84H172V83H171ZM179 84H181V82H179ZM201 84H200V86H201ZM212 84H213V82H212V83L210 82V85H212ZM255 84H256V83H255ZM5 85L2 84V86L6 87ZM7 85H9V83H8ZM24 85H26V84H24ZM42 85H43V84H42ZM42 85H41V86H42ZM45 85H46V84H45ZM45 85H44V86H45ZM51 85H52V84H51ZM63 85H64V84H63ZM176 85H177V84H176ZM190 85H191V84H190ZM198 85H199V84H198ZM202 85H203V84H202ZM205 85H206V84H205ZM208 85H209V84H208ZM210 85H209V86H210ZM253 85H254V84H253ZM253 85H252V86H253ZM260 85H261V84H260ZM9 86H10V85H9ZM26 86H28V84H27ZM29 86H31V85L29 84ZM52 86H54V85H52ZM52 86H51V87H52ZM64 86H66V85H64ZM96 86H97V85H96ZM121 86H122V85H121ZM123 86H124V88H125V87H126V84H124ZM123 86H122V88H123ZM163 86H164V85H163ZM200 86H199V88H200ZM244 86H245V85H244ZM257 86H258V85H257ZM257 86H253V87H256V88H257ZM262 86H263V85H262ZM84 87H85V86H84ZM127 87H128V86H127ZM127 87H126V88H127ZM135 87H136V86H135ZM143 87H144V85H143ZM145 87H146V86H145ZM164 87H165V86H164ZM187 87H188V85H187V86L184 85V88H185V89H186ZM196 87H197V86H196ZM204 87H205V86H204ZM204 87H201V88H203V90H201V92L204 91ZM206 87H208V86H206ZM206 87H205V88H206ZM211 87H212V86H211ZM248 87H249V86H248ZM258 87H261V86H258ZM7 88H8V87H7ZM10 88H11L10 92L8 91V92L5 94V97H6V95H7V97H9V96H8V93L13 92L12 89L14 90V88L11 87V86H10ZM40 88H41V87H40ZM40 88H39V89H40ZM75 88H76V87H75ZM147 88H150V85H149ZM147 88H146V89H147ZM151 88H153V87H151ZM154 88H156V87H154ZM175 88H176V86L174 87V89H175ZM178 88H179V86H178ZM184 88H182V90H183ZM191 88H192L191 86H189V88H188V90H190L191 92H190V91L187 92L188 90H187V91H186V90H183V91H182L181 89H178V92L181 93V94L183 93L184 95L186 94L185 96H187V97L190 96V97H192L194 100L196 99L195 101H197V99H198V98H196V97H202V96H204V93L206 92V91H204L203 94H202V93H200V90H199V92L197 91V93H198V94L200 93V94H202V95L200 96V95L197 94L198 96H196V95H195L196 93H195V94H193L194 92L192 93V91H194L195 89H191ZM201 88H200V89H201ZM249 88H250V87H249ZM3 89H4V88H3ZM21 89H24V88L21 87ZM43 89H44V88H43ZM46 89H47V88H46ZM46 89H45V91H47ZM48 89H49V88H48ZM160 89H161V88H160ZM164 89H165V88H164ZM166 89H167V88H166ZM250 89H252V88H250ZM250 89H249V90H250ZM254 89H255V88H254ZM254 89H252V90H254ZM263 89H264V87L262 88V91H263V92L261 91V93L264 94V90H263ZM27 90H28V89H27ZM53 90H54V89H53ZM65 90H66V88H65ZM133 90H134V89H133ZM137 90H138V89H137ZM148 90H149V89H148ZM148 90H147V91H148ZM151 90H152V89H151ZM162 90H163V89H162ZM180 90H181V91H180ZM197 90H198V89H197ZM252 90H251V91H252ZM257 90H258V88H257L255 91H257ZM2 91L5 92V89L2 90ZM2 91H1V92H2ZM23 91H24V90H23ZM25 91H26V88H25ZM42 91H43V90H41L40 93H44V94H45V91H44V92H42ZM109 91H110V90H109ZM130 91H131V90H130ZM141 91H143V90L141 89ZM153 91H154V90H153ZM176 91H177V90L175 89L174 92H176ZM237 91H238V90H237ZM26 92H27V91H26ZM29 92H30V91H29ZM53 92H54V91H53ZM138 92L140 93V91H138ZM143 92H144V91H143ZM154 92H155V91H154ZM157 92H158V91H157ZM161 92H162V91H161ZM185 92H186V93H185ZM211 92L213 93V91H211ZM235 92H236V91H235ZM252 92H253V91H252ZM258 92H259V91H257V95L261 94V93L258 94ZM23 93H24V92H23ZM40 93H37V94H36V97H37V100H38V101H39V99H40V100L43 99L42 96H41L42 98L40 97ZM116 93H117V92H116ZM141 93H142V92H141ZM145 93H146V92H145ZM151 93H152V92H151ZM155 93H156V92H155ZM188 93H189V94H188ZM255 93H256V92H255ZM255 93H253V94H255ZM24 94L26 95V93H24ZM28 94H29V93H28ZM72 94H73V93H72ZM158 94H159V93H158ZM162 94H163V93H162ZM169 94H170V93H169ZM172 94H173V92H172ZM246 94H247V93H246ZM251 94H252V93H251ZM253 94H252V96H253ZM263 94H262V96L259 95L260 98H262V99H264V97H263L264 95H263ZM2 95H4V94H2ZM12 95H14V93H12ZM22 95H23V94H22ZM41 95H42V94H41ZM47 95H48V94H47ZM53 95H54V94H53ZM131 95H132V94H131ZM134 95H135V94H134ZM146 95H147V93H146ZM149 95H151V94H150V91H149ZM149 95H148V96H149ZM152 95H153V94H152ZM193 95H195L196 97L193 96ZM212 95H213V94H212ZM249 95H250V94H248V96H249ZM43 96H44V95H43ZM136 96H137V95H136ZM138 96H139V95H138ZM156 96H157V94H156ZM172 96H173V98H172ZM174 96H175V97H174ZM207 96H208V98H209V96H210V92H209V94H207ZM207 96L205 95V97H206L205 99H207V102H208V109H207V107H206V108L203 109L204 111H202V112L205 113V109H207V110H208L207 114H208L209 122H210V118H211V117H214V119H213V118H212V119L215 121V119L217 120V117H218V116L221 117L222 115H219V114L217 113V114H218V116H217V114H216V112H215V113H214V115L216 116V117H215V116L212 114L215 110H214L213 107H212V109H213L214 111H213V112H212V110L210 111V109H209V106H210V105H209V104H210L211 99H208ZM214 96H215V95H214ZM214 96H213V97H214ZM220 96H221V95H220ZM223 96H224V95H223ZM250 96H251V95H250ZM254 96H255V95H254ZM254 96H253V100H251V101H253V102L251 103L252 105H253V104H256L255 102H257V100L254 101L255 98H256V96H255V98H254ZM34 97H35V96H34ZM36 97L34 98V100L36 99ZM51 97H52V96H51ZM123 97L125 98V96H123ZM149 97H150V96H149ZM159 97H161V96L159 95ZM164 97H165V95H164ZM210 97H212V96H210ZM215 97H216V96H215ZM246 97H247V95H246ZM0 98H1V97H0ZM2 98H3V97H2ZM38 98H39V99H38ZM46 98H48V97H46ZM46 98H44V99H46ZM117 98H118V97H117ZM124 98H123V100H127V99H128V98H127V99H124ZM145 98H147V97H145ZM162 98H163V96H162ZM165 98H166V97H165ZM165 98H164V99H165ZM170 98H171V99L169 100V102H168L169 104H168V105H170V103L173 101V102L171 103L170 106H172V104H175V103H177V102H178L177 105H175L176 107H175V106H173V107H174V108H178L179 106H181V108L179 107L178 109H173V108H172L173 110H175V111H173V113H172L171 108H170V109L168 108L169 110H167V111H168L167 114H170V116H171V113H172V115H173L174 113H175V115H176L178 110H179L178 113L180 112V110H182V111H181L182 114L180 113L179 115H182L183 117L185 116V118H187V120H189V119L191 118L192 115L195 116V115H197V114H199V113L201 112V109H202V108H201V109L199 108L200 112H198V111H199L198 109H197L196 112H195V111H194L195 109H193V108L190 109V110H192V111H189V110L186 111V110L188 109V108L186 109V107H187L188 105L190 106V105L192 104V102L189 101V100H192L194 104L196 103L195 105L192 104V106H197V107H198V105H197L198 102H195L192 98L189 99V100L186 99V101H187V104H186V105H181V104L185 103V102H184L185 99H181V97H180V100H182L183 103H182L180 100H177V99H179V97H176V95H174V94L171 95ZM175 98H176V99H175ZM182 98H184V97H182ZM185 98H186V97H185ZM188 98H189V97H188ZM257 98H258V97H257ZM260 98H258V101H260V100H259ZM5 99H7V98H5ZM49 99H50V97H49ZM54 99H55V98H54ZM129 99H130V98H129ZM156 99H157V98H156ZM160 99H161V98H158V99H157L158 102H159V103H157V104H159V105H164V107H162V108L164 109V108H165V102H166V101L163 100V99H162L163 101H161ZM173 99H174V100H173ZM251 99H252V98H251ZM34 100H33V99H32L31 101L28 100L29 102H26V103H27L28 105H30L29 103H34V102H33ZM37 100H36V101H37ZM50 100H51V99H50ZM123 100H122V101H123ZM140 100H141L140 102H142V98H141ZM144 100H145V99H144ZM148 100H149V99H148ZM154 100H155V99H154ZM154 100H152V101H154ZM183 100H184V101H183ZM198 100H199V99H198ZM203 100H204V97H203ZM208 100H210V101H208ZM220 100H221V99H220ZM247 100H248V99H247ZM36 101H35V103H36ZM41 101H42V102H41ZM41 101H39V103L41 102L40 105H41V106L43 105V107H44V103H45L44 101H46V100H41ZM47 101H49V100H47ZM51 101H52V100H51ZM174 101H175V103H174ZM201 101H202V100H201ZM204 101H205V100H204ZM6 102H7V100H6ZM43 102H44V103H43ZM123 102H124V101H123ZM140 102H139V103H140ZM162 102H164V104H163ZM179 102H180V103H179ZM189 102H191V104H188ZM202 102H203V101H202ZM202 102H201V104H202ZM261 102H262V100H261L260 103H258V104L260 105ZM7 103H9V104H6V105H9V107L14 106V105H11V106H10V102H7ZM35 103H34V104H35ZM42 103H43V104H42ZM49 103H50V101H49ZM53 103H54V102H53ZM75 103H76V102H75ZM142 103H143V102H142ZM142 103L140 104L141 106H143ZM154 103L156 104V101H154ZM199 103H200V101H199ZM205 103H206V102H203L202 106H203ZM262 103H263V102H262ZM1 104H2V103H1ZM34 104H33V105H34ZM47 104H48V103H47ZM122 104H123V103H122ZM178 104H179V106H178ZM206 104H207V103H206ZM212 104H213V103H212ZM244 104H245V102L243 103V106H244ZM249 104H250V102H249ZM249 104H247V108H248V105H249ZM33 105L31 104V106H29V108L31 107V110L34 112V114L38 113V115H39V112L36 111V113H35V111H34V110H36V107H37L36 104H35L34 107H32ZM38 105H39V104H38ZM50 105H51V104H49V107H50ZM52 105H53V104H52ZM144 105H145V104H144ZM151 105H152V103H151ZM239 105H240V104H239ZM252 105H251V106H252ZM1 106H2V105H1ZM4 106H5V105H4ZM126 106H127V105H126ZM138 106H139V105H138ZM153 106H154V105H152V107H153ZM177 106H178V107H177ZM189 106H188V107H189ZM192 106H191V107H192ZM204 106H205V105H204ZM206 106H207V105H206ZM212 106H213V105H212ZM221 106H222V105H221ZM228 106H229V105H228ZM233 106H234V105H233ZM255 106H257V105H255ZM263 106H264V105H263ZM2 107H3V106H2ZM9 107H8V108H9ZM43 107H41V108H43ZM45 107L48 109V107H47L46 104H45ZM45 107H44V108H45ZM123 107H124V106H123ZM132 107H133V106H132ZM148 107H149V105H148ZM148 107H147V108H148ZM157 107H158V106H157ZM160 107H161V106H159L158 108H160ZM184 107H185L186 110H183ZM245 107H246V106H245ZM257 107H259V106H257ZM257 107H255V108H257ZM260 107H261V106H260ZM260 107H259V108H260ZM5 108L8 109L7 107H5ZM5 108H3V109L5 110ZM19 108H20V107H19ZM21 108H22V107H21ZM26 108H27V107H26ZM32 108H34V110H33ZM37 108H38V110H39L40 106L37 107ZM44 108H43V110H44ZM133 108H134V107H133ZM139 108H140V107H139ZM182 108H183V109H182ZM229 108H230V107H229ZM255 108H253V109L256 110ZM262 108H264V107H261V109H262ZM9 109H10V110L8 111V113L11 111V108H9ZM27 109H28V108H27ZM93 109H94V108H93ZM131 109H132V108H131ZM135 109H136V108H135ZM135 109H133V110H135ZM221 109H222V107H221ZM221 109H220V110H221ZM250 109L253 110L252 107H251ZM13 110L15 111V109H13ZM16 110H17V109H16ZM20 110H21V109H20ZM23 110H24V109H23ZM23 110H22V111H23ZM49 110H50V109H49ZM76 110H77V109H76ZM116 110H117V109H116ZM119 110H121V109H119ZM123 110H124V108H123ZM127 110H129V108H128ZM157 110H158V109H157ZM164 110H165V109H164ZM244 110H245V112H246V109H244ZM6 111H7V110H6ZM24 111H25V110H24ZM39 111H41V109H40ZM47 111H48V110H47ZM53 111H54V110H53ZM129 111H130V110H129ZM129 111H126V112L124 111V112H125V114H127ZM160 111H163V110L161 109ZM160 111L157 112L158 115H161L162 112H160ZM169 111H170V112H169ZM183 111H186V112H183ZM226 111H227V110H226ZM231 111H232V110H231ZM259 111H260V110H259ZM261 111H262V110H261ZM263 111H264V110H263ZM2 112H5V111H2ZM2 112L0 113V115L2 114ZM17 112H19V110L16 111V113H17ZM41 112H42V111H41ZM41 112H40V113H41ZM43 112H44V111H43ZM48 112H49V111H48ZM51 112H52V110H51ZM55 112H56V110H55ZM124 112H122V115L124 114ZM132 112H134V111H132ZM132 112H131V113H132ZM135 112H137V111H135ZM151 112H152V111H151ZM191 112H192V113H191ZM193 112L196 113V114H194ZM197 112H198V113H197ZM202 112H201V113H202ZM209 112H210V113L212 112L211 115H213V116H211V115L209 116V114H210ZM236 112H237L236 114L233 112V114L236 115V116H237V114H239V113L242 114V112H238V110H237ZM250 112H251V111H250ZM252 112H253V111H252ZM257 112H258V111L256 110V112H255L256 115H258V114L261 113V112H260V113L257 114ZM8 113H7V114H8ZM13 113H14V112H13ZM13 113L11 112L12 115L9 113V114H10L11 116H13V117H11V116L8 114V115L10 116V117L8 116L10 119H8L7 117H6V119H4L3 117H2V118H3L4 121H5V120H6V121L9 120V123H10V121H12L11 118H12V119L14 118V121H12V122H15V123H13L14 125H12V126H14L13 128H17V130H19V131H22V130L24 129L21 133H23V132H24V133H25V132H29V131L31 130V127H32V126H30L31 123H32V125L34 126L33 122L36 123L37 120L39 121L40 115L42 114V113H41V114L39 115V118L37 117L38 115H34V114H32V115H28L29 117H31V116L33 117V115H34V118L37 117V119L30 118V120L33 119V121L30 122V120H27V119H29V117L26 119V116H27L26 114H27V113H25V117L23 116V115H24L23 112H22L23 115H22V114L19 115L20 112H19L18 114L15 113L16 115H18V117H17L16 115L14 116ZM30 113H31V112H30ZM45 113H47V112L45 111ZM52 113H53V112H52ZM81 113H82V112H81ZM164 113H165V111H163L162 114L164 115ZM189 113H191V114H189ZM201 113H200V114H201ZM204 113H203V115L201 114L202 117L204 116ZM7 114H6V115H7ZM28 114H29V113H28ZM43 114H44V113H43ZM184 114H185V115H184ZM186 114H187V115H186ZM200 114H199V116H200ZM6 115H5V116H6ZM128 115H129V117H130V114H128ZM133 115H134V114H133ZM133 115L131 114V116H133ZM148 115H149V114H148ZM151 115H152V114H151ZM175 115H173V116H175ZM179 115L177 114L176 117H179ZM244 115H245V114H243V116H244ZM261 115H262V114H261ZM263 115H264V112H263ZM19 116H20L21 118L23 117V118H25V119L27 120V121L25 122V119L22 118V120H21V121H22V122H21L22 125L24 124V123H23V120H24L25 124H26V123H29V124H30V125H29V124H26V125L24 124V125H23V129L21 128V125H20L19 128H21L22 130L19 129V128L16 126V123H17V122L15 121V120H16L15 117L17 118V120H19V119H18ZM35 116H36V117H35ZM56 116H57V115H56ZM134 116H135V115H134ZM137 116H138V115H137ZM143 116H144V115H143ZM143 116H140V117L142 118ZM146 116H147V114H146ZM173 116L169 117V116L167 115L166 117L174 118ZM182 116H180V117H182ZM187 116H188V117H187ZM199 116H197V118H198ZM206 116H207V115L205 114L204 117L208 120V118H207ZM236 116H232V117H236ZM239 116H240V114H239ZM239 116H237V117H238V118L242 117V116H240V117H239ZM250 116H251V115H250ZM250 116H249V119H250ZM41 117H43V116L41 115ZM89 117H90V116H89ZM121 117H122V116H120L119 118H121ZM125 117H126V115H125ZM125 117H124V118H125ZM140 117H139V118H140ZM148 117H149V116H148ZM176 117H175V118H176ZM183 117H182V118H183ZM245 117H246V116H245ZM251 117H253V116H251ZM254 117H255V114H254ZM49 118H50V117H49ZM119 118H118V119H119ZM127 118H128V116H127ZM146 118H147V117H146ZM164 118H165V116H164ZM164 118H163V119H164ZM169 118H168V119H169ZM188 118H189V119H188ZM200 118H201V116H200ZM200 118H198V121H200V120H201V121H204L203 123L205 124V126H204V124H203V125L201 124V125L203 126L201 129H200L199 127H197V130L200 129V131H201L204 127H206V124H207V123H205V120H204L205 118H203V119H202V118L200 119ZM261 118H262V116H261ZM77 119H78V118H77ZM100 119H101V118H100ZM195 119H196V117H195ZM199 119H200V120H199ZM218 119L220 120V118H218ZM245 119H246V118H245ZM251 119H252V118H251ZM255 119H256V117H255ZM255 119H252V120L254 121ZM34 120H35V121H34ZM42 120H43V119H42ZM120 120H121V119H120ZM127 120H128V119H127ZM129 120H130L131 123H132L131 118H130ZM134 120H135V119H134ZM134 120H133V123H134ZM140 120H141V119H140ZM146 120H147V119H146ZM170 120H171V119H170ZM172 120H173V119H172ZM174 120H175V119H174ZM174 120H173V121H174ZM177 120H179V119L177 118ZM181 120L183 121L184 119H180V121H181ZM190 120H194V118H192V119H190ZM190 120H189V121H190ZM207 120H206V121H207ZM228 120H229V119H228ZM230 120H231V119H230ZM235 120H236V119H235ZM252 120H251V121H252ZM4 121H3L2 123H4ZM6 121H5V122H6ZM85 121H86V120H85ZM89 121H90V120H89ZM105 121H106V120H105ZM122 121H123V120H122ZM122 121H121V122H122ZM136 121H137V120H136ZM141 121H142V120H141ZM184 121H185V120H184ZM198 121H197V122L195 121V122H196L195 125L198 123ZM211 121H212V120H211ZM214 121H213V122H214ZM39 122H40V121H39ZM43 122H45V121H43ZM98 122H99V121H98ZM101 122H102V121H101ZM101 122H99V123H101ZM121 122H120V124H121ZM125 122H127V121L125 120ZM143 122H144V120H143ZM166 122H167V121H166ZM176 122H177V121H176ZM186 122H187V121H186ZM186 122H185V123H186ZM193 122H194V121H193ZM213 122L209 123L208 126L211 127V125H212ZM216 122H218V120H217ZM216 122L213 123L215 126H216V124H215ZM230 122H231V121H230ZM236 122H237V121H236ZM9 123H8V121H7L5 125H7V126L10 125V126H11V123H10V124H9ZM18 123L20 124V120H19ZM18 123H17V124H18ZM45 123H46V122H45ZM45 123H44V124H45ZM104 123H105V122H104ZM104 123H103V124H104ZM116 123H118V122H116ZM137 123L139 124V121L136 122V123H134V124H137ZM170 123H171V122H170ZM170 123H169V124H170ZM172 123H173V122H172ZM180 123H182V122H180ZM189 123H191V122H189ZM200 123H201V122H200ZM200 123H198V125H199ZM226 123H227V122H226ZM237 123H239V122H237ZM241 123H242V122H241ZM249 123H250V120H249ZM0 124H1V123H0ZM19 124H18V126H19ZM42 124H43V123H42ZM128 124H130V123L128 122ZM134 124H132V126H133ZM140 124H141V122H140ZM147 124H148V123H147ZM147 124H146V125H147ZM166 124H167V123H166ZM235 124H236V123H235ZM1 125H2V124H1ZM1 125H0V126H1ZM5 125H3V126H5ZM28 125H29V126H28ZM79 125H80V124H79ZM81 125H82V124H81ZM92 125H93V124H92ZM110 125H111V124H110ZM121 125H122V124H121ZM121 125H120V128H121ZM130 125H131V124H130ZM141 125H142V124H141ZM141 125H140V126H141ZM179 125H180V124H179ZM182 125H185V124H181V126H182ZM189 125H191V124H188V126H189ZM198 125H197V126H198ZM246 125H247V124H246ZM255 125H256V124H255ZM15 126H16V127H15ZM25 126H27L28 129H27ZM100 126H102V125H100ZM108 126H109V125H108ZM115 126L117 127V125H115ZM134 126H135V125H134ZM167 126H168V125H167ZM188 126H185V128H187ZM199 126H200V125H199ZM212 126H213V125H212ZM215 126H214V128H215ZM237 126H238V124H237ZM244 126H245V125H244ZM37 127H38V126H37ZM52 127H53V126H52ZM97 127H98V126H97ZM116 127H115V128H116ZM125 127H126V124H125ZM135 127H136V126H135ZM135 127H134V128H135ZM160 127H161V126H160ZM182 127L184 128V126H182ZM218 127H220V126H218ZM229 127H230V126H229ZM242 127H243V126H242ZM1 128H2V127H1ZM3 128H4V127H3ZM29 128H30V129H29ZM46 128H47V127H46ZM93 128H94V127H93ZM98 128H99V127H98ZM113 128H114V127H113ZM118 128H119V125H118ZM122 128H123V126H122ZM127 128H128V127H127ZM163 128H164V127H163ZM177 128H178V127H177ZM189 128H196V127H194V126L192 127V126H191V127H189ZM206 128H207V127H206ZM212 128H213V127H212ZM212 128H211V129H212ZM214 128H213V129H214ZM252 128H253V127H252ZM252 128H250V129H252ZM38 129H39V128H38ZM116 129H117V128H116ZM169 129H171V128H169ZM180 129H181V128H180ZM180 129H179V130H180ZM204 129H205V128H204ZM204 129H203V130H204ZM213 129H212V131H211V130L209 131V129H205L206 132H207L206 134H205V130H204V134H205L206 136L204 135L203 137H204V139H205L206 137H208V138H206V140H207L208 143H211V142L209 141V139H210L211 137H209V136H207V135H210L211 132H212V134H213V133H214V130H215V129H214V130H213ZM241 129H242V128H241ZM26 130H28V131H26ZM49 130H50V129H49ZM103 130H104V129H103ZM111 130H113V129H111ZM114 130H115V129H114ZM117 130H118V129H117ZM117 130L114 131V132L117 133ZM120 130H121V129H120ZM126 130H127V129H126ZM131 130H132V129H131ZM145 130H146V129H145ZM177 130H178V129H177ZM184 130H185V129H184ZM184 130H183V131H184ZM193 130H195V129H193ZM203 130H202V131H203ZM255 130H256V129H255ZM11 131H12V130H11ZM11 131H9V133H10ZM80 131H81V130H80ZM104 131H106V130H104ZM121 131H122V130H121ZM163 131H164V130H163ZM190 131L192 132V133H191L192 135H191V136L188 135V134H187V135L189 136V138L192 137L191 140H194V139H195V141H196V140L199 138L198 136H199L200 131H197V133H198L197 136L195 135L196 133H195L194 131H192V130H190ZM202 131H201V133H202V135H203V132H202ZM225 131H226V130H225ZM247 131H248V130H247ZM257 131H258V130H257ZM15 132H17V131H15ZM109 132H110V129H109ZM114 132H113V133H114ZM138 132H139V130H138ZM187 132H189V130H187ZM193 132L195 133V134H194V136H195L194 139H193V137H194V136H193ZM208 132H209V134H208ZM216 132H217V130L215 131V133H216ZM220 132H221V131H220ZM243 132H244V131H243ZM9 133H8L7 139H8V138H11V139L7 140V142H9V143H7V144L10 146L11 143L15 142V140L18 139V138H17V137H18V134L15 136L16 139H14L15 137L13 136V135H14L13 131H12V133H13L12 137H13V138L10 137L11 135H10ZM18 133H19V135H20V132H18ZM30 133H31V131H30ZM46 133L49 134L48 131H47ZM100 133H101V132H100ZM107 133H108V132H107ZM116 133H114V135H115ZM147 133H148V132H147ZM201 133H200V135H201ZM223 133H224V132H223ZM241 133H242V132H241ZM246 133H247V132H246ZM15 134H16V133H15ZM76 134H77V133H76ZM97 134H98V133H97ZM101 134H102V133H101ZM131 134H132V133H131ZM174 134H175V133H174ZM180 134H181V133H180ZM182 134H183V133H182ZM182 134H181V135H182ZM189 134H190V133H189ZM212 134H211V136H212ZM248 134H249V131H248ZM250 134H252V133H250ZM256 134H257V133H256ZM5 135H6V134H5ZM21 135H22L21 137H22V139H23V136H24V135H23V134H21ZM26 135H27V134H26ZM28 135H29V133H28ZM38 135H39V134H38ZM80 135H81V134H80ZM114 135H113V136H114ZM118 135H119V133H118ZM118 135H117V137H118ZM128 135H129V134H128ZM139 135H140V134H139ZM3 136H4V135H3ZM50 136H51V135H49V137H50ZM82 136H83V135H82ZM137 136H138V135H137ZM148 136H149V135H148ZM229 136H230V135H229ZM1 137H2V136H1ZM5 137H6V136H5ZM5 137H4V138L2 137V138H0V139H2L3 142H4V140H6ZM21 137L19 136V138H21ZM49 137H48V138H49ZM121 137H122V136H121ZM133 137H134V136H133ZM143 137H144V136H143ZM181 137H182V136H181ZM196 137H198V138L196 139ZM214 137H215V136H214ZM214 137L212 136V138H214ZM245 137L249 138V137L247 136V134H245ZM245 137H244V138L242 137V138H243V140H244V142H245V145H246V141H245L246 138H245ZM51 138H52V137H51ZM54 138H55V137H54ZM118 138H119V137H118ZM147 138H148V137H147ZM179 138H180V135H179ZM182 138H183V137H182ZM189 138H184L183 140L188 139V145L191 146V144H192L191 142H192V141H190ZM200 138H201V137H200ZM212 138H211V139H212ZM215 138H216V137H215ZM233 138H234V137H233ZM240 138H241V137H240ZM112 139H113V138H112ZM114 139H115V136H114ZM120 139L122 140L123 138H120ZM202 139H203V138H202ZM204 139H203V140H204ZM211 139H210V140H211ZM255 139H256V138H255ZM258 139H259V138H258ZM2 140H0V142H1ZM20 140H21V139H18V140H16V141L18 142V141H20ZM48 140H50V139H48ZM123 140H124V139H123ZM145 140H146V139H145ZM153 140H154V139H153ZM159 140H160V138H159ZM180 140H181V139H180ZM203 140H202V141L200 140V147H202L201 142H204ZM206 140H205V143H206ZM215 140H216V139H215ZM221 140H222V139H221ZM228 140H229V139H228ZM248 140H249V139H248ZM248 140H247V141H248ZM11 141H13V142H11ZM85 141H86V140H85ZM87 141H88V140H87ZM117 141H119V140L116 139V142H117ZM130 141H131V140H130ZM132 141H133V140H132ZM151 141H152V140H151ZM175 141H176V140H175ZM175 141H174V142H175ZM197 141H199V139H198ZM197 141H196V142H197ZM249 141H251V140H249ZM5 142H6V141H5ZM17 142H15V144L13 143L12 146L17 145V144L19 145V142H18V143H17ZM21 142H22V141H21ZM28 142H29V141H28ZM31 142H32V141H31ZM31 142H30V143H31ZM44 142H45V141H44ZM120 142H121V141H120ZM134 142H136V140H134ZM148 142H149V141H148ZM174 142H173V143H174ZM181 142H183V141H181ZM184 142H185V141H184ZM186 142H187V141H186ZM193 142H194V141H193ZM244 142L241 143V145L244 146ZM16 143H17V144H16ZM45 143H46V142H45ZM48 143H49V142H48ZM129 143H131V142H129ZM136 143H137V142H136ZM160 143H161V142H160ZM173 143H172V144H173ZM176 143H177V142H176ZM189 143H191V144H189ZM208 143H207V144H208ZM215 143H216V142H215ZM215 143H214V145H215ZM250 143H251V142H250ZM256 143H257V142H256ZM258 143H259V141H258ZM0 144L2 145V143H0ZM3 144H4V143H3ZM7 144H6V146H7ZM62 144H63V143H61V145H62ZM116 144L118 145V143H116ZM116 144H115V145H116ZM123 144H125V143H123ZM145 144L147 145V143H145ZM157 144H158V142H157ZM182 144H184V146H185V144H187V143H180V145L177 144L178 147L176 146V144H175L174 146H175V148L177 147V149H178L179 146H182ZM197 144L199 145L198 142L196 143V145H197ZM202 144H204V143H202ZM239 144H240V141H239ZM134 145H135V143H134ZM146 145H145V146H146ZM194 145H195V144L193 143V146H191V147L189 148L190 150L187 149V148H188L187 145H186L187 148H185V147H183V148H185L186 151H188V150H189V151H191V150H197V151H199L198 149H200V147H198V149H195V148H197L198 145H197V146H194ZM254 145H255V144H254ZM4 146H5V145H4ZM6 146H5V147H6ZM44 146H45V145H44ZM46 146L48 147V145H46ZM46 146H45V147H46ZM113 146H114V145H113ZM118 146H120V145H118ZM208 146H209V145H208ZM237 146H239V145L237 144ZM237 146L235 147L236 150L239 149V148H237ZM247 146H248V145H247ZM255 146H256V145H255ZM15 147H16V146H15ZM40 147H41V146H40ZM47 147H46V148H47ZM50 147H52V146L50 145ZM130 147H131V146H130ZM146 147H147V146H146ZM193 147H195V148H194V149H191V148H193ZM239 147H240V146H239ZM248 147H249V146H248ZM248 147H247V148H248ZM132 148H133V147H132ZM140 148H141V147H140ZM140 148H139V149H140ZM173 148H174V147H173ZM241 148H243V147H241ZM241 148H240V150H241ZM247 148H246V150H247ZM11 149H12V148H11ZM60 149H61V148H60ZM130 149H131V148H130ZM130 149H129V152H130ZM180 149H181V148H180ZM214 149H215V148H214ZM220 149H221V148H220ZM251 149H252V148H251ZM6 150H7V148H6ZM49 150L51 151V148H50V149H46V152L49 151ZM123 150H124V149H123ZM153 150H154V149H153ZM164 150H165V149H164ZM200 150H201L200 153H204V152H203L204 150L202 151V148H201ZM258 150H259V149H258ZM18 151H19V150H18ZM54 151H55V150H54ZM64 151H65V150H64ZM125 151H126V150H125ZM131 151H133V150H131ZM134 151H135V150H134ZM169 151H170V150H169ZM176 151H177V150H176ZM206 151H207V150H206ZM1 152H2V151H1ZM51 152H52V151H51ZM51 152H50V153H51ZM113 152H114V151H113ZM143 152H144V151H143ZM161 152H162V151H161ZM167 152H168V151H167ZM167 152H164V154L166 153L167 156H165V155H161V156H163L164 159H165V158H166V159H169V160H167V161H170V160H172V158H174V157H173V156H174V153H173V156H172V153H170L169 156H168ZM235 152H236V151H235ZM241 152H242V151H241ZM244 152H245V151H244ZM8 153H9V152H8ZM26 153H27V152H26ZM47 153H48V152H47ZM52 153H53V152H52ZM52 153H51V154H52ZM108 153H109V152H108ZM145 153H146V152H145ZM148 153H149V151H148ZM178 153H179V152H178ZM195 153H197V152L195 151ZM195 153H194V151L192 152V154H195ZM200 153L198 152V155H199ZM207 153H208V152H207ZM207 153H206V154H203V155L205 156V155H207ZM233 153H234V151H233ZM233 153H231V155H232ZM256 153H257V152H256ZM56 154H57V153H56ZM113 154H114V153H113ZM118 154H119V153H118ZM121 154H122V153H121ZM127 154H128V153H127ZM131 154H132V153H131ZM138 154H139V153H138ZM143 154H144V153H143ZM160 154H161V153H159V155H160ZM181 154L183 155V152L180 153V155H181ZM189 154H190V156H191V153H190V152H189ZM208 154H209V153H208ZM234 154H237L236 156H237V158L239 159V157H238L239 152L234 153ZM234 154H233L232 157L235 156ZM250 154H251V153H250ZM21 155H22V154H21ZM88 155H89V154H88ZM123 155H124V154H123ZM125 155H126V154H125ZM144 155H145V154H144ZM159 155H158V156H159ZM178 155H179V154H178ZM182 155H181V156H182ZM184 155H185V153H184ZM187 155H188V154H187ZM200 155H201V154H200ZM213 155H214V154H213ZM217 155H218V154H217ZM254 155H255V154H254ZM45 156H46V155H45ZM50 156H52V155H50ZM128 156H129V155H128ZM137 156H138V155H137ZM142 156H143V155H142ZM145 156H146V155H145ZM161 156H160V157H161ZM176 156H177V155H176ZM176 156H175V157H176ZM181 156H180V157H181ZM190 156L188 155V157H190ZM194 156H197V155H194ZM201 156H202V155H201ZM201 156H199V157H201ZM209 156H210V155H209ZM261 156H262V155H261ZM37 157H38V156H37ZM47 157L50 158V157H49V154L47 155ZM126 157H127V156H126ZM129 157H130V156H129ZM147 157H148V156H147ZM167 157H168V158H167ZM171 157H172V158H171ZM184 157H185V156H184ZM197 157H198V156H197ZM199 157H198V158H199ZM206 157H208V155H207ZM219 157H220V155H219ZM24 158H25V157H24ZM55 158H56V157H55ZM119 158H120V157H119ZM141 158H142V157H141ZM155 158L158 159V157H155ZM182 158H183V157H182ZM182 158H180V160H181ZM194 158H195V157H194ZM194 158H193V155H192V159H194ZM203 158H204V157L202 156L201 159H203ZM214 158H215V157H214ZM247 158H248V157H247ZM50 159H51V158H50ZM57 159H58V158H57ZM111 159H112V158H111ZM124 159H125V157H124ZM124 159H123V160H124ZM136 159H137V158H136ZM138 159L140 160V158H138ZM161 159H162V157H161L160 160H159L160 162L162 161ZM164 159H163V160H164ZM176 159H178V158H176ZM199 159H200V158H199ZM206 159H207V158H206ZM42 160H43V159H42ZM115 160H116V159H115ZM133 160H135V159H133ZM152 160H153V159H152ZM173 160H174V159H173ZM173 160H172V161H173ZM182 160H183V159H182ZM186 160H187V159H186ZM186 160H185V161H186ZM188 160H189V159H188ZM204 160H205V159H204ZM204 160L200 161L201 164L203 163ZM211 160L213 161L214 159L211 158ZM211 160H210V161H211ZM229 160H230V159H229ZM235 160H236V158H235ZM48 161H49V160H48ZM71 161H72V160H71ZM100 161H101V160H100ZM136 161H137V160H136ZM144 161H145V158H144ZM165 161H166V160H164V163H165ZM178 161H179V160H178ZM194 161H196V158H195V160H192L193 164H190V163H192V162H191V159H190V163L186 165L187 168H186V167H183L185 164H184L183 166H180V167H183V170H184V168H185L184 172H183V170H182V171L180 170V172L182 173L183 176H184L183 173H186V174H187V173L190 172V170L192 171L193 168L197 169V168H196L197 166H199V167L201 166V165H197V164H200V163H198L199 160H197L196 162H194ZM208 161H209V160H208ZM208 161H207V162H208ZM217 161H218V160H217ZM217 161L215 160V162H217ZM232 161H233V160H232ZM74 162H75V161H74ZM79 162H80V161H79ZM129 162H130V160H129ZM132 162H133V161H132ZM156 162H157V161H156ZM156 162H155V163H156ZM160 162H159V166L161 165V163H163V161H162L161 163H160ZM170 162H171V161H170ZM170 162H169V163H170ZM174 162H175V161H173L172 163H174ZM205 162H206V161H204V163H205ZM235 162H236V161H235ZM239 162H240V161H239ZM260 162H261V161H260ZM68 163H69V162H68ZM96 163H97V162H96ZM124 163H125V162H124ZM141 163H142V162H141ZM177 163H178V162H177ZM194 163H196V164L194 165ZM213 163H214V161H213ZM213 163H212V165H213ZM29 164H30V163H29ZM43 164H44V163H43ZM48 164H49V163H48ZM99 164H100V163H99ZM114 164H115V163H114ZM126 164H127V163H126ZM143 164H144V163H143ZM150 164H151V163H150ZM157 164H158V162H157ZM170 164H171V163H170ZM170 164H169V165H170ZM97 165H98V164H97ZM138 165H140V163H138ZM141 165H142V164H141ZM141 165H140V166H141ZM144 165H145V164H144ZM165 165L167 166V167H166L167 169H169V168H171V167H172L171 169H173V167L177 166V165L175 164V166L172 165V166L169 167L166 163H165ZM178 165H179V164H178ZM180 165H181V163H180ZM188 165H189V169H190V170L188 169ZM190 165H192V166H190ZM193 165H194V167H193ZM203 165H204V164H203ZM205 165H206V164H205ZM214 165H215V163H214ZM231 165H233V164H231ZM4 166H5V165H4ZM21 166H22V165H21ZM148 166H149V165H148ZM148 166H147V167H148ZM163 166H164V164L162 165V167H163ZM195 166H196V167H195ZM226 166H227V165H226ZM238 166H239V165H238ZM118 167H119V166H118ZM126 167H128V166H126ZM130 167H131V166H130ZM150 167H151V166H150ZM150 167H149V168H150ZM168 167H169V168H168ZM178 167H179V166H178ZM180 167H179V169H180ZM191 167H192V168H191ZM199 167H198V169H197V171H198L199 173L196 172L195 169H193V170H195L194 172H196V173L199 174V177H200V175H201V178H200V179H197V178H198V177H197L198 175L196 176V174H195L196 178H195V176H194V178H195L196 180H198V181H197L198 183H199L200 180H202V178H205V177H202V175H206V176H207L206 171L208 172V171L210 170V169H206V168H205V167H210L209 165H207V166H205V167H204V166H203V167H200L201 170H204V168H205V171H204V172L202 171L204 174H202V172L200 173L201 170L199 169ZM228 167H229V165H228ZM232 167H233V166H232ZM232 167H231V168H232ZM100 168H101V167H100ZM132 168H133V167H132ZM156 168H157V167H155V169H156ZM164 168H165V166H164ZM210 168L212 169V170H210V171H213V167H210ZM214 168L216 169L215 166H214ZM231 168H229V169L227 168V169L230 170ZM234 168H235V165H234ZM239 168H240V166H239ZM120 169H121V168H120ZM125 169H126V168H125ZM135 169H136V168H135ZM153 169H154V168H153ZM161 169L163 170V172H162V170H161L160 173H164L165 170H164L163 168H161ZM176 169H177V168H176ZM176 169H175V171H176ZM235 169H236V168H235ZM241 169H242V168H241ZM262 169H263V168H262ZM44 170H45V169H44ZM130 170H132V169L130 168ZM130 170H129V169H128L127 171L124 170L125 172L122 170L123 173H120V175L125 173V174H127V175H125V174H124V175L128 177V173H126V172H129ZM148 170H149V169H148ZM148 170H147V171H148ZM188 170H189V172H188ZM232 170H234V169H232ZM237 170H238V169H236V172H237ZM69 171H70V170H69ZM132 171H133V170H132ZM157 171H158V170H157ZM169 171H170V170H169ZM169 171H168V172H169ZM172 171H173V170H172ZM186 171H187V172H186ZM241 171H242V170H241ZM43 172H44V171H43ZM137 172H138V170H137ZM137 172H136V173H137ZM158 172H159V171H158ZM213 172H214V171H213ZM216 172H217V171H216ZM234 172H235V170H234ZM29 173H30V172H29ZM81 173H82V172H81ZM155 173H157V172H155ZM160 173H158V174H160ZM178 173H179V172H178ZM181 173H180V174H177V175H178L177 177H178V179H181L180 182H183V181H184L183 178L185 177L184 179H186V175H185L184 177H182ZM208 173L210 174V172H208ZM226 173H227V172H226ZM230 173H231V170H230ZM239 173H240V172H239ZM40 174H41V173H40ZM79 174H80V173H79ZM116 174H117V173H116ZM118 174H119V173H118ZM138 174H139V173H138ZM143 174H144V173H143ZM166 174H167V173H166ZM173 174H174V176L176 177L175 172H174ZM212 174H213V173H212ZM49 175H51V174H49ZM120 175H118V177H120ZM129 175H131V171L129 172ZM156 175H157V174H156ZM169 175H170V174H168V176H169ZM179 175H181V176H179ZM187 175H190V174H187ZM191 175H192V174H191ZM225 175H226V174H224V176H225ZM228 175L231 176V174H229V173H228ZM228 175H227V176H228ZM52 176H53V175H52ZM162 176H165V175H162ZM171 176H173V175L171 174ZM174 176H173V177H174ZM208 176H209V175H208ZM222 176H223V175H222ZM232 176H233V174H232ZM232 176L230 177V179L232 178ZM16 177H17V176H16ZM22 177H23V176H22ZM22 177H21V178H22ZM34 177H35V176H34ZM48 177H51V176H48ZM123 177H124V176H123ZM130 177H131V176H130ZM130 177H129V179H132V177H131V178H130ZM134 177H135V176H134ZM136 177H137V176H136ZM141 177H142V176H141ZM143 177H145V176H143ZM165 177H166V176H165ZM175 177H174V178H175ZM177 177L175 178L176 180H178ZM214 177H215V176H214ZM228 177H229V176H228ZM261 177H262V176H261ZM32 178H33V177H32ZM139 178H140V177H139ZM158 178H159V177H158ZM166 178H167V177H166ZM174 178L171 177V179H173V180H169L170 177H169L167 180H166L165 178H163V179H165L167 182H168V180H169V182H170V181H172V182L174 181V183H175L176 180H175ZM215 178H216V177H215ZM223 178H224V177H223ZM223 178H222V179H223ZM258 178H259V177H258ZM52 179H53V178H52ZM69 179H70V178H69ZM160 179H162V177H161ZM195 179H194V180H195ZM207 179H208V178H207ZM213 179H214V178H213ZM220 179H221V178H220ZM220 179H219V180H220ZM224 179H225V178H224ZM226 179H227V178H226ZM226 179H225V180H226ZM243 179H244V178H243ZM8 180H9V179H8ZM45 180H46V179H45ZM121 180H122V179H120V181H121ZM126 180H127V179H125V181H126ZM134 180H135V178H134ZM134 180H133V183H134ZM136 180H137V178H136ZM165 180H162V181L164 182V183L162 182L163 184L166 183ZM182 180H183V181H182ZM196 180H195V181H196ZM203 180L205 181V179H203ZM225 180H224V182H226V181L229 182V179L226 180V181H225ZM234 180H236V178H235ZM25 181H26V180H25ZM35 181H36V180H35ZM47 181H48V180H47ZM120 181H119V182H120ZM125 181H124V182H125ZM129 181L131 182V180H128V181H127L128 183L126 182L125 186H126V185L128 186V184L130 183ZM140 181L142 182V180H140ZM140 181L138 180V182H140ZM195 181H194V182H195ZM204 181H202V182L200 181V183L204 184ZM208 181H210V180L208 179ZM222 181H223V180H222ZM263 181H264V180H263ZM19 182H20V181H19ZM138 182H137V184H139ZM150 182H151V181H150ZM169 182H168V183H169ZM186 182H187V181H185V184H186ZM194 182H192V183L189 182V183L191 184V185H190V188H192L191 186H192V184H193ZM197 182H195L194 184H196ZM231 182H232V181H231ZM245 182H246V181H245ZM121 183H122V182H120L118 185L120 186ZM133 183H132V185H133ZM144 183H146V182H144ZM144 183H142V184H144ZM147 183H148V182H147ZM162 183H160V184H162ZM168 183L166 184V185H167L166 187L169 186ZM206 183H207V182H206ZM206 183H205V184H206ZM216 183H217V182H216ZM232 183H233V182H232ZM240 183H241V182H240ZM47 184H48V186H49L51 183H49V181H48V183L46 182V185H47ZM68 184H69V183H68ZM130 184H131V183H130ZM134 184H135V183H134ZM137 184H136V185H137ZM140 184H141V183H140ZM149 184H151V183H149ZM158 184H159V183H158ZM158 184H157V186L160 188V190H161V189H162V190L165 189L166 193L168 192L169 194H170L171 190L174 191V187L177 185V183H175V184H176L175 186H174V184H173L174 187L172 186L173 189L170 188L171 190L169 189V190H170V192H169V191H167L168 188H164L165 186L162 188L163 184L160 185V186H159ZM169 184L171 185V183H169ZM194 184H193V185H194ZM205 184H204V185H205ZM207 184H208V183H207ZM247 184H248V183H247ZM256 184H257V183H256ZM73 185H74V184H73ZM102 185H103V184H102ZM154 185H155V184H154ZM217 185H218V184H217ZM236 185H237V184H236ZM240 185H241V184H240ZM240 185H239V186H240ZM242 185H243V184H242ZM53 186H54V185H53ZM100 186H101V185H100ZM121 186L124 187L123 183L121 184ZM129 186H131V185H129ZM138 186H141V185H138ZM142 186H145V184L142 185ZM142 186H141V187H142ZM152 186H153V185H152ZM157 186H154V187H156V189L159 190V188H158ZM186 186H187V185H186ZM200 186H201V185H200ZM200 186H198V188H199ZM215 186H216V185H215ZM237 186H238V185H237ZM41 187H42V185H41ZM95 187H96V186H95ZM108 187H109V186H108ZM110 187H111V186H110ZM110 187H109V188H110ZM123 187H122L121 189H123ZM131 187H132V186H131ZM147 187H148V184H147L146 187H145L146 190H147ZM150 187H151V186H150ZM150 187H149V188H150ZM154 187H153V190L151 189L152 187H151L150 189H151L152 191H154ZM170 187H171V186H170ZM211 187H212V186H211ZM221 187H222V186H220V188H221ZM60 188H61V187H60ZM97 188H98V187H97ZM125 188H127V187H124V189H125ZM133 188H135V185H134ZM133 188H132V189H133ZM142 188H143V187H142ZM142 188H141V189H142ZM184 188H185V187H184ZM184 188H183V189H184ZM187 188H188V187H186L184 190H186ZM190 188L188 189V191L190 190ZM193 188H194V186H193ZM198 188H197V190H198ZM223 188L225 189L226 187H223ZM51 189H52V188H50V191L52 192L53 189H52V190H51ZM66 189H67V188H66ZM66 189H65V190H66ZM135 189H136V188H135ZM138 189H140V187H138ZM166 189H167V190H166ZM178 189H179V188H178ZM216 189H217V188H216ZM218 189H219V187H218ZM221 189H222V188H221ZM39 190H40V189H39ZM45 190H48V188L45 189ZM157 190H156V192H158ZM184 190H182V191H184ZM195 190H196V188H195ZM213 190H214V189H213ZM227 190H228V189H227ZM227 190H225V192H227ZM30 191H31V190H30ZM120 191H122V190H119L118 192H120ZM130 191H131V190H130ZM133 191H135V193H136V191H139V190H137V189L134 190V189H133ZM144 191H145V189H143V192H144ZM165 191H164V192L161 191V193L163 192V193L165 194V195L163 194V195H164V198H162V196H160V195H162V194L159 195V196L161 197V199H163V200L165 199V196H166ZM173 191H172V192H173ZM221 191H222V190H220V191L217 190L216 192H218L219 195H223V194L220 193ZM261 191H262V190H261ZM25 192H26V191H25ZM42 192H43V191H42ZM147 192H149V190H148ZM185 192H187V191H184V193H185ZM212 192H213V191H211V193H212ZM222 192H224V191H222ZM228 192H229V191H228ZM34 193H36V192H34ZM46 193H47V192H46ZM48 193L50 194L49 191H48ZM127 193H128V192H127ZM131 193H132V192H131ZM135 193H134V194H135ZM140 193H141V190H140L139 194H140ZM144 193H145V192H144ZM144 193H143V195L140 194V196H139V194L136 193V194L138 195V198L136 197L137 200L139 201V199L142 197V198H141V201L143 202L142 199L145 197L144 200H145V201L148 200V202H146V203L144 202V203H145L147 206L150 205V206L152 207V205H151L152 202L150 203V202H149V199H150V198H153V199L155 200L154 197H155V196L158 197V193H155V194H154V197H150V195H148V194L144 195ZM188 193H189V194H192V193H190V192H187V196H189ZM214 193H215V192H214ZM229 193H230V192H229ZM14 194H15V193H14ZM38 194H39V193H38ZM118 194H119V193H118ZM123 194H125V193L123 192ZM150 194H151V193H150ZM156 194H157V195H156ZM182 194H183V193H182ZM182 194H181V195H182ZM199 194H200V193H199ZM227 194H228V193H227ZM22 195H23V194H22ZM24 195H25V194H24ZM116 195H117V194H116ZM141 195H142V196H141ZM147 195H148V196H147ZM171 195H172V193L170 194V197H169L168 194H167V197H169V200H168L167 197H166L167 200H165V201H167V202H170L171 205H170L169 203H167V202L164 201V202L167 203V204L163 206V204H162V203H164V202H162L163 200H162V201H161V199L158 200V201H161V202H162L161 204H162V206L165 207V208H166L167 205H168V206L170 205V207L172 206V208H170V207H169V209H168V207L166 208V209H168V211H169V210H170V212L172 211V212H171V215H172V216L166 214L168 217L170 216V219H171V220H169V218H168V219L166 218L167 220H165V218L162 217V215H164L163 212H161V214H162L161 216H160V214L158 215L157 212L160 211V210L163 208L162 206H161L162 208H160V210H157L156 212H154L155 214L157 213V215H155L153 212H152V214H154L155 217L158 216L159 218L161 217V219L163 218L165 221H167V223H169V221H171V224H174L173 226L170 225V227L172 226V227H171L172 230L175 229L176 227L178 228V227L180 226V224L182 223V221H183V225H184V226H183L182 224H181V226H183V227H186V226H187V227H188V223H186V226H185V220H183L182 218H184V217H183L184 214H185L186 217H188V215H186V212H188V214H189V213L191 214L192 212H195V211H191V210H196V212H198V210L200 211V209H197V208H196V205L200 204V202L196 204V202L193 201V203H192L191 205H190V203H188V205L192 206V207H189V206L186 205V204H187V202H186L187 200H186V199L184 200V199L182 198V200L184 201V202L182 203L183 208L186 210V207H187V210L184 212V214L182 213L184 210L181 212V213L183 214V216H182V218H181V219H182V220H181V223H179V221L177 220L178 223H177V221H176V223H177V224H176L175 221H173V223H172V219H173L174 217L177 219V217H178V214H177V216H174V215H176V213H177V212H176L177 209H175V208H173V207L176 206V204H177L178 202H179V203L177 204L178 206H177L176 208H178L181 204H180V201L177 200V198H176V194H175V196L173 195L174 198H173ZM192 195H193V194H192ZM196 195H198V194H196ZM200 195H201V194H200ZM204 195H205V194H204ZM231 195H232V194H231ZM235 195H236V194H235ZM51 196H52V195H50V197H51ZM121 196H122V195H121ZM190 196H191V195H190ZM205 196H206V195H205ZM211 196H212V195H211ZM211 196L209 195L208 199H209ZM216 196L218 197L217 193H216V195H215V199L212 197L213 200H216ZM224 196L227 197V195H225V194H224ZM229 196H230V195H229ZM236 196H237V195H236ZM258 196H259V195H258ZM263 196H264V195H263ZM47 197H49V196L47 195ZM123 197H124V196H123ZM146 197H148L147 200H146ZM149 197H150V198H149ZM222 197H223V196H222ZM232 197H233V196H232ZM129 198H130V197H129ZM131 198H132V197H131ZM170 198H171V199L173 198V201H174V199H176L178 202L175 200L177 203L174 202V203H176V204H175V205H174V204L172 205V202L170 201V200H171ZM189 198H190V197H189ZM202 198H203V197H202ZM212 198H211V199H212ZM219 198H221V197L219 196ZM228 198H230V197H228ZM237 198H238V197H237ZM241 198H242V197H241ZM26 199H27V198H26ZM126 199H127V198H126ZM132 199H133V198H132ZM153 199H151V201H154ZM156 199H157V198H156ZM158 199H159V197H158ZM190 199H191V198H190ZM230 199H231V198H230ZM230 199H228L227 201H229ZM239 199H240V198H239ZM16 200H17V199H16ZM36 200H37V199H36ZM120 200H121V199H120ZM134 200H135V199H134ZM198 200H199V199H198ZM213 200H211V202H212ZM221 200H222V199H220V200L218 201V202H221L220 204H222V201H221ZM224 200H226V199L224 198ZM224 200H223V202H225ZM254 200H255V199H254ZM131 201H132V200H131ZM131 201H130V202H131ZM138 201H137V202H138ZM158 201H156V202H158ZM233 201H234V200H233ZM236 201H238V200L236 199ZM25 202H27V201H25ZM31 202H32V201H31ZM47 202H48V201H47ZM142 202H141V203H142ZM181 202H182V201H181ZM185 202H186V203H185ZM188 202H190V201H188ZM191 202H192V201H191ZM194 202H195V205H193ZM126 203H127V202H126ZM128 203H129V202H128ZM139 203H140V202H139ZM144 203H143V204H144ZM149 203H150V204H149ZM154 203H155V201H154ZM154 203H153V207H154ZM165 203H164V204H165ZM202 203H203V202H202ZM208 203H209V202H208ZM212 203H213V202H212ZM212 203L210 204V206L212 205ZM233 203H234V202H233ZM35 204H36V203H35ZM118 204H119V203H118ZM124 204H125V203H124ZM124 204H123V205H124ZM145 204H144V205H145ZM179 204H180V205H179ZM203 204H204V203H203ZM203 204H202V205H203ZM214 204H215V202H214ZM217 204H218V203H217ZM220 204H218V205H220ZM224 204H225V203H223V205H224ZM226 204H227V203H226ZM230 204H231V203H229L228 206L231 207ZM237 204H240V203H238V202H237V203H234V205H236V206H237ZM2 205H3V203H2ZM12 205H13V204H12ZM29 205H30V204H29ZM156 205H157V203H156ZM156 205H155V207H154L155 209H156V207H157ZM158 205L160 206V204H158ZM202 205H201V207L204 206V205H203V206H202ZM218 205H217V206H218ZM223 205H221V207L224 208L225 206H223ZM38 206H39V205H38ZM45 206H46V205H45ZM66 206H67V205H66ZM120 206H121V205H120ZM142 206H143V205H142ZM184 206H185V207H184ZM199 206H200V205H199ZM210 206H209V207H210ZM214 206H215V205H214ZM228 206H226V208H224V209L226 210ZM30 207H31V206H30ZM59 207H60V206H59ZM134 207H135V205H134ZM201 207H200V208H201ZM207 207H208V206H207ZM207 207H206V208H207ZM221 207H219V211H220V212H221V210H220ZM233 207H234V206H233ZM238 207H239V206H238ZM238 207H237V208H238ZM240 207H241V206H240ZM258 207H259V206H258ZM75 208H76V207H75ZM125 208H126V207H125ZM128 208H129V207H128ZM130 208H131V206H130ZM130 208H129V209H130ZM142 208H143V207H142ZM147 208H149V206H148ZM147 208H146V209L143 208V209H144V213L148 212V211H147V210H148ZM154 208H152L151 211H154V210H155ZM158 208H159V207H158ZM165 208H164V210H163V209H162V210L165 211V210H166ZM180 208H181V206L179 207V209H180ZM189 208H191L190 212L188 211ZM194 208H196V209H194ZM206 208H205V209H206ZM217 208H218V207H216V209H217ZM241 208H242V207H241ZM259 208H260V207H259ZM5 209H6V208H5ZM46 209H47V208H46ZM66 209H67V208H66ZM72 209H73V208H72ZM140 209H141V208H140ZM143 209H141V210H143ZM149 209H150V208H149ZM153 209H154V210H153ZM171 209H173V210L175 209L174 211H175L176 213H174V211L171 210ZM179 209H178V210H179ZM181 209H182V208H181ZM181 209H180V211H181ZM201 209H203V208H201ZM214 209H215V207H214ZM214 209H213V210H214ZM234 209H235V208H234ZM234 209H232V210L234 211ZM245 209H246V208H245ZM250 209H251V208H250ZM141 210L138 211L139 213H135V212H134V214L137 216V214H140V211H141ZM203 210H204V209H203ZM207 210H208V209H206V211H207ZM213 210H212V213H213ZM217 210H218V209H217ZM225 210H224V212H226ZM136 211H137V210H136ZM168 211L166 210V212H168ZM204 211H205V210H204ZM204 211H203V212H204ZM206 211H205V212H206ZM209 211H210V210H208V212H209ZM222 211H223V210H222ZM239 211H240V210H239ZM243 211H244V210H243ZM8 212H9V211H8ZM29 212H30V211H29ZM166 212H165V213H166ZM170 212H169V213H170ZM196 212H195V213H196ZM200 212H201V211H200ZM220 212L217 211L218 215H215V212H214V215H210L209 213H208V214H209L210 216H213V218H214L215 216H216V217L221 216V214L219 215ZM227 212H228V211H227ZM235 212H236V210H235ZM250 212H251V211H250ZM141 213H143V212L141 211ZM144 213H143V214H144ZM149 213H150V210H149ZM172 213H173V214H172ZM178 213H180V212L178 211ZM233 213H234V212H233ZM237 213H238V211H237ZM53 214H54V213H53ZM134 214H133V215H134ZM143 214H142V215H143ZM146 214H148V213H146ZM152 214H150L151 216H150V215H147L148 218H151V217H152ZM190 214H189V215H190ZM199 214H200V216H199ZM201 214H202V213H199V212H198V216H197L198 219H201ZM223 214H224V213H223ZM238 214H239V213H238ZM247 214H248V213H247ZM250 214H251V213H250ZM12 215H13V214H12ZM37 215H38V214H37ZM144 215H145V214H144ZM144 215H143V216H144ZM166 215H164V216H166ZM228 215L230 216V213H229ZM228 215H227V216H228ZM256 215H257V214H256ZM28 216H29V215H28ZM58 216H59V215H58ZM73 216H74V215H73ZM145 216H146V215H145ZM147 216H146V217H147ZM154 216H153V217H154ZM173 216H174V217H173ZM193 216L196 217V214H194ZM202 216H203V215H202ZM206 216H208V215L206 214ZM210 216H209V218H210L209 223H210V221L212 220V217H210ZM231 216H232V215H231ZM244 216H245V215H244ZM248 216H249V215H248ZM59 217H60V216H59ZM70 217H71V215H70ZM120 217H121V216H120ZM140 217H141V216H140ZM153 217H152V219H154ZM189 217H191V216H189ZM189 217H188V218H189ZM194 217H192V221H193V223H195V220H197L198 223H199V220H198V219H195ZM225 217H226V216H225ZM225 217H224V218H225ZM6 218H7V217H6ZM30 218H31V217H30ZM34 218H35V217H34ZM118 218H119V217H118ZM143 218H144V217H143ZM148 218H144V219H141V218H140V221H142V223H144V225H145V221H144V220L147 219V221H146V225L144 226V228H145L146 230L148 229L146 234H145V232H146L145 229H144L145 232H144V233L142 232L144 236L146 235L145 238H144V236H143V238H142L143 240H142V241H144V239H147L148 236H150V234L152 235V236H150L151 238L154 237V236H153L154 234H152V233L149 232L150 228L147 226V225H151V223L148 224V223H149V220H150V219L148 220ZM188 218H184V219H187L186 221H188ZM204 218H205V217H204ZM207 218H208V217H207ZM207 218H206V219H207ZM219 218H220V217H219ZM219 218H218V219H219ZM227 218H228V217H227ZM236 218H237V217H236ZM239 218H240V216H239ZM244 218H245V217H244ZM31 219H32V218H31ZM48 219H49V218H48ZM64 219H65V218H64ZM68 219H69V218H68ZM155 219H157V218H155ZM163 219H162V220H163ZM176 219H175V220H176ZM194 219H195V220H194ZM202 219H203V218H202ZM206 219H205V220H206ZM222 219H223V218H222ZM230 219H231V218H230ZM0 220H1V219H0ZM52 220H53V219H52ZM69 220H70V219H69ZM97 220H98V219H97ZM97 220H96V221H97ZM157 220H159V219H157ZM168 220H169V221H168ZM179 220H180V218H179ZM189 220H190V218H189ZM203 220H204V219H203ZM207 220H208V219H207ZM213 220H214V219H213ZM9 221H10V220H9ZM14 221H15V220H14ZM64 221H65V220H64ZM72 221H73V220H72ZM136 221H137V220H136ZM138 221H139V220H138ZM150 221H151V220H150ZM155 221H156V220H155ZM160 221H161V220H160ZM160 221H158V223H160ZM165 221H164V223H165ZM192 221H191V223H192ZM197 221H196L195 224H198ZM225 221H226V220H225ZM225 221H224V223H225ZM231 221H234V218H233V220H231ZM243 221H244V220H243ZM70 223H71V221H70ZM115 223H116V222H115ZM121 223H122V222H121ZM121 223H120V224L118 223V225L121 226V225H122ZM129 223H130V221H129ZM158 223H157V224H158ZM161 223H162V221H161ZM167 223H165V224H167ZM191 223L189 224V226H192V228H193V227H194V226L192 225L193 223H192V224H191ZM221 223H222V221H221ZM13 224H14V223H13ZM26 224H27V223H26ZM97 224H98V223H97ZM165 224H164V225H165ZM169 224H170V223H169ZM175 224H176V225H179V226H176ZM200 224H202V225H201L202 227L205 225V223H203V221H201V220H200ZM200 224H199L198 226H200ZM210 224H211V223H210ZM7 225H8V224H7ZM9 225H10V224H9ZM61 225H62V224H61ZM65 225H66V224H65ZM67 225H68V223H67ZM72 225H73V224H72ZM99 225H100V224H99ZM118 225H115V227L118 226ZM154 225L157 226L156 224H154ZM154 225H153V226H154ZM162 225H163V224H162ZM162 225H159V226H161V227H166V225H165V226H162ZM167 225H168V224H167ZM0 226H1V225H0ZM105 226H106V225H105ZM120 226H118V227H120ZM122 226H123V225H122ZM125 226H126V225H125ZM125 226H124V227H125ZM140 226H142V224H141ZM181 226L179 227L180 229H179V228H178V229L176 228V229H177L178 231H179V230H182L183 227H181ZM207 226L209 227L210 225H207ZM207 226L205 225V226H204V229H202V230L204 231L205 229H209V228H207ZM227 226H228V225H227ZM229 226H230V225H229ZM235 226H236V225H235ZM237 226H238V225H237ZM261 226H262V225H261ZM29 227H30V226H29ZM46 227H47V226H46ZM100 227H101V226H100ZM115 227H113V228H115ZM118 227H117V228H118ZM126 227H127V226H126ZM142 227H143V226H142ZM147 227H148V228H147ZM150 227H151V226H150ZM157 227H158V226H157ZM157 227H156V228H157ZM161 227H159V229H160ZM173 227H175V228H173ZM195 227H197V226H195ZM195 227H194V228H195ZM263 227H264V226H263ZM62 228H63V227H62ZM65 228H66V227H65ZM67 228H69V227L67 226ZM73 228H74V227H73ZM117 228H116V229H117ZM121 228H122V227H120V229H121ZM130 228H132V227H130ZM134 228H135V227H134ZM156 228H153V229L151 228L150 231L153 232L154 230H156ZM197 228H198V227H197ZM116 229H114V230H116ZM118 229H119V228H118ZM120 229H119V230H120ZM122 229H123V228H122ZM122 229H121V230H122ZM125 229H126V228H125ZM139 229H140V228H139ZM139 229H138V230H139ZM141 229L143 230V228H141ZM159 229H158V230H159ZM165 229H166V228H163V229H162V230H163V233H161V234H164L165 231L167 232V230H165ZM167 229H168V228H167ZM185 229H186V228H185ZM195 229H196V228H195ZM198 229H199V228H198ZM226 229H227V228H226ZM251 229H252V228H251ZM114 230L112 229V231H111V230H108V231H110V234L113 235L112 233H113ZM119 230H117L118 232H117V231H114V234H115V232H117V234H119V233H120ZM152 230H153V231H152ZM160 230H161V229H160ZM162 230H161L160 232H162ZM177 230H176V233H177ZM191 230H192V229H191ZM196 230H197V229H196ZM200 230H201V228H200ZM231 230H232V229H231ZM242 230H243V229H242ZM1 231H2V230H1ZM43 231H44V230H43ZM46 231H47V230H46ZM97 231H98V230H97ZM97 231H96V232H97ZM104 231H105V230H104ZM127 231H128V230H127ZM189 231H190V230H189ZM197 231H199V230H197ZM203 231H201V232H203ZM206 231H207V230H206ZM210 231H211V230H209L208 232H210ZM254 231H255V233H256V230H255V229H254ZM51 232H52V231H51ZM60 232H61V231H60ZM65 232H66V231H65ZM65 232H64V233H65ZM98 232H99V233H98ZM98 232H97V233H98V235H99L101 232H100V231H98ZM111 232H112V233H111ZM121 232H123V234H124V229H123V231H121ZM125 232H126V231H125ZM131 232H133V230H132ZM137 232H138V231H137ZM155 232H156V231H155ZM180 232H181V233H182V232H187V229H186V231H185V230H184V231L182 230V231H180ZM180 232H179V234H180ZM199 232H200V231H199ZM208 232H207V233H208ZM214 232H215V229H214ZM66 233H67L68 235H66ZM66 233L64 234V236L66 235V236H68V237H64V236H63L62 239H64V238H65V239H66V238L68 239L69 237H72V236H73V233H72V234H71V233H68V232H66ZM107 233H108V232H107ZM135 233H136V230L134 231V234L132 233V235H135ZM148 233H149V234H148ZM153 233H154V232H153ZM157 233H158V232H157ZM188 233H189V232H187L186 235H187V236H190V235H188ZM207 233L204 232L203 235H205V234H207ZM211 233H212V232H211ZM239 233H241V232L239 231ZM239 233H238V234H239ZM257 233H258V232H257ZM86 234H87V233H86ZM117 234H115V237H114V235H113V238H112V239H114V238H116V237L119 238L120 235H119V237H118ZM121 234H122V233H121ZM123 234H122V235H123ZM128 234H129V231H128ZM138 234H139V233H138ZM147 234H148V236H147ZM170 234H171L172 236H173V235L175 236V231H174V232H170ZM177 234H178V233H177ZM213 234H214V233H213ZM213 234H210V233H209L208 235H210V237H211V235H213ZM229 234H230V233H229ZM238 234H237V235H238ZM242 234L244 235V232H242ZM3 235H4V234H3ZM46 235H47V234H46ZM61 235H62V234H61ZM69 235H72V236H69ZM74 235H76V234H74ZM77 235H78V234H77ZM91 235H92V234H91ZM91 235H90V236H91ZM94 235H95V234H94ZM111 235H109V234L107 235V234H106L107 237H108V236H111ZM136 235H137V234H136ZM140 235H141V231H140ZM159 235H160V234H159ZM164 235H165V234H164ZM164 235H162V236H160V237L163 238ZM167 235H168V237H171V235H169V233H167ZM167 235H166L164 238H168ZM182 235H183V234H182ZM186 235L184 234V236H186ZM216 235H217V234H216ZM219 235H220V234H219ZM226 235H227V234H226ZM255 235H256V234H255ZM258 235H259V234H258ZM96 236H97V234H96ZM141 236H142V235H141ZM141 236L139 237V235H138V238L135 237V236H131L130 239L127 238V240H131V242H132V239H133L132 237H134V238H137V239L140 238L139 240H137V241L140 242V240H141ZM155 236H157V235H155ZM174 236H173V237H174ZM176 236H177V235H176ZM179 236H180V235H179ZM179 236H178V237H179ZM198 236H199V235H198ZM213 236H214V235H213ZM213 236H212V237H213ZM235 236H236V233H235ZM239 236H240V235H239ZM239 236H238V237H239ZM13 237H14V236H13ZM51 237H52V236H51ZM73 237H74V236H73ZM73 237H72V239H73ZM81 237H83V236H80V238H81ZM111 237H112V236H111ZM158 237H159V236H158ZM181 237H182V238H181ZM181 237H180L179 239H183V236H181ZM218 237H219V236H218ZM224 237H225V236H224ZM229 237H232L231 239H233V238L235 239L234 235H233V236H229ZM236 237H237V236H236ZM238 237H237L236 239H239ZM74 238H75V237H74ZM99 238H101L100 235H99ZM102 238H103V237H102ZM108 238H109V237H108ZM131 238H132V239H131ZM151 238H150V239H151ZM161 238H160V239H161ZM171 238H172V237H171ZM176 238H177V237H176ZM176 238H175V239H176ZM188 238H189V237H188ZM190 238H191V236H190ZM203 238H205V237H203ZM203 238H202V239H203ZM206 238H209V237H206ZM206 238H205V239H206ZM215 238H217V236H216ZM222 238H223V237H222ZM227 238H228V235H227ZM241 238H242V237H241ZM243 238H244V237H243ZM243 238H242V239H243ZM12 239H13V238H12ZM49 239H50V238H49ZM69 239H70V238H69ZM69 239H68V243L71 242V239H70V241H69ZM75 239H77V237H76ZM90 239H91V238H90ZM94 239H95V238H94ZM105 239H106V238H105ZM105 239L103 238L104 243H105ZM156 239H157V237H156ZM156 239H155V240H156ZM172 239H173V238H172ZM175 239H173V240H175ZM179 239H178V240H179ZM231 239H230V240H231ZM236 239H235V240H236ZM242 239H241V240H242ZM251 239H252V238H251ZM77 240H78V239H77ZM96 240H98V238H97ZM99 240L101 241V239H99ZM103 240H102L101 242H103ZM106 240H108V239H106ZM158 240H159V238L156 240V242H157ZM164 240H167V239H164ZM168 240H170V239L168 238ZM168 240H167V242H168ZM173 240H170V242H168V244H169V243L171 244V243L173 242ZM176 240H177V239H176ZM197 240H198V239H197ZM206 240H207V239H206ZM211 240H212V239H211ZM211 240H210V238H209L207 241H211ZM214 240H216V239H214ZM214 240H213L212 244L214 243ZM218 240H219V239H218ZM223 240H224V239H223ZM228 240H229V239H228ZM228 240H227V241H228ZM235 240H234V241H235ZM239 240H240V239H239ZM239 240H238V241H239ZM241 240H240V241H241ZM246 240H248V239L246 238ZM263 240H264V238H263ZM39 241H40V240H39ZM44 241H45V240H44ZM60 241H61V240H60ZM72 241L74 242V240H72ZM79 241H80V239H79ZM109 241H110V238H109L108 242H109ZM112 241H113V240H112ZM112 241H111V242H112ZM114 241H116V240H114ZM114 241H113V242H114ZM121 241H122V240H121ZM137 241H136V242H137ZM142 241H141L140 243H139V242H138V243L135 242V243H136V244H139V245H141V243H142V244H143V243L145 244V241H144V242H142ZM147 241L149 242L150 240L148 239ZM147 241H146V243H147ZM152 241H154V240H152ZM152 241H151V242H152ZM161 241H162V240L159 241V244H160ZM189 241H190V240H189ZM198 241H200V238H199ZM198 241H197V242H198ZM201 241H202V240H201ZM204 241H205V240H203L202 243L200 242V244L202 245V247H203V245H205V247L207 248L209 245H211V244L208 242L209 244H207V245H208V246H207L206 244H204V243H205ZM227 241H226V242H227ZM231 241H233V240H231ZM249 241H250V240H249ZM15 242H16V241H15ZM50 242H51V241H50ZM62 242H63V241H62ZM64 242H65V241H64ZM77 242H78V241H77ZM77 242H75V245H76ZM101 242H100V244L103 245L104 243H101ZM113 242H112V243H113ZM123 242H124V241H123ZM131 242H130V243H131ZM133 242H134V241H133ZM154 242H155V241H154ZM156 242H155V243H156ZM163 242H164V241H163ZM163 242H162V243H163ZM167 242H165V243H163V244L161 243V248H163L162 245H164V248H165V247H168L169 245L167 244ZM175 242H176V241H175ZM175 242L173 243V247H174V245H177V244H178V243L175 244ZM184 242H185V241H184ZM192 242H193V241H192ZM195 242H196V240H195ZM224 242H225V241H224ZM226 242H225V243H226ZM250 242H251V241H250ZM252 242H253V241H252ZM112 243H111V247H112ZM118 243H119V242H118ZM120 243H121V242H120ZM125 243H126V242H125ZM193 243H194V242H193ZM206 243H207V242H206ZM218 243H219V242H218ZM220 243H222V241H221ZM231 243H232V242H230L229 244H231ZM234 243H235V242H234ZM236 243H237V242H236ZM240 243H241V242H239V244H240ZM258 243H259V242H258ZM19 244H20V243H19ZM39 244H40V243H39ZM45 244H46V243H45ZM64 244H65V243H64ZM66 244H67V243H66ZM66 244H65V245H66ZM70 244L72 245V242H71ZM70 244H67V245L69 246ZM78 244H80V242H79ZM107 244H108V243H107ZM113 244H114V243H113ZM116 244H117V241H116ZM116 244H115V246L113 245V247H114L115 249H116V247H117ZM136 244H135V245H136ZM157 244H158V242L156 243V247H157ZM165 244H167L168 246L165 245ZM191 244H192V243H191ZM226 244H227V243H226ZM229 244H227L228 247H229ZM239 244H238V246H239ZM8 245H9V244H8ZM34 245H35V244H34ZM42 245H43V244H42ZM104 245H105V244H104ZM118 245H119V244H118ZM121 245H122V244H121ZM123 245H124V243H123ZM123 245H122V246H123ZM128 245H129V244H128V242H127V246H128ZM131 245H132L131 248H133V247L135 246V245H133V243H131ZM139 245L136 246V248H137V247H140V249H139V248L136 249V248L134 247L137 251H140V250H141L142 245H141V246H139ZM154 245H155V244L153 243V246H154ZM171 245H172V244H171ZM180 245H181V244H180ZM182 245H183V244H182ZM185 245H186V244H185ZM201 245H199V243H197L196 246H200V247H201ZM215 245L218 246L217 241H216V243H214L212 246L215 247ZM221 245H224V244H221ZM240 245H242V244H240ZM244 245H246V244H244ZM249 245H250V244H249ZM10 246H11V245H10ZM49 246H50V245H49ZM51 246H52V245H51ZM63 246H64V245H63ZM72 246H73V245H72ZM119 246H120V245H119ZM124 246H126V245H124ZM147 246H149V244H148V245L146 244L145 246H143L144 248L142 247V248H143V251H144V250H147L146 248H148L147 251L150 252V251H149V247H147ZM158 246H160V245H158ZM189 246H190V245H189ZM217 246H216V247H217ZM246 246H247V245H246ZM42 247H43V246H42ZM52 247L54 248V246H52ZM105 247H106V246H105ZM108 247H109V246H108ZM120 247H121V246H120ZM120 247H119V248H120ZM128 247H129V246H128ZM145 247H146V248H145ZM173 247H172V249H173ZM175 247H177V246H175ZM181 247H182V246H181ZM183 247H184V245H183ZM216 247H215V248H216ZM219 247L221 248L220 244H219ZM226 247H227V246L225 245V248H226ZM228 247L226 248V250L228 249ZM239 247H240V246H239ZM243 247H244V246H243ZM252 247H253V246H252ZM261 247H262V246H261ZM3 248H4V246H3ZM9 248H10V247H9ZM49 248H50V247H49ZM64 248H66V247H64ZM72 248H73V247H72ZM121 248H122V247H121ZM131 248H129V249L132 250ZM153 248H154V247H153ZM153 248L151 247V249H152L151 251H152V252H154ZM177 248H178V247H177ZM177 248H176V249H177ZM185 248H187V246H186ZM195 248H197V249H199V250L197 251V250L195 249V250H194V253H195V251H196L197 253H199V251L201 250V248H199V247H195ZM220 248H219V249H220ZM222 248H223V246H222ZM232 248H233V247H232ZM24 249H25V248H24ZM102 249H103V248H102ZM110 249H111V248H110ZM115 249H114V251L116 252L117 249H118V247H117L116 250H115ZM125 249H126V247H125ZM135 249H133V250L131 251V253H132ZM156 249L159 250V247L156 248ZM166 249H167V248H166ZM166 249H164V250H163V249H160V250H161V251L163 250V253H164V251H165ZM193 249H194V247H193ZM204 249H205V248H204ZM204 249L202 248V250H204ZM223 249H224V248H223ZM242 249H243V248H242ZM242 249H240V250H242ZM7 250H8V249H7ZM19 250H20V249H19ZM127 250H128V249H127ZM158 250H157V251L155 250V252H154L155 255H156L155 258L159 257V256L156 254V253H160ZM185 250H187V249H185ZM217 250H218V249H217ZM224 250H225V249H224ZM238 250H239V249H238ZM243 250H244V249H243ZM243 250H242V252H243ZM36 251H37V250H36ZM106 251H107V250H106ZM119 251H121V250H119ZM123 251H125V252H124V254H125V253H126V250L122 249V252H123ZM141 251H142V250H141ZM141 251H140V252H141ZM143 251H142V252H143ZM147 251H144V252L148 253ZM166 251H167V250H166ZM166 251H165V252H166ZM173 251H174V253L171 251V252H172V253H171L172 255H171L170 252H169V256L171 255V258H168V259H172L173 261H171V260L166 261V262L164 261L166 264H172V262H173V264H175V263H174V257H176V256H175V254H176L175 252H178V251H175V249H174ZM207 251H209V250H207ZM221 251H222V250H221ZM227 251H228V250H227ZM41 252H42V251H41ZM45 252H46V251H45ZM103 252H104V251H103ZM111 252H112V251H111ZM115 252H114V254H115ZM117 252H118V251H117ZM127 252H129V250H128ZM134 252H136V251H134ZM182 252H183V251H182ZM200 252H201V251H200ZM204 252H205V251H204ZM224 252H225V251H224ZM263 252H264V251H263ZM24 253H25V252H24ZM50 253H51V252H50ZM118 253H120V252H118ZM136 253H138V254L141 255V253H139V252H136ZM146 253H145V254H146ZM154 253H150V254H152V255L154 256ZM161 253H162V252H161ZM163 253H162V254H163ZM167 253H168V252H167ZM187 253H188V252H187ZM190 253H191V252H190ZM190 253H189V254H190ZM219 253H220V252H219ZM221 253H222V252H221ZM22 254H23V253H22ZM73 254H74V252H73ZM103 254H104V253H103ZM124 254H120V255H124ZM126 254H130V253H126ZM126 254H125V257H124V256H122V257H123V258H127V257H126ZM143 254H144V253H143ZM145 254H144V255H145ZM150 254H149V255H150ZM162 254H160V255L163 257L164 254H163V255H162ZM173 254H174V256H173ZM184 254H185V251H184ZM189 254H188V255H189ZM223 254H224V253H223ZM249 254H250V253H249ZM7 255H8V254H7ZM112 255H113V254H112ZM117 255H118V254H117ZM134 255H136V254L134 253ZM140 255H139V257L136 255L137 258H136L135 256H134V257H133V256H132V257L129 256V260H127V259H126V260L123 259V262H120V263H119V261H118V263H116V264H121V263H124L125 261H126V263H124V264H129L131 260H133V261H136L137 259L139 260V258L141 257ZM144 255H143V256H144ZM146 255H147V254H146ZM149 255H147V256H149ZM190 255H191V254H190ZM192 255H193V254H192ZM192 255H191V256H192ZM206 255H207V254H206ZM221 255H222V254H221ZM104 256H105V255H104ZM143 256H142V258H144ZM161 256H160V257H161ZM165 256H166L165 258H167L168 255H165ZM185 256H187V254H186ZM191 256H189L190 258L187 256L189 259H187L186 257H183V258H185L184 260H186V261H187V260L189 261L190 259H191V261H192L193 258H191ZM193 256H194V255H193ZM193 256H192V257H193ZM196 256H197V255H196ZM222 256H223V255H222ZM222 256H221V258H223ZM15 257H16V256H15ZM113 257H114V256H113ZM115 257H116V256H115ZM118 257H119V256H118ZM118 257H117V258H118ZM122 257L120 256V258H121L120 261H122ZM130 257H131V260H130ZM150 257H151V255L149 256V259H151ZM233 257H234V256H233ZM33 258H34V257H33ZM52 258H53V257H52ZM120 258H119V259H120ZM133 258H134V259L136 258V259L134 260ZM152 258H154V257H152ZM155 258H154V260H155ZM203 258H204V257H203ZM54 259H55V258H54ZM109 259H110V258H109ZM119 259H118V260H119ZM146 259H147V258L145 257L144 260H146ZM149 259H148V260H149ZM157 259H160V258H157ZM161 259H162V258H161ZM168 259H167V260H168ZM198 259H199V258H198ZM76 260H77V259H76ZM111 260H113V259H111ZM124 260H125V261H124ZM142 260H143V259H142ZM144 260H143L142 262H145ZM164 260H165V259H164ZM210 260H211V259H210ZM0 261H1V260H0ZM5 261H6V260H5ZM61 261H62V260H61ZM107 261H108V260H107ZM149 261H151V264H152V260H149ZM149 261H147V263H148ZM158 261H159V263H160V260H157V261L155 260V262H154V261H153V262H154V264H158V263H156V262H158ZM170 261H171V262H170ZM203 261H204V260H203ZM104 262H105V261H104ZM104 262H102V263H104ZM131 262H132V261H131ZM136 262L139 263L140 261H139V262L136 261ZM180 262H182V260H180ZM189 262H190V261H189ZM189 262H188L187 264H190V263H191V262H190V263H189ZM193 262H195V261H192L191 264H193ZM200 262H201V261H200ZM238 262H239V260H238ZM244 262H245V261H244ZM2 263H3V262H2ZM45 263H46V262H45ZM161 263H162V262H161ZM182 263L185 264L186 262H182ZM182 263H181V264H182ZM225 263H226V262H225ZM225 263H224V264H225ZM252 263H253V262H252ZM9 264H11V263H9ZM38 264H39V263H38ZM106 264H108V263H106ZM109 264H110V263H109ZM112 264H113V263H112ZM114 264H115V263H114ZM131 264H133V262H132ZM134 264H135V263H134ZM143 264H146V263H143ZM163 264H164V263H163ZM179 264H180V263H179ZM194 264H195V263H194ZM222 264H223V262H222Z\"/></svg>",
	"mask_w": 264,
	"mask_h": 264
}]
</instances>
